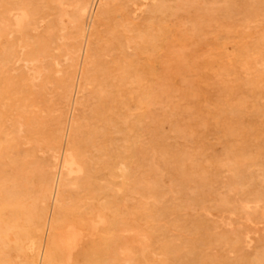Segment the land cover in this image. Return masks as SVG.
I'll return each instance as SVG.
<instances>
[{
    "label": "rangeland",
    "instance_id": "rangeland-1",
    "mask_svg": "<svg viewBox=\"0 0 264 264\" xmlns=\"http://www.w3.org/2000/svg\"><path fill=\"white\" fill-rule=\"evenodd\" d=\"M2 1V2H1ZM53 1L54 0H0V16H1V14H2V16L0 17V34H2V35H0V93H1V91H3L2 93H1V95H0V120L3 118V117H5V118H3V121H0V130H4L3 132L2 131H0V135L4 138V139H2L1 138V136H0V142L2 141V143H0V153L2 152V151H4L3 153H1L0 155H1V157H0V167L2 168V171H0V189L2 188L3 189V194L1 193L2 191V189L0 190V194H2V198H1V195H0V198H1V200H0V216H1V218H0V235H1V237H0V240L1 241H3V244H4V246H3V244H2V246H1V249H3L4 250V252H5V250H6V256L7 255H9L10 257L8 258V256L6 257V256H4V252H2L3 250H1L0 249V254L2 255V256H4V257H6V258H4V260H2V257L0 256V264H1V262L3 263V264H41V260L43 261L42 263H44V261H45V259H43V257L42 256H45V253H46V247H47V244L45 243V240L44 239H46V241H48V239H49V237L48 236H46V235H49V228H50V222L54 219L53 218V215H54V217H55V214H56V210L58 211L57 212V214H56V216H59V214H60V218L62 219V220H66L65 222H70V221H74L77 225H82L83 227H85L84 229H85V232H84V236H83V239L79 242V244H78V246H77V248L74 250V253H73V256H72V258L68 261L67 260V256L63 253V251L61 250H59V259L56 261V262H58L59 260H62V262H58L57 264H76V263H78V264H85L86 262H88V264H145V262L147 263H149V264H264V208H263V206H264V177L263 178H256L255 179V175L254 174H256L257 172H258V169L257 168H255V167H252L251 168V170H247V174L245 173V175H244V178L243 179H245L246 181H243L242 180V183L244 184H242V183H239L240 184V186L241 187H238L239 186V184L236 186V187H234V188H230L229 186H228V180H229V178H228V173L226 172V171H223V173L222 172H216L215 173V171H213L211 168H210V166H211V160H210V158H209V156H207V155H209V153H217V155H219V154H222V153H220L221 152V150L223 151V149H221L222 148V146H224V143H225V140L228 138V137H231L230 135H228V131H230L231 130V125H232V130L234 131L235 129L238 131L239 129H237L238 128V124H235L236 122H235V120H234V118L236 119L237 117H235V115H237V113L241 116V115H243V116H245L246 117V115H247V117H246V119H250V120H253L252 118L256 115V114H263L264 113V97H263V95H264V78H262V77H264V68H263V66H264V64H263V66L261 65L262 64V62H264V51L262 52L261 51V53L259 52V53H252V52H254L252 49H251V53L253 54L252 55V58H251V53H250V51L248 52V54L246 55V54H242L241 55V50H239V54L238 53H236V52H238V49H241L242 48V46L244 45V44H247V41H248V44H247V47H249V48H251L252 47V45H251V42H252V35H254V34H257V32L256 31H258L259 29V31H258V34L259 33H261V32H263V21H264V0H242V1H244V2H240L239 0H235V1H233L232 0V3H231V5L232 4H234V5H236V7H234L233 5L232 6H230L229 7V9L227 10V13H228V11H229V13L233 16H231L230 14H228L227 15V13H223V11H221V10H218L216 7L219 5L218 3H215L214 4V0H206V1H204V0H194V2H192L191 4H188V6H187V4H184L185 2V0L183 1V0H181V2L183 3V4H181L180 3V0H172V1H170V0H154L150 5H149V8H150V6H153V7H155V8H153L152 9V7L148 10V7L146 6L145 7V5H140L141 4V0H139L137 3L136 2H134V0H124V3H123V1L122 0H102V2H101V0H88L87 1V3H88V5L86 6V9H85V11L83 12V14L80 16L81 18H80V22H76L74 19H75V14L76 13H78V11H79V6H80V4H79V0H61V1H63V2H61L60 0H55V4L53 3ZM60 2L59 4H57L56 2ZM94 1H96V2H98V3H96V2H94ZM105 1V2H104ZM126 1H127V3H126ZM147 1V0H146ZM161 1V2H160ZM164 1V2H163ZM178 1V2H177ZM213 1V2H212ZM218 0H216V2H217ZM250 1V2H249ZM10 2V3H9ZM14 2H16L15 3V5L13 4ZM23 3V5H22V3ZM73 2V3H72ZM100 2H101V4H100ZM158 2V3H157ZM160 2V3H159ZM163 2V3H162ZM170 2H172V3H170ZM173 2H175L176 4H174ZM200 2V3H199ZM237 2V3H236ZM249 2V3H248ZM54 5H53V4ZM67 3L69 4V5H67ZM90 3H91V5H90ZM126 3V4H125ZM132 3V4H131ZM134 3V4H133ZM179 3V4H178ZM198 5H197V4ZM256 3V4H255ZM258 3V4H257ZM262 4V6H260L261 4ZM73 4V5H72ZM77 4H78V6H77ZM97 4V5H96ZM103 4V5H102ZM131 6H130V5ZM181 4V6L183 5V7L185 8V9H183L181 6V8L178 6V5H180ZM203 4H205V5H203ZM207 4V5H206ZM51 5V6H50ZM58 5L59 6H61V7H59V8H62V9H59L58 10ZM64 5V6H63ZM97 7H95V6ZM127 5H129L128 6V8L126 7ZM157 7H156V6ZM165 7H164V6ZM167 5V6H166ZM174 5H176V6H174ZM195 5H196V7H195ZM208 5H209V7H208ZM213 5V6H212ZM217 5V6H216ZM254 5H256V7L254 8ZM17 6H18V8H17ZM20 6V7H19ZM22 6V7H21ZM29 6V8H27ZM36 6H38V7H36ZM47 6H48V8H47ZM69 8V10H68V8ZM69 6H72V7H69ZM94 6V7H93ZM170 6H172V7H175V8H172V7H170ZM179 7V8H176V7ZM212 6V7H211ZM242 6V7H241ZM253 6V7H252ZM16 7V8H15ZM44 7V8H43ZM78 7V8H77ZM87 7L90 9H87ZM137 7V8H136ZM144 7V8H143ZM206 7V8H205ZM250 9H249V8ZM10 8V9H9ZM74 8H76V9H74ZM127 8V9H126ZM130 8H132L134 11H136V12H133L132 11V9H130ZM159 8V11L157 10ZM160 8H161V10H160ZM168 8V9H167ZM193 8H195V9H193ZM204 8V9H203ZM208 8V9H207ZM209 8H213V9H210V15L212 16V14H213V17H211L208 13H206V11H205V9H207V12L209 11ZM240 8V9H239ZM252 8H254L253 10H254V13H253V11H252ZM262 9V11L261 10H259V9ZM21 9V10H20ZM26 9V10H25ZM46 9H48V11L46 10ZM72 9V10H71ZM96 9H97V15H96ZM136 9V10H135ZM142 9H144V10H142ZM158 11H156V10ZM173 9L175 10V11H173ZM235 9V10H234ZM245 9H247V11H245ZM255 9H257V10H255ZM12 10H13V13H12ZM20 10V11H19ZM37 10V11H36ZM55 12H54V11ZM71 10V11H70ZM89 10V11H88ZM99 10V11H98ZM127 10V11H126ZM129 10V11H128ZM147 10V11H146ZM150 10H151V12L153 13H150ZM187 10H189V11H187ZM191 10V11H190ZM232 10V12H230ZM250 10H251V12H250ZM260 12H259V11ZM3 11H6V12H3ZM10 11V12H9ZM53 11V12H52ZM63 11V12H62ZM123 11H126V12H124L123 13ZM138 11H140L139 13H138ZM176 11H177V13H176ZM179 11V12H178ZM193 11V12H192ZM196 11V12H195ZM200 11V12H199ZM211 11H216V12H218L219 13V15L217 16L214 12L212 13ZM221 11V12H220ZM246 13H245V12ZM256 11V12H255ZM258 11V12H257ZM51 12V13H50ZM58 12L60 13V15L58 14ZM71 14H74V15H70V13ZM89 12H94V13H92L93 15H91V18H90V15H89ZM121 12V13H120ZM128 12V13H127ZM131 12V14H129ZM145 12H147V14H149L148 16H147V14L145 13ZM172 12V13H171ZM181 12V13H180ZM188 12V13H187ZM195 12V13H194ZM224 12H226V11H224ZM250 12V13H249ZM9 13V14H8ZM25 13L27 14V15H25ZM69 13V14H68ZM90 13V14H91ZM120 15V16H118V14ZM137 13V14H136ZM164 15H163V14ZM168 13H170L169 15H168ZM174 13V14H173ZM185 13V14H184ZM186 13L188 14L187 16H188V18L186 17ZM199 13V14H198ZM203 13H205V14H203ZM212 13V14H211ZM221 13H222V15H226V16H223V17H220V16H222L221 15ZM237 15H236V14ZM247 13H248V18H246L247 17ZM255 13H257V14H259V16L261 17H259V16H257ZM7 14V15H6ZM14 14V15H13ZM17 14H19V15H17ZM39 14V15H38ZM52 14H53V16H52ZM57 14V15H56ZM68 14V15H67ZM122 14H124V15H122ZM127 14H129V15H127ZM133 14L135 15L134 17H133ZM146 14V15H145ZM157 14V16H155ZM173 14V15H172ZM178 14V15H177ZM214 14H215V16L216 17H218V19L220 20H218V19H215L216 17L214 16ZM249 14H250V17H249ZM256 15L257 16V18H256V16H253V15ZM263 14V15H262ZM13 15V16H12ZM30 15V16H29ZM56 15V16H55ZM87 15H89V16H87ZM94 15H95V17H94ZM117 15V16H116ZM139 15V16H138ZM146 16L145 18H146V20H145V18H144V16ZM153 15V16H152ZM181 15L183 16V17H181ZM185 15V16H184ZM191 15V16H190ZM196 15V16H195ZM197 15H199V16H197ZM205 15V16H204ZM207 15V16H206ZM210 17H209V16ZM235 15H236V17H235ZM18 16V17H17ZM46 16H47V18H46ZM51 16H52V18H51ZM61 16V17H60ZM87 16V17H86ZM93 16V17H92ZM128 16V17H127ZM137 16V17H136ZM201 16V17H200ZM241 16H243L242 17V19H241V22H240V20H238V18L240 19L241 18ZM251 16H253V17H251ZM11 17V18H10ZM31 17V18H30ZM73 17V18H72ZM117 17H119V20H118V18ZM126 17V18H125ZM139 17V18H138ZM149 17H151V19L149 18ZM156 17V18H155ZM160 17H162V18H160ZM195 17V18H194ZM205 17L207 18L206 19V21H204L205 20ZM215 17V18H214ZM229 19H228V18ZM231 17V18H230ZM55 18H56V20H55ZM84 18V19H83ZM159 18H160V20H159ZM180 18H182V19H180ZM187 18V19H186ZM191 18V19H190ZM203 18V19H202ZM210 20H209V19ZM211 18H213V20L214 21H212V22H210L212 19ZM224 20H222V19ZM226 18H227V20H226ZM244 18H246L244 21H242ZM249 18H250V20H249ZM253 18H256V19H253ZM7 20V23L4 21V20ZM14 19V20H13ZM27 19V20H26ZM32 19H33V21H32ZM44 19H46V20H44ZM51 19H52V21H51ZM66 19V20H65ZM72 19V20H71ZM89 19H90V21H89ZM133 19V20H132ZM138 19H140V21L141 22H143V25L144 24H147V27L148 26H150L151 27V23H153L152 24V27L150 28V27H148L147 28V31H146V28H145V26L143 27V25L141 24V22L140 21H138V23H137V20ZM142 19V20H141ZM151 21H150V20ZM152 19H154V21L152 20ZM156 19H157V21H158V23L161 25V27H160V25L157 23V21H156ZM166 19V20H165ZM171 19H176L175 21L174 20H171ZM185 19H186V21H185ZM189 19H190V21H189ZM234 19V20H233ZM249 20V22H247L248 20ZM60 20V21H59ZM92 20V21H91ZM132 20V21H131ZM136 20V21H135ZM144 20V21H143ZM148 20V21H147ZM171 20V21H170ZM187 20L191 23H187L186 24V22H187ZM199 20V21H198ZM209 20V21H208ZM221 20L223 21V24L224 25H221L222 24V22H221ZM236 20H238V22L236 21ZM261 20H263L262 22H261ZM43 21V22H42ZM55 21H57V22H55ZM69 21H71V22H69ZM89 21V22H88ZM134 21V22H133ZM150 21V25H148L149 22ZM156 21V22H155ZM163 21H165V22H163ZM172 21H173V23H172ZM181 21V22H180ZM202 22L203 21V24H199L198 22ZM226 21V22H225ZM233 21V22H232ZM258 21H259V23H258ZM39 22H41V23H39ZM44 22H46V24L44 23ZM49 22H52V23H50L49 24ZM55 22V23H54ZM68 22H69V24H68ZM73 22V23H72ZM74 22H75V24H74ZM83 22H84V25H83ZM92 22V23H91ZM119 22H121V23H119ZM124 24H123V23ZM135 22H136V24H135ZM146 22V23H145ZM183 22V23H182ZM205 22L206 23H208V25L207 24H205ZM210 22V23H209ZM214 22H215V24H214ZM241 24H243V26L244 27H246L245 29L247 30L246 32L244 31L245 29L243 28V26L242 25H240V23ZM243 22V23H242ZM247 22V23H246ZM251 22H257V23H255V26H254V24L252 23L251 24ZM3 23V24H2ZM44 23V24H43ZM58 23V24H57ZM60 23H62L61 25H59ZM68 25H67V24ZM80 23H82L81 24V26H80ZM90 23V24H89ZM118 23V24H117ZM133 23H134V25H133ZM140 23V24H139ZM167 23H169V24H167ZM171 23V24H170ZM197 23V24H196ZM232 23V24H231ZM237 23H238V25H237ZM246 23V24H245ZM250 23V24H249ZM260 23H262V24H260ZM10 24V25H9ZM15 24V25H14ZM52 24H54V25H52ZM76 24H78V25H76ZM88 24V25H87ZM131 24L135 27H132L131 26ZM159 26H158V25ZM163 24V25H162ZM166 24V27H168V26H170L169 27V29H171V30H169L168 28H165V25ZM178 24H180V25H178ZM190 24V25H189ZM195 24V25H194ZM216 24H218V26L216 25ZM235 24V25H234ZM247 24H248V26H251L250 28L252 29V30H250V29H248L249 27L247 26ZM22 25V26H21ZM29 25V26H28ZM39 25V26H38ZM42 25V26H41ZM63 25V26H62ZM77 27H76V26ZM90 25V26H89ZM101 25V26H100ZM119 25V26H118ZM123 25V26H122ZM136 25V26H135ZM141 25V26H140ZM172 25H174V26H172ZM188 25L190 26V27H188ZM192 25V26H191ZM201 28H199L198 26ZM203 25V26H202ZM221 25V26H220ZM226 25V26H225ZM260 26V27H258V26ZM9 26H11V27H9ZM31 26V27H30ZM34 26V28L36 29V31H35V29L33 28L32 29V27ZM41 26V27H40ZM44 26V28H42ZM48 26V27H47ZM53 26V27H52ZM65 26V27H64ZM66 26H68V28L71 30H69L68 28L67 29H65L66 28ZM85 26V27H84ZM91 28H89V27ZM129 26V27H128ZM140 26V27H139ZM157 26V27H156ZM172 26V27H171ZM182 26V27H181ZM196 27L195 28V31H193V29L194 28H192V27ZM202 26V27H201ZM204 26H206V27H204ZM212 26H215V27H212ZM229 26V27H228ZM230 26H231V30H230ZM234 28H233V27ZM239 26V27H238ZM17 27V28H16ZM49 27H51L50 29H49ZM59 27H60V29H61V27L63 28V29H59ZM74 27H75V29L76 30H74ZM79 27H80V29H79ZM87 27H88V29H89V31H88V29H87ZM139 27V28H138ZM143 27V28H142ZM153 27H155V28H153ZM175 27V29H172V28H174ZM180 27V28H179ZM256 27H258V28H256ZM263 27V28H262ZM48 28V29H47ZM54 28V30H52ZM82 28V29H81ZM130 28V29H129ZM136 28H138V29H136ZM142 29V30H139V29ZM152 28H153V30H152ZM158 28H160V30L158 29ZM213 28V29H212ZM229 28V30H230V32L228 31V33H230L228 36H226L228 33H227V29ZM253 28L254 29H256V31H254L253 30ZM31 29H32V31H31ZM39 31H38V30ZM65 29V30H64ZM84 29V30H83ZM131 29H133L137 34L135 35L134 33H133V30H131ZM157 30V34H156V30ZM165 29V30H164ZM181 29V30H180ZM182 29H183V31H182ZM189 29H191V30H189ZM199 30V32L200 33H202V34H200L197 30ZM208 30V31H206V30ZM217 29H220V30H215ZM223 29V30H222ZM225 29V30H224ZM238 30L237 32H235V33H232L233 31H235V30ZM240 29V30H239ZM12 30V31H11ZM68 30V31H67ZM90 30H91V32H90ZM189 30V31H188ZM222 30V31H221ZM241 30L243 31V35L240 33L241 32ZM22 31V32H21ZM24 31V32H23ZM35 31V32H34ZM54 31V32H53ZM58 31V32H57ZM65 31V32H64ZM124 31H126V32H124ZM140 31V32H139ZM163 31V32H162ZM191 31V32H190ZM226 33H225V32ZM21 32V33H20ZM35 34H34V33ZM37 32V33H36ZM88 32H90V33H88ZM142 32H144V33H142ZM163 33V35H161V33ZM193 32H195V33H193ZM196 32H198V33H196ZM207 32V33H206ZM254 32V33H253ZM256 32V33H255ZM4 33L6 34V35H4ZM60 33L62 34L61 35V37H60ZM80 33V34H79ZM82 33V34H81ZM131 33V34H130ZM138 33H139V35H138ZM147 33V34H146ZM149 33V34H148ZM154 33V34H153ZM189 33H191V34H189ZM192 33H193V35H192ZM231 33H232V39L230 38V36H231ZM239 34L240 36L242 35L243 37H239V35H237V34ZM248 33V34H247ZM9 34V35H8ZM43 34H45V35H43ZM47 34H49V36L47 35ZM52 34V35H51ZM133 34V35H132ZM144 34L145 35H147V36H144ZM156 34V35H155ZM158 34H160V38H159V36H157ZM197 34V35H196ZM201 35V38H203V39H201V38H199V36ZM209 34V35H208ZM218 34H219V36H218ZM4 35V36H3ZM87 35V36H86ZM189 35V36H188ZM203 35V36H202ZM208 35V36H207ZM211 35V36H210ZM235 35H237L240 39H242V40H240L239 39V41H238V43L236 42L237 40V38L238 37H236ZM247 35V36H246ZM4 38H3V37ZM32 36H33V38H32ZM36 36H39L38 38H39V40H38V38H36ZM64 38H63V37ZM68 36V37H67ZM82 38H81V37ZM89 36V37H88ZM91 36V37H90ZM132 36H134V37H132ZM137 38H139V36H144V38L142 37V38H139V39H137ZM164 37V39H163V37ZM182 36V37H181ZM191 36L194 38V37H198V39H196V44H198V46L196 47V44L194 43L195 41V39H193V38H191ZM207 36V37H206ZM210 36V37H209ZM215 38H214V37ZM223 38H222V37ZM234 36H235V38H234ZM250 36V37H249ZM7 37V38H6ZM125 37H126V39H125ZM148 37V38H147ZM155 37V38H154ZM168 37H170V39L168 38ZM184 37H188V39L187 38H184ZM205 37H206V39H205ZM218 37H219V39H220V37H221V39L219 40L218 39ZM229 38L230 40H234V42L233 41H230L229 42V39L228 40H225L224 38ZM3 40H2V39ZM29 38V39H28ZM44 38V39H43ZM48 38H49V40H48ZM50 38H52V39H50ZM58 38V39H57ZM63 40H62V39ZM66 38V39H65ZM74 38V39H73ZM81 38V39H80ZM131 38V39H130ZM137 39V41H136V39ZM175 38V40L173 41V39ZM182 38H184V39H182ZM192 40H190V39ZM210 38V39H209ZM65 39V40H64ZM71 39H73V40H71ZM76 39V40H75ZM78 39V40H77ZM133 39H134V41H133ZM142 39V43H144V47L143 46H141L142 45V43L140 42V40ZM143 39H146V40H151V42H150V40H149V42L148 41H143ZM153 39H156V40H158V41H160V42H158L159 44L157 45V42H155V40L153 41ZM160 39H163V40H160ZM181 39H182V41H181ZM217 39V40H216ZM223 39V40H222ZM244 39V40H243ZM248 39V40H247ZM252 39V40H251ZM30 42H29V41ZM48 40V41H47ZM75 40V41H74ZM87 40V41H86ZM110 40V41H109ZM126 40V41H125ZM130 40H131V42H130ZM187 40V41H186ZM208 40H210V41H208ZM219 40V41H218ZM226 41V44H225V42L224 43H222L223 41ZM236 40V41H235ZM245 40H247V41H245ZM33 41V42H32ZM39 41V42H38ZM44 41H47V43L46 42H44ZM72 41V42H71ZM96 41V42H95ZM161 41H163V42H161ZM181 41V42H180ZM197 41L199 42V41H205V43L203 44V42H201V43H197ZM206 41H208V42H206ZM214 41H215V43H214ZM216 41H218V42H216ZM222 41V42H221ZM28 42H29V44L30 45H32V46H30L29 44H28ZM34 42H37V44L36 43H34ZM50 42H51V44H50ZM135 42V43H134ZM136 42L137 43H139V44H136ZM146 42V43H145ZM189 44H188V43ZM235 42H236V44H235ZM32 43V44H31ZM39 43H41L40 45H41V47H40V45H38ZM43 43V44H42ZM96 43H98V46H97V44ZM108 43H109V45H108ZM129 43V44H128ZM140 43H141V45H140ZM148 43V44H147ZM162 45H161V44ZM166 43H169V44H166ZM210 43H211V45H210ZM213 43V44H212ZM216 43H217V45H216ZM220 43L221 44H223V46L221 47V45H220ZM228 43H229V45H228ZM33 44H36V46H33ZM84 44H86V45H84ZM101 44V46H99ZM126 44V45H125ZM132 44V45H131ZM135 46H134V45ZM165 44V45H164ZM175 44V45H174ZM177 44V45H176ZM199 44L200 45H202V46H200L199 47ZM233 45V46H231V45ZM235 44V45H234ZM242 44V45H241ZM25 45L27 46V45H29L30 47H32V48H30L29 46H28V48L26 47V48H24L25 47ZM45 45V46H44ZM51 45V46H50ZM75 45V46H74ZM83 45V46H82ZM130 45V46H129ZM162 47H164L165 49L166 48H168L167 46H170V45H172V48L170 49V48H168L167 50L168 51H164L163 49L164 48H162ZM167 45V46H166ZM174 45V46H173ZM190 45L193 47H190ZM219 45V46H218ZM239 45H240V47H239ZM251 47H250V46ZM47 46V47H46ZM49 46H50V48H49ZM58 46H59V48H58ZM61 46V47H60ZM65 46V47H64ZM108 46V47H107ZM146 46V47H145ZM147 46H149V47H147ZM151 46V47H150ZM157 46H158V50H156L157 49ZM160 46V47H159ZM216 48H215V47ZM2 47H3V50H2ZM6 47V48H5ZM36 47L37 48H39V49H36ZM46 47V50L44 49ZM63 47V48H62ZM82 47V48H81ZM100 47H101V49H100ZM120 47V48H119ZM131 47H133V48H131ZM135 47V48H134ZM136 47H138V48H140V49H138V48H136ZM152 47L154 48V50L152 51V53H151V51H149V49L148 48H150V49H152ZM182 47H183V49H182ZM186 47H188L189 49L187 50V48ZM202 47V48H201ZM205 49H207L208 48V53L206 52L207 50H205ZM231 48V50H229L230 48ZM235 47V48H234ZM41 48V49H40ZM66 48V49H65ZM129 48V49H128ZM161 48H162V50H161ZM195 48H196V50H195ZM212 48V49H211ZM221 48V49H220ZM225 48V49H224ZM32 49H35V50H32ZM48 49V50H47ZM49 49H51V50H49ZM72 49V50H71ZM83 49H84V51H83ZM86 49V50H85ZM126 49V50H125ZM135 51H134V50ZM137 49V50H136ZM143 50V53L142 54H140L141 52H142V50ZM170 49V50H169ZM174 49H176L175 51H174ZM200 49V50H199ZM213 49L215 50V51H213ZM226 49H228L227 51H226ZM31 50H32V52H31ZM129 50V51H128ZM132 50V51H131ZM139 50H141V51H139ZM173 52H172V51ZM181 50H183V51H181ZM189 50H191V51H189ZM195 50V51H194ZM204 50H205V52H204ZM234 50V52L232 53V51ZM4 51V52H3ZM35 51V52H34ZM39 52V54H38V59L36 58V52ZM41 51V52H40ZM74 51V52H73ZM89 51V52H88ZM118 51H119V53L121 54H119L118 53ZM162 51V52H161ZM164 51V52H163ZM196 51H197V53H196ZM202 51H203V53H202ZM224 51V52H223ZM25 52L27 53V55H25ZM28 52H30L29 54H28ZM43 52H45V54L43 53ZM48 52H50L49 54H48ZM72 53V54H74V55H72V54H70V53ZM83 52V53H82ZM85 52H86V54H85ZM115 52V53H114ZM124 52H125V54H124ZM126 52H129V53H131L130 55H128L129 53H126ZM134 52H136V53H134ZM144 52L146 53V52H148V53H146V55L144 54ZM150 52V53H149ZM160 52V53H159ZM169 52V53H168ZM185 52V53H184ZM191 52V53H190ZM212 52V53H211ZM214 52V53H213ZM219 52H222V54H219ZM226 52V53H225ZM231 54H230V53ZM43 53V58H42V55H40V54H42ZM112 53V54H111ZM134 53V54H133ZM154 53H155V55H154ZM161 53H162V55H161ZM168 53V54H172V55H166V54ZM186 53H188V54H186ZM202 53L203 55H204V57H203V55L200 54ZM218 55H217V54ZM70 54V55H69ZM109 54V55H108ZM123 54V55H122ZM138 54V55H137ZM149 54H151V55H149ZM156 54H157V58H156ZM165 54V55H164ZM177 57V60H176V58L174 59V55ZM190 54V55H189ZM205 54H206V56H207V54L209 55L210 54V56L208 57H206L205 58ZM224 54V55H223ZM226 54H229V56H227ZM259 54H260V57H259ZM34 55V56H33ZM76 55V56H75ZM107 55H108V57H107ZM117 55H119V56H117ZM126 55V56H125ZM135 55H136V57H135ZM142 55H144V56H142ZM159 55V56H158ZM161 55V56H160ZM184 55V56H183ZM189 55V56H188ZM194 55V56H193ZM196 55V56H195ZM216 55V56H215ZM221 55V56H220ZM235 55V56H234ZM237 55V56H236ZM239 55V56H238ZM244 55V57L242 58L241 56H243ZM257 55V56H256ZM6 56H8V57H6ZM20 56V57H19ZM74 56V57H73ZM112 56V57H111ZM117 56V57H116ZM126 57V59H124L125 57ZM130 56V57H129ZM133 56V57H132ZM150 56V57H149ZM163 56H166L165 57V59H163V60H165V61H163L162 60V62H161V60H159V58L161 59V58H164ZM173 58H172V57ZM188 56V57H187ZM215 56V57H214ZM225 56H227L228 58H226ZM233 56V57H232ZM245 56H247V57H245ZM4 59H3V58ZM29 57V58H28ZM39 57H41V58H39ZM72 57V58H71ZM80 57H81V59H80ZM124 57V58H123ZM127 57H129L128 59H127ZM144 58L143 60L141 59V58ZM148 57V58H147ZM153 57V58H152ZM170 59H169V58ZM185 57V58H184ZM192 57H193V59H192ZM199 57H200V59H199ZM229 57H231V58H229ZM241 57V58H240ZM249 57V58H248ZM257 59V61H255L256 59ZM5 58L7 59V60H5ZM84 58V59H83ZM107 59V60H105V59ZM111 58H112V60H111ZM113 58H114V60H113ZM135 58V60L137 61H135V60H133ZM152 58V59H151ZM156 58V60L154 61V59ZM166 58H167V60H166ZM189 58V60L190 61H188L187 59ZM195 58V59H194ZM209 58H212V59H209ZM218 60H217V59ZM224 58V59H223ZM225 58H226V60L228 61V64H227V61L225 60ZM236 58V59H235ZM240 58V59H239ZM251 58V59H250ZM258 58H260L261 60L263 59V61H261L260 59H258ZM34 59V60H33ZM110 59V60H109ZM141 59V62L142 63H140V61L139 60ZM184 59V60H183ZM201 60L202 61V63L199 61V63L201 64H198V61L196 62V60ZM206 61H205V60ZM234 59H235V61L237 60V61H239L240 62V64H242L243 65V67L246 69V70H244V68L242 67V65H241V67H240V65L237 63V62H235L234 61ZM243 59V60H242ZM246 59H249L248 61L246 60ZM253 59V60H252ZM4 60V61H3ZM9 60V61H8ZM73 60V61H72ZM127 62H126V61ZM133 60V61H132ZM145 60V61H144ZM158 60H159V64H154V62H157L158 63ZM173 61L174 62V64H173V62H171V61ZM223 60V61H222ZM7 61V62H6ZM124 61V62H123ZM148 63H147V62ZM179 61V62H178ZM186 61H187V63H186ZM220 61V62H219ZM226 61V63H223V62H225ZM229 61H230V64H229ZM243 61H244V64H243ZM246 61V62H245ZM257 63H259V61H260V66L258 65L257 66V64L255 65V62ZM14 62V63H13ZM71 62V63H70ZM84 62V63H83ZM86 62V63H85ZM136 62V63H135ZM165 62V63H164ZM213 62H215V63H213ZM231 62H234V65H232L233 63H231ZM126 65H125V64ZM131 63V64H130ZM133 63V64H132ZM135 63V64H134ZM139 63H140V65L142 64L143 65V63H144V66L142 67V65L140 66L139 65ZM150 63H151V66H150ZM155 65H153V64ZM160 63H161V65H162V63H164V64H166V65H162V66H160ZM171 65H170V64ZM189 63H191V66L189 65ZM194 63H197V64H195V67H196V65H197V67H200V66H203L202 68H201V70L203 71H201L200 70V68H197L196 67V69L194 70ZM208 63H209V65H208ZM220 63H222V65L220 64ZM72 64V65H71ZM85 64H87V65H85ZM148 64V65H147ZM223 64H225V66H223ZM248 64V65H247ZM254 64V65H253ZM5 66V67H3V66ZM70 65V66H69ZM74 65V66H73ZM129 65H131V66H129ZM133 65V66H132ZM168 65V66H167ZM172 65H173V68H172ZM185 66V67H187V69H189V70H187L185 67H182V66ZM193 65V66H192ZM199 65V66H198ZM208 65V66H207ZM226 65H227V68H226ZM2 66V67H1ZM110 66V67H109ZM147 66H150L149 67V69H148V67L146 68ZM158 66H160V67H158ZM166 66V67H165ZM181 66V67H180ZM205 66H207V67H205ZM220 66H223V68L222 67H220ZM238 66V67H237ZM251 66V67H250ZM11 67V68H10ZM73 67V68H72ZM130 67H131V69H130ZM135 67L136 68H139V70L137 69V72H134V70L133 69H135ZM143 69H142V68ZM144 67H145V69H144ZM192 67H193V69H192ZM214 67H217V68H214ZM220 67V68H219ZM232 67L234 68V69H232ZM239 67H240V69H239ZM246 67H248V68H246ZM259 70H255L256 68ZM72 68V69H71ZM81 68V69H80ZM160 68H162V70H160ZM163 68H166V73L167 74H165L164 72V70H163ZM168 68V69H167ZM179 68H181V69H179ZM261 68H262V73H261ZM5 69H6V71H5ZM75 69V70H74ZM118 69H120L119 71H118ZM128 71H127V70ZM161 71H159V70ZM170 69V70H169ZM186 69V70H185ZM206 69V70H205ZM223 71H222V70ZM229 69V70H228ZM237 69V70H236ZM4 70V71H3ZM78 70V71H77ZM79 70H80V74H79ZM83 70V71H82ZM132 70L133 71V75H132V71H131V73H129L130 71ZM136 70V69H135ZM141 70V72H138V71H140ZM147 70V71H146ZM151 70V71H150ZM192 70V71H191ZM198 70V71H197ZM233 70V71H232ZM248 70V71H247ZM251 70H252V72L254 71V74L251 72ZM73 71V72H72ZM76 71V72H75ZM157 71V72H156ZM169 71H170V73H172L171 71H174L171 75H173V76H171L170 77V73H169ZM188 71V72H187ZM195 71V72H194ZM230 71H232L233 72V74H232V72H230ZM241 73H240V72ZM243 71V72H242ZM248 73H247V72ZM258 71V72H257ZM118 72V73H117ZM147 72L148 73V79L147 80H149L150 78V80L148 81L149 83V85L150 86H152V87H147L148 86V84H147V80H146V78H147V76H145L144 74ZM153 72H154V74H153ZM180 72H181V74H183V75H180ZM183 72H185V73H183ZM205 72H207V73H205ZM213 72H215V73H213ZM256 72V73H255ZM5 73V74H4ZM120 73H121V75H120ZM124 73V74H123ZM126 73V74H125ZM138 73L140 74V75H138ZM143 73V74H142ZM147 73H146V75H147ZM152 73V74H151ZM159 73H161V75L163 76V77H161L160 75H159ZM174 73H175V75H174ZM187 73H193V74H191L192 75V77H190L191 75H189V74H187ZM197 73H199L200 75H198ZM203 73V74H202ZM220 73V74H219ZM226 73V76L225 75H223V74H225ZM228 73H229V75H228ZM235 73V74H234ZM243 73V74H242ZM247 73V74H246ZM252 73V74H251ZM257 73H259L258 75L260 76H258L257 75ZM66 74V75H65ZM70 75V77H73V79L72 78H70L69 77V75ZM130 74V75H129ZM184 74H185V76H184ZM195 74V75H194ZM201 74H202V76H201ZM215 74V76H213ZM218 74V75H217ZM230 74H232V76L233 77H231V75ZM248 74H250V76L251 77H255L256 79H258V80H253V78H252V80L253 81H251V84H249V80H251V78H250V76L248 75ZM263 74V75H262ZM8 77H7V76ZM78 75L80 76V77H78ZM122 75H124V77L121 79V77H122ZM127 75L129 76V78H130V82L132 83V81L133 82H135L134 83V85H133V83H132V86H131V83L129 82V79H128V77H127ZM139 77H142V76H144V77H142V78H144L145 79V81L141 78L140 80H142V81H144V84H143V82L142 81H140L139 82V79L137 78V76ZM142 75V76H141ZM149 75H151L152 77H150ZM156 75V78L157 77H159V78H155L154 76ZM195 77H194V76ZM209 75V76H208ZM223 75V76H222ZM240 75H241V77H242V79H241V77H240ZM249 77H248V76ZM255 75H257L258 77H256ZM125 76H126V78H125ZM132 78H131V77ZM133 76H134V78H133ZM166 76H167V78H166ZM169 76V77H168ZM185 78H184V77ZM189 77L190 79H188L187 77ZM199 77V79L197 78V77ZM202 78H201V77ZM211 76H213V77H215L214 79H215V81H214V79H213V77H211ZM238 76V77H237ZM5 77V78H4ZM63 77H65L64 79H63ZM113 77V78H112ZM116 77V78H115ZM118 77V78H117ZM139 77V78H140ZM146 77V78H145ZM221 77V78H220ZM223 77H227L226 78V80H223ZM231 77V78H230ZM75 78H78V80H80V81H78L77 79L75 80ZM125 78V82H124V79ZM159 82H157L155 79ZM162 78L164 79L165 78V80H167L166 82L165 81H163L162 80ZM205 79V81H203L204 79ZM216 78H217V80H218V78H219V82H221L220 84H221V88H224V89H221L219 86H218V84L219 83H217L216 82ZM231 80L232 78L234 79H232L231 81L229 80V79ZM235 78H238V79H236L235 80ZM248 78V79H247ZM53 79V80H52ZM67 79H69V80H67ZM71 79V80H70ZM117 79V80H116ZM118 79H120V80H122L121 82H119L118 81ZM135 79H137L136 81H135ZM159 79H161L163 82L161 83V80H159ZM185 79H187V80H185ZM196 79H198L197 81H199L198 83L195 81ZM212 79V80H211ZM241 79V80H240ZM244 79H246V82H245V80ZM64 80V82L68 85H64L63 83H62V81ZM116 80V81H115ZM152 80H155V81H152ZM169 80H170V82H169ZM206 80H207V82H206ZM229 82H228V81ZM238 80V81H237ZM260 80H262V81H260ZM23 81V82H22ZM30 81L32 82V84L30 83ZM67 81V82H66ZM77 83H79V84H77ZM84 81H86L85 83H84ZM174 81V82H173ZM179 83H178V82ZM200 81H202V82H200ZM225 81H227V83L225 82ZM232 81H237V83H240V82H242V84L240 83V84H238V85H240V86H237V84L236 83H234V84H231V83H233ZM256 81V83H255V85H254V83L253 82H255ZM258 81H260V83L258 82ZM47 82H49V83H47ZM70 82H71V84H70ZM82 82V83H81ZM87 82H88V85H87ZM117 82V83H116ZM122 82H124V83H122ZM129 82V83H128ZM137 82H139V83H137ZM150 82H151V84H150ZM152 82H154V83H152ZM177 82V84H175ZM245 82V86H244V83ZM262 82V83H261ZM99 83H100V85H99ZM107 83V84H106ZM116 83V84H115ZM120 83H122V86H123V88L124 89H122L121 87L122 86H120V85H117V84H120ZM142 85H141V84ZM163 83H164V87H163ZM181 83V84H180ZM192 83V84H191ZM199 83H202V84H199ZM206 83H208V84H206ZM104 84V85H103ZM113 84H114V86L115 85H117L118 86V88H117V86H115L117 89H121V90H118L117 91V89L115 88V89H113L114 87H112L113 86ZM124 84V85H123ZM125 84H128L129 86H127V85H125ZM159 84V85H158ZM161 84V85H160ZM168 84V88L166 87V85ZM173 84V86H171ZM175 84V85H174ZM182 84H184L183 85V87L181 86ZM203 84H205V85H203ZM215 84V85H214ZM246 84L248 85L249 84V86H247L246 87ZM259 84H260V86H259ZM59 85H60V87L62 88L63 87V90L65 89V91H63L60 87H59ZM70 85V86H69ZM73 85V86H72ZM75 85V86H74ZM76 85H78V86H76ZM84 85V86H83ZM85 85H86V88H85ZM157 85V86H156ZM177 85V87H175ZM192 85V86H191ZM200 85V86H199ZM203 85V86H202ZM207 85V86H206ZM250 85H251V87H255L256 85H257V87H255L254 89L253 88H250ZM9 86V87H8ZM57 86L59 87V89L57 88ZM68 88H67V87ZM96 86H98V88L101 86V88H102V86H103V88L101 89L100 88V91H98L97 89V87ZM131 86V87H130ZM139 86V87H138ZM189 86V87H188ZM196 86H198V87H196ZM202 86V87H201ZM204 86H205V88H204ZM214 86V87H213ZM216 86H217V88H216ZM227 86V87H226ZM231 87V89H230V87ZM243 86V87H242ZM12 87H13V89H12ZM75 87H76V89H75ZM84 87V88H83ZM107 87V88H106ZM109 87V88H108ZM112 87V88H111ZM125 87H128L127 89L125 88ZM135 87H137V88H135ZM142 87V88H141ZM154 87H156V88H154ZM161 87H163L164 89H162ZM174 89H173V88ZM181 87V88H180ZM212 87V88H211ZM229 87V88H228ZM236 87V88H235ZM239 87V88H238ZM248 88V90L246 89V88ZM260 87V88H259ZM104 88H105V93H104ZM129 88H134L132 91L130 90L129 91ZM139 88V89H138ZM145 88H147V89H145ZM158 88H159V90H158ZM178 88V89H177ZM185 88V89H184ZM214 88H216V89H214ZM232 88H233V92H232ZM234 88H235V90H234ZM263 89V91H262V89ZM78 89V90H77ZM82 89V90H81ZM94 89V90H93ZM107 89V90H106ZM110 89V90H109ZM126 89V90H125ZM136 89V90H135ZM161 89V90H160ZM165 89H168V90H165ZM170 89H172L171 91L174 93H170ZM180 89H181V91H180ZM188 89H190V90H188ZM192 89H193V91H195V92H193L192 91ZM206 90V92L204 91V90ZM211 89V90H210ZM218 89H221V90H218ZM228 89V90H227ZM243 89V90H242ZM253 89V90H252ZM261 89V90H260ZM9 90V91H8ZM61 90V91H60ZM75 90V91H74ZM103 92H102V91ZM114 90V92L115 93H113L114 94V96H112V94L110 95V91H111V93H112V91ZM123 90V91H122ZM128 90V92H125V91H127ZM154 91V93H152V91ZM177 90V91H176ZM201 90V91H200ZM209 92H208V91ZM217 90V91H216ZM224 90H225V92H224ZM240 90V91H239ZM245 90V91H244ZM247 90V91H246ZM256 90V91H255ZM98 91V92H97ZM106 91H108L109 92V94H108V92H106ZM138 91V92H137ZM157 91V92H156ZM158 91L160 92V93H158ZM168 91V92H167ZM174 91H176V92H174ZM187 91H188V93H187ZM198 91V92H197ZM235 91V92H234ZM239 91V92H238ZM259 91V92H258ZM4 92H6V93H4ZM67 92H69V93H67ZM73 92L74 93H76V95L74 94L73 95ZM81 92H82V94H81ZM84 92V93H83ZM96 92V93H95ZM99 92H101V93H99ZM119 92V93H118ZM124 92H125V94L126 93H128V94H130V95H128V94H124ZM133 92V93H132ZM158 94V95H156V93ZM169 93V94H167V93ZM211 92V93H210ZM215 92V94H213ZM219 92V93H218ZM241 92V94H238V93H240ZM242 92H244V93H242ZM4 93V94H3ZM8 93V94H7ZM58 95H57V94ZM67 95H66V94ZM107 94V95H102V97H103V100H105L106 99V96H108L109 95V98H108V100H105V102L102 100V97L100 96L101 94ZM119 95H118V94ZM148 93H149V95H148ZM162 93H163V95H162ZM165 93V94H164ZM180 93V94H179ZM203 93V94H202ZM209 95H208V94ZM228 94L227 96H226V94ZM246 93H247V95H246ZM251 93V95H252V97L254 98H252L251 97V95H248V94H250ZM80 96H79V95ZM89 94H90V96H89ZM93 94V95H92ZM100 94V95H99ZM118 96H117V95ZM131 94H132V96H131ZM134 94H135V96H134ZM153 94V95H152ZM167 94V95H166ZM180 95V96H178L177 97V95ZM187 94H189V95H187ZM198 94V97L196 96ZM213 94V95H212ZM219 94V95H218ZM223 94L225 95V96H223ZM231 94V95H230ZM235 94V95H234ZM238 94V95H237ZM258 94V95H257ZM75 96L74 98H71V97H73V96ZM82 95V96H81ZM95 95L97 96V97H95ZM123 97V98H121V96ZM154 95H156V97L154 96ZM163 97H162V96ZM164 95H166V96H164ZM173 95L175 96V97H173ZM183 95V96H182ZM204 95V96H203ZM221 95H222V97H221ZM233 95H234V97H233ZM255 95V96H254ZM67 96H69V97H67ZM115 96L117 97V98H115ZM126 96V98H124ZM127 96H129L128 98H127ZM134 96V97H133ZM136 96H137V98H138V100H139V102H138V100L136 99ZM138 96H140V98L138 97ZM153 96V98H151ZM159 96H161V97H159ZM173 97V100H171L170 98L171 97ZM182 96V97H181ZM193 96V97H192ZM216 96V97H215ZM220 96V97H219ZM257 96V97H256ZM64 97V98H63ZM77 97V98H76ZM93 97V98H92ZM110 97H112V98H110ZM130 97H133L131 100V102H130ZM168 97V98H167ZM177 97V98H176ZM192 97V98H191ZM197 97V98H196ZM204 97V98H203ZM209 97V98H208ZM232 97V98H231ZM238 97V98H237ZM247 99H246V98ZM249 97H250V100H249ZM255 97H256V101H255ZM92 98V99H91ZM96 98V99H95ZM98 98V99H97ZM101 98V99H100ZM154 98H156L155 100H154ZM189 98V99H188ZM193 99V100H191V99ZM205 98L207 99L206 100V102H205ZM221 98V99H220ZM224 98V99H223ZM243 98V99H242ZM244 98H245V100H244ZM252 98V99H251ZM260 98V99H259ZM69 99V100H68ZM73 99H76L75 101L73 100ZM117 101H116V100ZM124 99V100H123ZM167 99V100H166ZM175 99H176V101L177 102H175ZM196 99H198L197 100V105H195L194 106V101L196 102ZM201 99V100H200ZM208 99H209V101H208ZM230 99V100H229ZM5 100V101H4ZM8 100H10V101H8ZM40 100V101H39ZM46 100V101H45ZM62 100H64V101H62ZM71 100H72V102H71ZM93 100L95 101L94 103H93ZM129 100V101H128ZM161 100V101H160ZM166 100V101H165ZM170 100V101H169ZM180 100V102H178ZM187 100V101H186ZM193 101V103H191V105H188L190 102L189 101ZM218 100V101H217ZM223 100V101H222ZM225 100H226V102L227 103H225ZM233 102H232V101ZM236 100V101H235ZM237 100H238V103H237ZM241 102H240V101ZM244 100V101H243ZM251 100H253L254 101V103L255 104H257V106H258V104L260 105V106H258V107H254V104L252 105V109H250L251 108V104L253 103V101H251ZM263 100V101H262ZM3 101V102H2ZM70 101V102H69ZM74 101V102H73ZM97 101V102H96ZM99 101H101L100 102V105H99ZM108 101V102H107ZM116 103H115V102ZM121 101H123V102H121ZM135 102V105H134V102ZM167 101H169V103L167 102ZM172 101V102H171ZM203 101V102H202ZM231 101V102H230ZM249 102V104H248V102ZM262 101V102H261ZM2 102V103H1ZM5 102V103H4ZM52 102V103H51ZM66 102H67V104H66ZM69 102V103H68ZM104 104H103V103ZM111 102L112 103H115V104H111ZM125 102H128V103H126V105L124 106V104H125ZM133 102V103H132ZM137 102V103H136ZM150 102V103H149ZM162 104H161V103ZM186 102V103H185ZM189 102V103H188ZM200 102H201V104H203V105H201L200 104ZM222 102V103H221ZM235 102H236V104H235ZM23 103V104H22ZM45 103V104H44ZM50 103V104H49ZM57 103V104H56ZM63 103H65V104H63ZM95 103H97V104H95ZM108 103V104H107ZM117 103L119 104V105H117ZM123 103V104H122ZM153 103V104H152ZM160 103V104H159ZM166 103V104H165ZM168 103V104H167ZM173 104V106H172V104ZM178 103V105L180 104V106H179V108H184V109H182V110H184V112L186 113V111H190L194 116H192L191 115V113L190 112H187L186 114H188L187 116V120H190L189 121V123H191V125L189 126V123H188V121L186 120L184 123H183V126H182V122L184 121V120H182L183 118H185L186 117V115L184 114L183 115V113H182V111L178 108V105H176ZM183 103V104H182ZM240 103V104H239ZM5 104V106L3 107V106H1V105H4ZM72 104H75V105H72ZM101 104H103V106L101 105ZM121 104H122V106L123 107H119V106H121ZM129 104L131 105V107H127V106H129ZM164 104H165V107H164ZM169 104H171V105H169ZM209 104V105H208ZM225 106H224V105ZM227 104V105H226ZM232 106H231V105ZM248 107V109H247V107H245V105ZM261 104H262V106H261ZM66 105V106H65ZM72 106V108L71 107H69V106ZM99 105V106H98ZM106 105V106H105ZM111 107H110V106ZM114 105V106H113ZM139 105V106H138ZM162 105H163V107L165 108H162ZM166 105H168L167 107H166ZM211 105V106H210ZM241 105H243L244 107H240ZM68 106V107H67ZM98 106V107H97ZM107 106H108V108H107ZM113 106V107H112ZM134 106V107H133ZM172 106V107H171ZM177 106V108H175V107ZM198 106L200 107V108H198ZM202 106H203V108H205V109H203L202 108ZM210 106V107H209ZM223 106V107H222ZM229 106H230V109L232 108L233 109V111H232V109L231 110H229ZM239 106V107H238ZM256 106V105H255ZM67 107V108H66ZM78 107V108H77ZM99 107L101 108V109H99ZM114 107H116V108H114ZM134 108V110L132 111V113L131 112H129V111H131L132 109L131 108ZM149 107H151L152 109H150ZM162 109H161V108ZM168 107H169V109H171V110H173V109H175V111H179L178 113V118H179V120H180V122H178L179 124H181V127H182V130L181 131H183V132H181L182 133V137L180 136L181 134L178 132H176V131H174L173 130V128L171 127V125H172V123H170V124H168L169 122H171V120L170 119H165V120H163V123H162V129L164 130L163 132H164V134H167L166 135V137L169 139V137H171V139H169V141L171 140V142L172 143H169V141H167V138L165 139V141H164V144L162 145L163 147H154L153 146V144H152V141L150 140L151 138H150V136H151V132L154 130V122L153 121H150L152 118V116L151 115H155V114H157V113H160L161 111L163 112V109H164V111L165 110H168ZM209 107V108H208ZM234 107V108H233ZM255 109H254V108ZM3 108H6V109H3ZM55 108H57V109H55ZM63 108V109H62ZM93 108H95L96 109V111L97 112H95L94 113V111L95 110H92ZM97 108H98V110H97ZM102 108H103V110H102ZM105 108V109H104ZM107 108V109H106ZM111 108H113V109H111ZM124 108V109H123ZM128 109V112H127V109ZM144 108V109H143ZM146 108V109H145ZM147 108H149V109H147ZM154 108V109H153ZM202 108V109H201ZM206 108H207V110H206ZM215 108V109H214ZM261 108V109H260ZM3 109V110H2ZM9 109V110H8ZM16 109H18V110H16ZM25 109V110H24ZM40 111H38V110ZM60 109H62V110H60ZM66 109H68V110H66ZM70 109V110H69ZM77 109V110H76ZM108 109H110L109 111H108ZM114 109H115V111H114ZM122 109H123V111H122ZM136 109V110H135ZM139 109V110H138ZM193 109H195L194 111L195 112H192L193 111ZM201 109V110H200ZM228 109V110H227ZM240 109V111H237V112H235L234 110H239ZM241 109L244 111V109H245V115H244V112H241ZM250 109V110H249ZM22 110V111H21ZM61 113H59L58 111ZM117 110V111H116ZM120 110V111H119ZM137 110L139 111V112H137ZM151 110H152V112H151ZM157 110H159V111H157ZM192 110V111H191ZM203 110H205V111H207V112H203ZM211 111L212 112V114L214 115L215 113V116L216 117H218L217 119L220 121V126H213V124L212 123H210V125L208 124V123H206V121H207V119H208V117L210 116V114H208V111ZM216 110V111H215ZM218 110V111H217ZM221 110V111H220ZM227 110V111H226ZM248 112H247V111ZM252 110V111H251ZM4 111H6V112H8L9 113V115L6 113V112H4ZM13 111H15V112H18V113H15V112H13ZM43 111H45L46 112V114H43V113H45V112H43ZM68 111H70L69 113H71L70 115H69V113H67ZM101 111V113H102V111L103 112H107V114L106 113H102V114H100L99 112ZM122 111V112H121ZM230 111V112H229ZM260 111V112H259ZM262 111H263V113H262ZM91 114H89V113ZM112 112V113H111ZM127 114H126V113ZM136 112V113H135ZM147 112V113H146ZM150 112L152 113V114H150ZM227 112V113H226ZM234 112V113H233ZM251 113V115L252 116H250V113ZM254 112H255V114H254ZM6 113V114H5ZM21 113V114H20ZM24 113V114H23ZM58 113V114H57ZM78 113V114H77ZM93 113V114H92ZM98 113V114H97ZM119 113V114H118ZM182 113V114H181ZM189 113H190V116H189ZM200 113V114H199ZM203 113H206L207 115H208V117H207V115L205 116L207 119H205V118H203L202 116H204V114ZM223 113H225V115L223 114ZM228 113H232V116L230 115V114H228ZM242 113V114H241ZM253 113V114H252ZM4 114V115H3ZM14 114V115H13ZM60 114V115H59ZM97 114V116H95ZM112 115V117H111V115ZM121 114H122V116H121ZM149 114H150V117H149ZM196 114V115H195ZM67 115V116H66ZM95 117H94V116ZM104 115H106L105 117H107V118H105L104 117ZM108 115L110 116V118H108ZM118 117H117V116ZM126 115V116H125ZM141 115V116H140ZM148 115V116H147ZM181 115H182V117H181ZM230 115V116H229ZM234 115V116H233ZM264 115V114H263ZM3 116V117H2ZM8 118H7V117ZM19 116V117H18ZM84 116H86V117H84ZM90 116V117H89ZM99 116V117H98ZM120 116V117H119ZM148 118H147V117ZM184 116V117H183ZM194 117V118H192V117ZM250 116V117H249ZM13 118L12 120H11V118ZM23 117V118H22ZM36 117V118H35ZM69 117V118H68ZM100 117H101V119H102V117H103V119L105 120L106 119V121H104V122H107V124H105L102 120V122L104 123H101V121L99 122V119H100ZM114 117V118H113ZM143 118L142 120H140L141 118ZM145 117V118H144ZM199 117V118H198ZM223 117V118H222ZM226 117V118H225ZM231 117H233L232 118V120L230 119ZM17 120H16V119ZM60 118V119H59ZM85 118V119H84ZM91 118H92V120H91ZM95 118V119H94ZM112 118H113V120H112ZM135 118V119H134ZM140 118V119H139ZM150 118V119H149ZM189 118V119H188ZM192 120H194V121H192ZM196 118H198V119H196ZM5 119V120H4ZM8 119H10V122L11 123H8V122H6V121H9ZM67 119L68 120H70L69 122L67 121ZM89 119V120H88ZM129 119V120H128ZM146 119V120H145ZM201 119V120H200ZM202 119H204V120H206V121H202ZM15 120V121H14ZM19 120H20V122H19ZM66 120V121H65ZM88 120V121H87ZM96 120V121H95ZM131 120V121H130ZM139 120H140V122H139ZM146 121V122H148L147 120H149L151 123H153L152 125H151V123L150 122H148V123H146V122H144V121ZM166 120H169V122H167ZM178 120V121H179ZM182 120V121H181ZM197 120H199V121H197ZM249 120V121H250ZM128 122V127L127 126H125V124ZM144 122V124H143V122ZM166 121V122H165ZM201 121V122H200ZM233 123H232V122ZM248 121V122H249ZM3 122V123H2ZM17 124H16V123ZM69 123V125L67 124V123ZM74 122V123H73ZM85 122V123H84ZM126 122V123H125ZM136 122V123H135ZM192 122L195 124H192ZM198 122V123H197ZM205 122L206 124H203V123ZM13 123V124H12ZM66 123V124H65ZM79 123V124H78ZM111 124V126L109 127V125ZM119 123V124H118ZM187 123H188V126H187ZM202 123V124H201ZM228 123V125H226ZM19 124V125H18ZM89 124V125H88ZM92 124H93V126H92ZM98 124H100L99 126H98ZM102 124V125H101ZM133 126H132V125ZM139 124H141V125H139ZM143 124V125H142ZM148 124V125H147ZM200 124V125H199ZM231 124V125H230ZM6 125V126H5ZM13 125V126H12ZM23 125V126H22ZM25 125V126H24ZM67 126V127H64V126ZM77 125H79V127L80 128H82V129H80V130H78L79 129V127L77 126ZM85 125V126H84ZM90 125L92 126V127H94V129H96V132L94 131V130H92L93 128L92 127H90ZM105 125V126H104ZM106 125H107V127H106ZM135 125H138V127L137 126H135ZM150 125V126H149ZM169 125H170V127L172 128H170L169 127ZM186 125V126H185ZM203 125H204V127H203ZM205 125H206V128H205ZM229 125H230V128H228L229 127ZM10 126V127H9ZM71 128H70V127ZM74 126V127H73ZM85 128H84V127ZM97 126V128H95ZM102 126V127H101ZM148 126V127H147ZM193 126H194V128H193ZM202 128H201V127ZM212 126V127H211ZM6 127V128H5ZM9 127V128H8ZM77 127V128H76ZM89 127H90V129H89ZM106 129H105V128ZM137 127V128H136ZM141 127V128H140ZM151 128V129H148V128ZM184 127V128H183ZM185 127H186V129L188 130H186L185 129ZM188 127V128H187ZM191 127V128H190ZM200 127V129H198L197 130V128H199ZM236 127V128H235ZM12 128V130L11 131H9L10 129ZM16 128V129H15ZM52 130H51V129ZM65 128H67V131H65L66 129ZM86 128H87V131H86ZM92 128V129H91ZM100 128H102V131H103V133H102V131L100 130ZM109 128V129H108ZM153 128V129H152ZM190 128V129H189ZM193 128V129H192ZM196 128V129H195ZM204 128V129H203ZM235 128V129H234ZM6 129V130H5ZM9 129V130H8ZM22 129V130H21ZM44 129V130H43ZM64 129V130H63ZM84 129V130H83ZM89 129V130H88ZM104 129V130H103ZM108 129V130H107ZM120 129V130H119ZM133 129V130H132ZM169 129H171V130H173L172 131V133H173V135H170L171 133H170V131L171 130H169ZM184 129V130H183ZM203 131H202V130ZM209 129V130H208ZM30 130H32V131H30ZM49 130H50V132H49ZM61 130H63V131H61ZM78 130V131H77ZM90 130H92L91 132H90ZM99 130V131H98ZM145 130V131H144ZM166 130L169 132H167L166 133ZM199 130H200V132H199ZM206 130V131H205ZM208 130V131H207ZM234 131V132H236L237 133V131ZM5 131H7V133L5 132ZM16 131V132H15ZM23 131V132H22ZM39 131V132H38ZM55 131V132H54ZM57 131H59V132H57ZM70 131V132H69ZM79 131H85V132H88V134L87 133H81V132H79ZM100 132V134L101 135H99V136H97L99 133L98 132ZM104 131H105V133H104ZM110 131H111V133H110ZM125 131V132H124ZM135 131V132H134ZM187 133H186V132ZM9 132V133H8ZM13 132V133H12ZM21 132V133H20ZM33 133V134H35L36 136L34 137L33 135H30L31 133ZM63 132H64V135H63ZM67 132V133H66ZM95 132V133H94ZM118 132H120L119 134L116 133ZM141 132H144V133H141ZM176 132V134H174ZM190 132V133H189ZM194 132V133H193ZM199 132V133H198ZM203 132V133H202ZM208 132H209V134H208ZM13 135H12V134ZM30 133V134H29ZM37 133H40V134H37ZM59 133L61 134L60 136H59ZM66 133V134H65ZM71 133V134H70ZM81 133V134H80ZM92 133H93V135H92ZM124 133V134H123ZM125 133H127L128 135L126 136V134ZM184 133V134H183ZM189 133V134H188ZM198 135H197V134ZM10 134L12 135V136H10ZM67 134H68V136H67ZM83 134V136H81ZM89 134H91L92 135V137H91V135H89ZM103 134H104V136H103ZM109 135L110 134V136H106V135ZM115 134V135H114ZM142 134V135H141ZM185 134H187V136H185ZM195 134V135H194ZM203 134H205V135H203ZM239 133H237V135H238ZM8 135H9V137H8ZM30 135V136H29ZM40 135H42V136H40ZM48 135V136H47ZM63 135V136H62ZM85 135H87L86 136V138L84 137ZM130 135V136H129ZM138 135V136H137ZM146 136V137H148V139L150 140V143L148 142L147 143V138H145L144 136ZM179 136L177 139H180L181 140V138L182 139H184V142H183V140H177V139H175L176 137L175 136ZM210 135V136H209ZM5 136H7L6 138H5ZM15 136V137H14ZM58 136V137H57ZM98 137L97 139L98 140H103L102 141V143L100 142V141H98L97 139H96V137ZM106 136V137H105ZM113 136V137H112ZM142 136V137H141ZM200 136H202L201 137V139H199L200 138ZM209 136V137H208ZM222 136V137H221ZM225 136V137H224ZM233 136H234V134H233ZM18 137V138H17ZM21 137V138H20ZM64 137H66V138H64ZM89 137H91L90 138V140H89ZM101 137V138H100ZM105 137V138H104ZM108 137V138H107ZM109 137H112L111 138V140L109 141L108 139H109ZM135 137H136V139H135ZM173 137V138H172ZM188 137V138H187ZM197 137V139H193V138H196ZM203 137H205V138H203ZM238 137H239V135H238ZM13 138V139H12ZM16 138L18 139L17 141H16ZM20 138V139H19ZM43 138H45V139H43ZM95 138V139H94ZM102 138H104V139H102ZM124 138H126V139H124ZM133 138V139H132ZM191 140H190V139ZM206 138H207V140H206ZM225 138V139H224ZM2 139V140H1ZM8 139H11V140H9L8 141ZM21 139H22V141H21ZM43 139V140H42ZM63 139H65V140H63ZM71 141H70V140ZM81 139H82V141L83 142H81L80 143V141H81ZM138 139V140H137ZM173 139H175V140H173ZM199 139V140H198ZM204 139V140H203ZM232 139V138H231ZM258 139V141L256 140V139H252L251 141H257L256 143L257 144H255L254 142H251L250 141V145H249V150L250 151H255V149H257V147H262L263 148V153H264V134L262 135V137H260V138H257ZM3 140H4V142H3ZM5 140H6V143H5ZM34 140H36L35 141V143H34ZM37 140L39 141V142H37ZM69 140V141H68ZM73 140V141H72ZM107 140V141H106ZM177 140V141H176ZM188 142H190L191 144L190 145H192L193 147H195V148H193V147H191L192 148V151H190V149H187V148H189L190 147V145H188L189 143H186L187 141ZM190 140V141H189ZM196 140H198V141H196ZM201 140V141H200ZM45 141H46V143L48 144V146H46V144H45ZM64 141V142H63ZM87 141H88V143H87ZM97 143H96V142ZM117 141H118V143H117ZM125 141V142H124ZM129 141V142H128ZM132 141H134V142H132ZM145 141H146V143H145ZM174 141V142H173ZM54 142V143H53ZM58 142V143H57ZM66 142V143H65ZM106 142V143H105ZM131 142V143H130ZM166 142L168 143V144H166ZM193 142V143H192ZM194 142H198V144L196 145ZM200 142H203V143H201L200 144ZM259 142H263L262 143V145H260V143ZM6 144V146H5V144ZM8 143V144H7ZM18 143V144H17ZM21 143V144H20ZM62 143H65V144H62ZM72 143V144H71ZM74 143V144H73ZM77 143H78V145H79V147H78V145H77ZM86 143V144H85ZM106 145H104V144ZM108 143V144H107ZM112 145H111V144ZM129 144V145H127V144ZM174 143H176V145L174 144ZM182 143V144H181ZM205 143V144H204ZM210 143L212 144V145H210ZM252 143V144H251ZM253 143L257 146H255L254 145V148L255 149H253L252 150V145H253ZM24 144V145H23ZM54 144H55V146H54ZM58 144H59V146H58ZM68 144V147L67 146H64V145H67ZM116 144V145H115ZM125 144V145H124ZM179 144V146L181 145V148L182 147H184L185 146V144H186V146L184 147L185 148V150L183 149H179L178 147H177V145ZM184 144V145H183ZM195 146H194V145ZM203 144H204V146H203ZM222 144V145H221ZM32 145V146H31ZM40 145V146H39ZM44 147H42V146ZM75 145H77V146H75ZM81 145H83V146H81ZM92 145V146H91ZM101 145V146H100ZM110 145V146H109ZM115 145V146H114ZM118 145V146H117ZM121 145V146H120ZM127 145V146H126ZM172 145V146H171ZM205 145H210V146H205ZM23 146V147H22ZM71 146H73L74 147V149L71 147ZM89 146H90V148H89ZM105 146V147H104ZM124 147V148H121V147ZM135 146V147H134ZM146 146V147H145ZM168 146H169V148H168ZM175 146V147H174ZM200 146H202V149H205L206 148V150H202V152L200 151ZM214 148H213V147ZM48 147V148H47ZM52 147V148H51ZM60 147V148H59ZM64 147H67V148H65V149H63ZM71 147V148H70ZM77 147L79 148V149H81V150H77L76 151V149H77ZM98 147H100V148H102L103 149V151L99 148V150H98ZM108 147H112V148H108ZM115 147H117V148H115ZM143 147V148H142ZM145 147V148H144ZM172 147V148H171ZM199 147V148H198ZM211 147V148H210ZM4 148V149H3ZM18 148V149H17ZM33 148V149H32ZM36 148H37V150H39V148H41V149H45V150H40V151H37L36 150ZM51 148V149H50ZM95 148V149H94ZM135 148V149H134ZM173 148H175V149H173ZM176 148H178L177 150H179V151H177L176 150ZM213 148V151L211 150ZM3 149V150H2ZM27 149V150H26ZM54 149V150H53ZM117 149V150H116ZM119 149V150H118ZM120 149H124V150H120ZM127 149V150H126ZM130 149H133V151L131 150L130 151ZM195 149V150H194ZM215 149L217 150V151H215ZM63 150H64V152H63ZM85 150L88 152V153H86L85 152ZM91 150H97L96 152H94V151H91ZM101 150V151H100ZM105 150H107V151H105ZM129 150V151H128ZM142 150V151H141ZM153 151V152H150V151ZM210 150V151H209ZM220 152H219V151ZM15 151H17V152H15ZM20 151V152H19ZM28 152V153H26V152ZM35 151L37 152V153H35ZM45 151V152H44ZM61 151V152H60ZM68 151V152H67ZM76 151V152H75ZM100 153H99V152ZM118 151H122V152H118ZM185 151H187V153L185 152ZM200 151V152H199ZM13 152H15V153H13ZM35 153V156L33 157L32 155V153ZM50 154V156L48 155V153ZM67 152V153H66ZM79 152V153H78ZM113 152H114V154H117L118 156H117V159H118V157H119V159H120V161H118V160H116V155H115V157H114V154H113ZM115 152H117V153H115ZM127 152H128V154H127ZM130 152V153H129ZM134 152V153H133ZM143 152V153H142ZM184 152V153H183ZM207 152H209L208 154H207ZM17 153V154H16ZM42 153V154H41ZM47 153V154H46ZM61 153V154H60ZM62 153L64 154V155H62ZM78 153V154H77ZM81 153V154H80ZM91 153L94 155L93 157L91 156ZM98 153V154H97ZM123 153V156L125 157V159H123V156H121V154ZM180 153H181V159L179 158V155H180ZM192 153V154H191ZM201 153V154H200ZM207 155H206V154ZM219 153V154H218ZM261 154V156L259 157L260 158V160H261V162L262 163H264V154ZM25 154V155H24ZM39 154H41V155H39ZM44 154V155H43ZM68 154H71V155H73V156H75V154H76V157H77V159L81 162L82 161V163L84 164V167H85V172L84 171H82V172H79V173H74L73 175L71 174H68L67 172H66V170L62 167V161L61 160H63V158L65 157V156H67ZM89 154V156H86V155H88ZM96 154V155H95ZM113 154V155H112ZM120 154V155H119ZM135 155V157H133L134 155ZM138 154H140L141 155V157H140V155L138 156ZM142 154H144L143 156H142ZM177 154H179V155H177ZM194 154V155H193ZM200 154V155H199ZM3 155H6V156H3ZM23 155V156H22ZM26 155H28V156H26ZM31 155V156H30ZM47 155H48V158H47ZM60 155H62L63 156V158L60 156ZM98 155V156H97ZM133 155V156H132ZM136 155L138 156V157H136ZM147 155V156H146ZM151 155V156H150ZM186 155V156H185ZM197 155H199V156H197ZM203 155H205V156H203ZM22 156V157H21ZM80 156V157H79ZM97 156V159H95L94 157H96ZM129 156V157H128ZM146 156V157H145ZM178 156V159H176V157ZM189 156V157H188ZM196 156V157H195ZM203 156V157H202ZM40 157V158H39ZM43 157V158H42ZM79 157V158H78ZM91 157L93 158V159H91ZM99 157V158H98ZM110 159H109V158ZM112 157V158H111ZM132 157L134 158V160L136 161V163H138L137 165H140V166H137L136 165V163H135V161L134 160H132ZM140 157V158H139ZM186 157H188V158H186ZM193 157V158H192ZM198 157H199V159H198ZM200 157H202V158H200ZM38 158V159H37ZM51 158V159H50ZM57 158V159H56ZM89 158V159H88ZM108 158V159H107ZM138 158H139V160H138ZM186 158V160H184ZM3 159V160H2ZM60 159V160H59ZM88 159V160H87ZM92 161H91V160ZM112 159H114V161L111 163V161H112ZM123 159V161H121ZM126 159H130V160H132V161H127V163L126 164H123V165H125L126 166V168H128V166L127 165H129V163L130 162H132V164L133 163H135V165H136V167H135V165H133L132 166V164L130 163V165H131V167L133 168H130V165H129V168L128 169H126L125 168V166H123L122 165V163H125L124 161H126ZM138 160V162H137V160ZM168 159V160H167ZM201 159V160H200ZM47 160H48V162L49 163H47ZM52 160V162H50ZM58 160H59V162L61 163V164H59L58 163ZM109 160H111V161H109ZM116 160V161H115ZM159 160H161V161H159ZM172 160V161H171ZM180 160H181V162H180ZM203 160H204V162H203ZM206 160V161H205ZM6 161V162H5ZM29 161V162H28ZM85 161H88V162H85ZM96 161V162H95ZM99 161V162H98ZM158 161V165L157 166H155ZM189 161H191V162H189ZM201 161V162H200ZM32 162H34V163H32ZM40 162V163H39ZM44 162V163H43ZM90 162V163H89ZM92 162H93V164L95 165V164H97V166L95 165H93L92 164ZM121 163V164H119V163ZM139 162H140V164H139ZM170 162V163H169ZM172 162H173V165H175V166H172ZM179 162H180V165L183 163V165H181V167H180V165H179ZM187 162L189 163V165L187 164ZM200 162V163H199ZM206 162V163H205ZM30 163H32V164H30ZM46 163V164H45ZM111 163V164H110ZM166 163V164H165ZM31 165V166H29V165ZM42 164V166H44L43 168H42V166H40V165ZM51 165V167L50 166H48V165ZM86 164L88 165V169H92L90 172L92 173L93 172V174H91L90 172H89V170H87L86 168H87V166H86ZM108 164V165H107ZM117 164V166H114V165H116ZM167 164H169V165H167ZM185 164H186V166L188 167V169H187V167L185 166ZM191 164V165H190ZM204 164H206L205 165V168H204ZM57 165V166H56ZM61 165V166H60ZM93 165V166H92ZM121 165V169H122V167H124L125 169H120L118 166H120ZM142 165V166H141ZM164 165H166V167H163ZM170 165H171V167H170ZM177 165V166H176ZM197 165V170H196V168H194L195 166ZM264 165V164H263ZM91 166V167H90ZM168 166V167H167ZM179 166V168L177 169V167ZM190 166H192V167H190ZM204 168H202V167ZM37 167H39V168H37ZM56 167H58V168H56ZM109 167V168H108ZM115 167H118L117 169H114ZM160 167V168H159ZM172 167H174V168H172ZM208 167V168H207ZM34 168V169H33ZM42 168V170H40ZM95 168V169H94ZM101 170H100V169ZM106 168V169H105ZM162 168V169H161ZM167 168H168V170H167ZM181 168V169H180ZM183 168H186L188 171H185ZM199 168H201V169H199ZM210 168V169H209ZM11 169H13L11 172H10V170ZM29 169V170H28ZM56 169H58V170H56ZM108 169V170H107ZM130 169V170H129ZM136 169V171H134ZM170 169H172V170H170ZM176 169H177V171H176ZM190 169V170H189ZM206 169V170H205ZM252 169L253 170H255V173L254 172H252L253 174H251V171H252ZM15 170V171H14ZM46 170V171H45ZM60 170V171H59ZM86 170H87V174H85L86 173ZM97 170H98V172H97ZM111 170H113V172L111 173V174H108V173H110L111 172ZM121 170V171H120ZM131 170H132V172H131ZM163 170V171H162ZM181 170V171H180ZM182 170H184V171H182ZM209 170H211V171H209ZM6 171V172H5ZM7 171H8V173H7ZM19 171V172H18ZM37 171V172H36ZM46 173H45V172ZM52 171V172H51ZM53 171H55V174H54V172ZM56 171H58L60 174H57L58 172H56ZM63 171H64V173H63ZM109 171V172H108ZM115 171V172H114ZM119 171H120V173H119ZM123 171V172H122ZM125 171V172H124ZM126 171H127V173H126ZM161 171H162V173H161ZM166 171L167 172H170V173H166ZM197 171V172H196ZM213 171V172H212ZM18 172V173H17ZM28 172V173H27ZM32 172V173H31ZM98 174H97V173ZM129 172H130V174H129ZM133 172H135V173H133ZM145 172H147V173H145ZM174 172H176V174L174 173ZM180 172H184V174L186 173V177H184V176H182V174L180 173ZM209 172H211V175H210V173ZM2 173H4V174H6V176L3 174V176H2ZM15 173V174H14ZM16 173H17V175H19V177H16L17 175H16ZM21 173V174H20ZM37 173L40 175H37ZM45 174V176H44V174ZM108 174V175H110L109 176V178L111 179V175L113 176L112 177V179L113 178H115L114 180H113V182L116 180V182H114L115 183V185H114V183H112V180H110L109 181V178L107 177V175L106 174ZM132 173V174H131ZM139 175H138V174ZM146 175H149V177L148 176H146ZM153 173V174H152ZM178 173H180L181 175V178H179L180 176L179 175H177ZM205 173V174H204ZM206 173H207V176H205L206 175ZM220 173H222V174H220ZM226 173V175H224ZM13 174H14V176H13ZM22 174H25V176H23ZM28 174V175H27ZM117 174V175H116ZM122 174V175H121ZM124 174L126 175V176H124ZM152 174V175H151ZM160 174H162V175H160ZM170 174H173V175H171L172 176V178H171V176H170ZM183 174V175H184ZM190 174V175H189ZM217 174H219V175H217ZM22 175V176H21ZM27 175V176H26ZM31 175V176H30ZM33 175L36 177V178H34L33 177ZM60 175V176H59ZM70 175V176H69ZM89 175V177H87ZM98 175V176H97ZM100 175V176H99ZM129 175V176H128ZM131 175V176H130ZM137 177L138 178V180H137V178L135 179V177ZM252 175V176H251ZM50 176H52V178L53 179H51V177ZM73 176V177H72ZM83 176L85 177V178H83ZM105 176H106V178H105ZM115 176V177H114ZM118 176V177H117ZM133 176V177H132ZM146 177V178H144V177ZM161 176V177H160ZM167 176V177H166ZM190 176V177H189ZM210 176H212L211 178H210ZM221 176L223 177V178H221ZM247 178H246V177ZM12 177H15L14 179L12 178ZM23 177V178H22ZM26 177H28V178H26ZM31 179H30V178ZM41 177V178H40ZM48 177H50V181H49V179H48ZM55 177H57V178H55ZM72 177V178H71ZM75 177V178H74ZM97 177V178H96ZM100 177V179H98ZM103 177V178H102ZM130 177H131V179L133 178V180L134 181H138L136 184L135 183H133V181L130 179ZM143 177V178H142ZM151 177V178H150ZM179 179H181V182H180V180H178V178ZM208 177V178H207ZM216 178V180L215 179H213V178ZM226 179H225V178ZM249 177V178H248ZM3 178H5V179H3ZM7 178V179H6ZM39 178V179H38ZM63 179V180H60V179ZM67 178V179H66ZM72 179V180H70V179ZM81 180H80V179ZM95 179V180H98V181H93L92 179ZM108 178V179H107ZM118 178V179H117ZM123 178V179H122ZM140 178V179H139ZM148 178H149V180H148ZM162 178H164V179H162ZM167 178V179H166ZM169 178V179H168ZM196 178H199V179H196ZM221 178V179H220ZM3 179V180H2ZM16 179V180H15ZM27 179V180H26ZM32 179H34V181L32 180ZM83 179L85 180L86 179V182L85 181H83ZM108 181V182H105L106 180ZM120 179V180H119ZM125 179H126V181L128 180V182L126 183V181H125ZM159 179V180H158ZM167 181H166V180ZM191 181H190V180ZM204 179V180H203ZM207 179H210V180H207ZM212 179L214 180V181H212ZM222 179H225V180H222ZM250 179V181H248ZM257 179L259 180V182L260 183H262L263 182V184H260L259 182H257ZM263 179V180H262ZM1 180L3 181V182H1ZM19 180V181H18ZM26 180V181H25ZM43 180V181H42ZM47 180L49 181V182H47ZM55 180H59V182H56ZM70 180V181H69ZM78 180V181H77ZM88 180V181H87ZM100 180V181H99ZM103 180H104V182H103ZM143 180H148V182H143ZM154 180V181H153ZM185 180V181H184ZM200 182H199V181ZM217 180H219L220 181V183H219V181H217ZM262 182H261V181ZM68 183H67V182ZM81 181V182H80ZM101 181H102V183H101ZM130 181H132V183H133V185H131L132 183L130 182ZM180 182V184H179V182ZM186 181H189L190 182V185H189V183L188 182H186ZM197 181V182H196ZM204 183H203V182ZM215 181L217 182V183H215ZM222 181V182H221ZM223 181H225V182H227L226 184H225V186H224V184H223ZM248 181V182H247ZM253 181H254V183H253ZM256 181V182H255ZM28 182V183H27ZM51 182V183H50ZM54 182V183H53ZM60 182H62L61 184H59ZM63 182L65 183V185L63 184ZM97 182V183H96ZM130 182V184H128ZM142 182V183H141ZM169 182V183H168ZM185 182V183H184ZM193 182V183H192ZM202 182V183H201ZM208 184H207V183ZM209 182H210V184H209ZM214 182V184H212ZM252 182V183H251ZM11 183H12V186H9V185H11ZM17 183V184H16ZM21 183V184H20ZM38 183H39V185H38ZM40 183H42V185H41V188H40ZM56 183H58V184H56ZM77 183H78V185H79V187H80V189H79V187H78V185H77ZM84 183V184H83ZM99 183V184H98ZM144 183V184H143ZM145 183H147V185L146 186H149L150 188H153L154 187V189H149V191L147 190L148 188L145 186ZM149 183H151L150 185H149ZM162 183V184H161ZM170 183H171V185H170ZM191 183H192V185H191ZM200 183V184H199ZM206 183V184H205ZM255 183H257V184H255ZM259 183V184H258ZM15 186H14V185ZM20 184V185H19ZM34 184V185H33ZM53 184H55L54 186H52ZM102 184V185H101ZM134 184H135V187H138V189H135V187L133 188V186H134ZM142 184H143V186H142ZM153 184L155 185V186H153ZM165 184V185H164ZM179 184V185H178ZM184 184V185H183ZM186 184V185H185ZM217 184V185H216ZM219 184V185H218ZM223 184V185H222ZM245 184H247V185H245ZM251 184V185H250ZM7 185V186H6ZM17 185H19V186H17ZM23 186V188H22V186ZM30 185V186H29ZM74 185V186H73ZM85 185V186H84ZM95 185H97L96 187H95ZM98 185H99V187H98ZM112 185H113V187H112ZM128 187H127V186ZM152 185V186H151ZM181 185H183V187H185V188H180L179 186H181ZM193 185H195V186H193ZM217 187H216V186ZM222 185V186H221ZM248 185H250L249 187H248ZM255 187H254V186ZM2 186V187H1ZM17 186V188L19 187V191L21 192V195H20V193H16V192H18V190H17V188H14V187H16ZM29 186V187H28ZM37 186V187H36ZM49 186V187H48ZM62 186V187H61ZM82 186V187H81ZM166 186V187H165ZM175 186H177V188L175 187ZM216 187V189L218 188L219 190H222V191H220V192H224L225 194H223V193H219V190L217 191L216 189H215V191H214V188ZM253 186V187H252ZM263 186V187H262ZM11 187H12V189H11ZM25 187V188H24ZM34 187H35V190H34ZM56 187V188H55ZM69 187V189H67ZM84 187V188H83ZM108 187H109V189H108ZM116 187V188H115ZM141 187V188H140ZM147 188V189H145L144 190V188ZM160 187H161V190H160ZM169 187V188H168ZM173 187H175V189H171V188H173ZM182 187V186H181ZM196 187V188H195ZM225 187V188H224ZM252 187V188H251ZM259 187V188H258ZM261 187V188H260ZM5 188L7 189V191L5 190ZM27 188V189H26ZM31 188V189H30ZM37 188V189H36ZM40 188V189H39ZM49 188H50V190H49ZM92 188V189H91ZM102 188V189H101ZM108 189V191L107 190H104V189ZM120 188V189H119ZM128 188H129V190L131 189V191H130V193H129V190H128ZM222 188V189H221ZM227 188V189H226ZM22 189H23V192H22ZM39 189V190H38ZM65 189V190H64ZM73 191H72V190ZM94 189L97 191L98 189L100 190V191H102L103 192V190H104V192H106V194L105 193H103L102 194V192H95L94 193ZM134 189V190H133ZM180 189H184V194L185 195H183L182 193H180V192H182V190H179ZM197 189V190H196ZM200 189V190H199ZM205 189H207V190H205ZM226 191H224V190ZM247 189V190H246ZM258 189H260L258 192H257V190ZM10 190H12V193L11 194H14V195H11V197H9L10 195H9V192H11ZM15 190V191H14ZM28 190V191H27ZM56 191V192H54V191ZM63 190V191H62ZM70 190L72 191V192H70ZM83 190H86V191H84L83 192ZM88 190V191H87ZM91 190H93V192L91 191ZM128 190V192H126ZM132 190H133V192H132ZM136 190V191H135ZM140 190V191H139ZM143 190V191H142ZM151 190V191H150ZM155 190H156V193H155ZM166 190H169L168 192L166 191ZM195 190H196V192H195ZM199 190V191H198ZM206 192H205V191ZM244 190V191H243ZM5 191H6V193H5ZM40 191H42V192H40ZM51 191V192H50ZM60 191H62V192H60ZM68 191V192H67ZM118 191V192H117ZM125 191V192H124ZM154 191V192H153ZM160 192V193H158V192ZM173 191V192H172ZM201 191V192H200ZM205 193H204V192ZM214 193H213V192ZM229 191V192H228ZM232 191V192H231ZM236 191V192H235ZM241 192L240 193V195H239V193H237V192ZM255 191H256V193H255ZM8 192V193H7ZM30 192V193H29ZM43 192H44V194H43ZM58 193V194H54V193ZM79 192V193H78ZM81 192V193H80ZM86 192V193H85ZM88 192V193H87ZM91 192V193H90ZM161 192H162V195H160L159 196V194H161ZM167 192V193H166ZM215 192H217V193H215ZM248 192H249V194H248ZM29 193V196L27 195ZM37 193V195H34V194H36ZM50 193V194H49ZM69 193V194H68ZM73 193H74V195H73ZM84 193V195H82V197H80V195L81 194H83ZM94 193V194H93ZM98 193V194H97ZM99 193H101V194H99ZM109 195H108V194ZM121 195H120V194ZM124 193H128V196H127V194L124 196V197H122L123 195H124ZM138 194V195H136V194ZM141 193V194H140ZM144 193V195L143 196H148V197H145V198H147V199H144L143 198V196H142V194ZM148 193H150V194H148ZM163 193H165V194H163ZM197 194V195H195V194ZM201 194V195H199V194ZM211 193H212V195H211ZM228 193H230V194H228ZM235 195H234V194ZM261 193V195L259 196L258 194H260ZM262 193H263V195H262ZM7 195V197H6V195ZM26 194V195H25ZM31 194V195H30ZM41 194V195H40ZM60 194V196H58ZM89 194V195H88ZM91 194V195H90ZM96 194V195H95ZM113 194V195H112ZM123 194V195H122ZM129 194H131V197H130V195ZM132 194H133V196H132ZM134 194L137 196V201L135 200H133L132 199V197L133 198H136V196L134 197ZM157 194V195H156ZM170 194V195H169ZM176 194V195H175ZM179 194L182 196V199L179 197V200H177L178 199V196H179ZM216 194H217V196H216ZM237 194L239 195V196H237ZM242 194V195H241ZM9 195V196H8ZM15 195H19L18 196V200L16 199V201H15V198L17 197V196H15ZM25 195V196H24ZM33 195V196H32ZM49 195H50V197H49ZM56 196V198H54L55 196ZM95 195V196H94ZM99 195H101V197L99 196ZM154 195V196H153ZM164 195V196H163ZM167 195V196H166ZM192 195H194V197L192 196ZM225 195H227V196H225ZM230 195V196H229ZM232 195H234L233 197H232ZM28 196V197H27ZM85 196V197H84ZM104 196V197H103ZM118 196V197H117ZM159 196V197H158ZM185 196V198H183ZM208 198H207V197ZM222 196H225L224 198L222 197ZM243 198H242V197ZM246 196V197H245ZM252 196V197H251ZM5 197H6V199H5ZM43 197V198H42ZM93 197V198H92ZM97 197L98 198H100V200L98 199V201H97ZM116 197H117V199L119 200H116ZM126 197H128V199L126 198ZM131 198V200H129L130 198ZM157 197V198H156ZM160 197H161V199H160ZM174 197H177L176 199L174 198ZM190 197H191V199H192V203H191V201L189 200L190 199ZM200 197H203V198H200ZM217 197V198H216ZM221 197H222V199H221ZM227 197L229 198V199H227ZM232 197V198H231ZM239 197H241V198H239ZM249 197H251V198H253L252 200H251V198H249ZM260 197V198H259ZM262 197V198H261ZM8 198H10V199H8ZM14 198V199H13ZM24 198V199H23ZM29 198H30V200H29ZM53 198V199H52ZM77 198L80 200H77ZM82 198H84V199H82ZM123 198V199H122ZM140 198V199H139ZM143 200H142V199ZM148 198H149V200H148ZM189 198V199H188ZM258 198H259V200H258ZM5 199V200H4ZM31 199H33V200H31ZM60 199H62L61 201H63V202H61V201H59ZM66 199V200H65ZM68 199H70V200H68ZM81 199H82V202H81ZM85 199H87V201L88 202H90V203H87L86 202V200ZM106 199H110V200H107L106 201ZM151 199V200H150ZM155 199V201H152V200H154ZM167 200V201H169L168 199H170V201H169V203H167L165 200ZM181 199V200H180ZM183 199H188V202H182V203H180ZM197 199H199L200 201H199V203H198V200ZM205 199H207L206 201H205ZM212 199H213V201H212ZM219 199V200H218ZM226 199V200H225ZM231 199V200H230ZM238 199L239 200H241V201H238ZM247 199H248V201L249 202H247ZM55 200V201H54ZM68 200V201H67ZM93 200V202H91ZM96 200V201H95ZM103 200H105V202H103ZM122 200V201H121ZM124 200H129V201H125V204H124ZM139 200V201H138ZM140 200H142L141 202H140ZM145 200H147V201H145ZM160 200V201H159ZM174 200H176V201H174ZM221 200V201H220ZM230 200V201H229ZM244 200V201H243ZM5 201H9L10 203V205H8V203L7 202H5ZM17 202L16 204H15V202ZM19 201L21 202L20 203V205H19ZM33 201H36V202H33ZM50 201V202H49ZM67 201V202H66ZM69 201H72V202H70V203H68ZM111 201V202H110ZM116 201V202H115ZM118 201V202H117ZM162 201H163V203H162ZM218 201V202H217ZM219 201H220V205H218L219 204ZM228 201V202H227ZM253 201V202H252ZM23 202V203H22ZM42 202V203H41ZM55 204H54V203ZM57 202V203H56ZM64 202H65V204H64ZM103 203V204H101L100 205V203ZM110 202V203H109ZM130 202L132 203V205L130 204ZM142 202H144V203H142ZM167 204H169L168 206H169V209H171L172 210V212L169 214V212H170V210L169 209H166L168 206H166V208L164 207L165 205H167ZM206 202V203H205ZM212 202V203H211ZM231 202H232V204H231ZM236 202H239L238 203V205H240V206H238V208H237V203ZM250 202H252V203H250ZM2 203V204H1ZM7 203V204H6ZM36 203V204H35ZM61 203V204H60ZM78 203V204H77ZM110 206H108L107 204ZM135 203H136V205H135ZM157 203V204H156ZM161 203V204H160ZM171 203V204H170ZM172 203L173 204H177V206L176 205H173L172 206ZM222 203V204H221ZM226 203H228V204H226ZM243 203H247V204H250V206H251V210H253L254 209V207H255V205H257L258 207H259V205H260V209H258L257 208V210H255L254 212H252V213H250V214H248V215H243L244 213L243 212H241V205L243 204ZM12 204V205H11ZM18 204V205H17ZM22 204V205H21ZM30 206H29V205ZM43 206H42V205ZM49 204V205H48ZM63 204V205H62ZM83 204V206H81ZM95 204V205H94ZM105 204V205H104ZM181 204H182V206H184L183 208H182V206H181ZM196 204V205H195ZM235 204V205H234ZM253 204V205H252ZM5 205V206H4ZM28 205V206H27ZM37 205V206H36ZM39 205V206H38ZM47 205V206H46ZM60 205H62V207H60ZM67 205V206H66ZM70 205H72V206H70ZM78 205H80V207H78ZM86 205V207H84ZM91 205V206H90ZM137 205H138V207H137ZM141 205V206H140ZM143 205H145V206H143ZM209 206L208 208H206L207 206ZM213 205V206H212ZM225 205H230V206H228V207H226ZM2 206V207H1ZM9 206V207H8ZM14 206H18L17 208H13ZM20 206V207H19ZM35 206H36V208H37V211L39 212H36L35 210H36V208H35ZM48 206H50V208L48 207ZM54 206V207H53ZM56 206V207H55ZM64 206V207H63ZM66 206V207H65ZM88 206V207H87ZM99 206H101V207H99ZM105 206V207H104ZM107 206V207H106ZM130 206V210L129 209H127V210H125L126 208H128ZM137 207V209H136V207ZM158 206H161L162 207V209H161V207H158ZM196 206V207H195ZM210 206H212V207H210ZM214 206L216 207L215 208V210L217 211V215H216V211H215V213H213V210H214ZM219 206V207H218ZM225 206V207H224ZM234 206V207H233ZM253 206V207H252ZM6 207H7V210H6ZM13 209H12V208ZM31 209H30V208ZM58 207V208H57ZM82 207V208H81ZM112 207V208H111ZM144 207H146V208H144ZM176 209H175V208ZM200 207V208H199ZM240 207V208H239ZM1 208H3L2 209V211H1ZM26 208H28V210L26 209ZM33 208H35V210L33 209ZM69 210H68V209ZM88 210H87V209ZM93 208V209H92ZM103 208V209H102ZM122 208V209H121ZM140 208H143L142 210L140 209ZM181 208V211L179 212V210L178 209H180ZM192 208H194V210L192 209ZM217 208H218V210H217ZM226 208H228V209H226ZM18 209H19V213H21V214H19L18 213ZM23 209H25L26 210V212H25V210H23ZM47 211H46V210ZM61 209V210H60ZM68 211H67V210ZM74 209H76V210H74ZM79 209H81V210H79ZM99 209H102V214L104 215V217H105V223L103 224V226L102 227H100V229L99 230H92V231H90L89 229H88V225H87V222L89 221V219H90V216H92L93 214H95L97 211H99ZM133 211H137V212H139V213H137V212H132V210ZM152 209H153V211H152ZM221 209V210H220ZM224 209V210H223ZM225 209H226V211H225ZM230 209H231V211H230ZM233 209H236L235 210V212H234V210ZM5 210L8 212L9 211V213L10 214H8V216H11L10 218H8L7 217V212H5ZM32 210V211H31ZM50 210V211H49ZM72 210H73V212H72ZM78 210V211H77ZM90 210V211H89ZM107 210V211H106ZM112 210H113V212H112ZM121 210H123L124 212H126V215L124 214V212H122ZM129 210V211H128ZM140 210H141V212H140ZM150 210H151V212H150ZM162 210H166V211H168L167 213L169 214H167V213H165V215L167 216H165L164 215V213H161V211ZM178 210V211H177ZM192 210L194 211V214H193V212H192ZM4 211V212H3ZM12 211V212H11ZM28 211H30V213H28ZM55 213H54V212ZM77 211V212H76ZM80 211V212H79ZM87 211H88V213H89V215L90 216H88V213H87ZM110 211H111V213H110ZM117 211H119V213H120V215H119V213L117 212ZM145 211H147V212H149V213H147V212H145V214L147 213V215L145 216V214H142V213H144ZM207 211H209V212H207ZM218 211H219V213H218ZM230 211V212H229ZM16 212V213H15ZM25 214H24V213ZM31 212H33V213H31ZM34 212H35V215H34ZM40 212H41V216L39 215V217L40 218H38V214H40ZM64 212V213H63ZM67 212V215L65 214ZM70 212H72V213H75L76 214V216H74L73 217V215H75V214H73L72 215V213H70ZM129 212V213H128ZM154 212V213H153ZM157 212H160V214L158 215V213ZM175 212H177L176 214H174ZM184 214H183V213ZM185 212H187V213H185ZM191 212V213H190ZM202 212L204 213V215H202ZM229 212V213H228ZM258 212V213H257ZM259 212H260V214H259ZM2 213H4L3 214V216L5 217H3L2 216ZM27 213V214H26ZM37 213V214H36ZM52 213H54V214H52ZM81 214L82 216L80 217V215H78V214ZM110 213V214H109ZM157 213V214H156ZM179 213V214H178ZM242 213V214H241ZM13 214V215H12ZM29 214V215H28ZM33 214V215H32ZM43 214V215H42ZM64 216H63V215ZM136 214V215H135ZM139 214V215H138ZM142 214V215H141ZM152 214V215H151ZM158 216V217H155L156 215ZM183 214V215H182ZM185 214H187V215H185ZM190 214V216H188ZM199 214H200V216H199ZM210 214H213V215H210ZM219 214V215H218ZM231 214V215H230ZM19 215V216H18ZM26 215V216H25ZM30 215H32V217H35L36 216V218H32ZM46 215H48L47 217H46ZM69 215V216H68ZM115 215H116V217L118 218V220H117V218H115ZM120 216V218L118 217V216ZM122 215V216H121ZM128 215V216H127ZM155 215V216H154ZM160 215H162V217H164L163 219H161V217H160ZM176 215H177V217H176ZM179 215V216H178ZM258 215H260V216H258ZM14 216H17L16 218L14 217ZM44 218H43V217ZM68 216V217H67ZM71 216V217H70ZM110 216V217H109ZM125 216V217H124ZM127 216V217H126ZM137 218H141V219H139V220H137V221H142V219H143V221H142V223L140 222V224H139V222H137L136 221V217ZM147 216H149V217H147ZM154 216V217H153ZM20 217V218H19ZM24 217V218H23ZM27 217V218H26ZM42 217V218H41ZM84 217V218H83ZM113 217V218H112ZM147 217V221H146V218ZM26 218V219H25ZM149 218H151L152 220H153V223H155L156 221L155 220H157V218H158V222H156L155 224H153V223H151V221H149ZM166 218H168V219H166ZM28 220V221H23V220ZM38 219H42V221L43 222H41L40 223V221H37ZM44 219V220H43ZM46 219V220H45ZM75 219V220H74ZM112 219V220H111ZM114 219H115V221H114ZM120 219H121V221H120ZM161 219V221H159ZM170 219H174L175 221L176 220H178L177 222H175L174 220L172 221V220H170ZM186 219H188V220H186ZM6 220V221H5ZM10 220V221H9ZM13 220H15V222H17V223H15ZM17 220V221H16ZM20 220V221H19ZM29 220L31 221V222H29ZM48 220V221H47ZM130 220V221H129ZM166 221V223L167 224H165V221ZM170 220V221H169ZM185 220V223H187V224H184V222H182V221H184ZM120 221V223L122 224V223H124L125 224V226L122 224V226H124V227H122L121 226V224H120V227L119 228H116L117 226H119V224H118V222ZM147 223H146V222ZM164 223H163V222ZM5 224H4V223ZM22 222H24V223H22ZM26 222V223H25ZM36 222H39L38 224L36 223ZM111 222H115L116 224L115 225H117V226H115L113 223V226H115L114 228L116 229V231H115V229L113 228V232H112V229H111V233L109 232V229L110 228H112L113 226H112V224H111ZM127 222H129V223H127ZM143 222H145V223H143ZM172 222H175V223H177V224H174V223H172ZM10 225H9V224ZM32 223V224H31ZM35 223V224H34ZM79 223V224H78ZM110 223V224H109ZM163 223V224H162ZM181 223V224H180ZM11 224L13 225V227H15V228H17L18 230H16L15 228H14V231H13V227L11 226ZM23 224H26V226H27V224H29L27 227L29 228V229H27L26 228V226H24ZM30 224H31V226H30ZM39 224H41V227H39L40 225ZM126 224H130V225H132V226H130V225H126ZM144 224V225H143ZM161 226L160 228H159V232H156V231H158V230H156V227H157V229H158V227H159V225ZM6 225V226H5ZM17 225H19V226H17ZM45 225V226H44ZM151 225V226H150ZM156 225V226H155ZM164 225V226H163ZM9 226H11V227H9ZM22 226V227H21ZM34 226H36V227H39V228H36V227H34ZM112 226V227H111ZM127 226H129V227H127ZM147 226V227H146ZM148 226H150L149 228H148ZM155 226V227H154ZM163 226V227H162ZM48 227V228H47ZM134 227V228H133ZM145 228L146 227V229H148V231L150 230L151 232L150 233H148V232H144V234H140V235H135L136 233H137V228ZM6 228V229H5ZM34 228H36L35 230H33ZM41 228V229H40ZM128 228V229H127ZM3 229V230H2ZM20 229L21 230H23V231H21V232H19L20 231ZM26 229V230H25ZM132 229V230H131ZM161 229V230H160ZM2 230V231H1ZM5 230V231H4ZM28 230H30V231H28ZM34 231V232H32V231ZM37 230H39V232L37 231ZM40 230H41V233H40ZM46 230V231H45ZM48 230V231H47ZM156 230V231H155ZM17 233H16V232ZM45 233H44V232ZM96 231V232H95ZM102 231H104V232H102ZM155 231V232H154ZM3 232H4V234H3ZM11 232H14V233H11ZM21 234V235H19V233ZM22 232H25L24 234H22ZM35 232L38 234H35ZM125 232V233H124ZM128 232V233H127ZM154 232V233H153ZM17 234V238H16V234ZM30 233H32L33 235L32 236H30ZM127 233V235H125ZM2 234H3V236H2ZM13 234L15 235V236H13ZM35 234V235H34ZM116 234V235H115ZM121 234H122V236H121ZM132 234V235H131ZM154 234H156L157 236L158 235H160V236H158L157 238H156V236L154 235ZM27 235V236H26ZM37 235V237H35ZM100 235H101V237H102V235H103V237H102V240H100L101 238H100ZM9 236L11 237V238H9ZM18 236H20V237H18ZM21 236H24V237H21ZM27 238H26V237ZM30 236V237H29ZM42 236V237H41ZM43 236H44V238H43ZM89 236L90 237H92V238H90L89 239ZM124 236V237H123ZM132 236L133 237H135V239L136 240H133L132 239ZM155 236V237H154ZM31 237H32V239H31ZM40 237V238H39ZM46 237H48V238H46ZM97 237V238H96ZM142 237H145V238H142ZM154 237V239L153 240H151L152 238ZM3 238H4V240H3ZM7 240H6V239ZM22 238H26L24 241H27L26 242V248H24L25 246V242L23 241V240H21ZM29 238V239H28ZM15 239H20V240H18V242H17V240H15ZM37 239V240H36ZM95 239H97V240H95ZM105 239V240H104ZM106 239H108V241L106 240ZM115 239H117V240H115ZM128 239H129V241H128ZM160 239V241H158ZM204 239H208V242L206 241V240H204ZM6 240V241H5ZM29 240V241H28ZM115 240V241H114ZM156 240V242L155 243H153V247H152V241H155ZM172 241V242H170V241ZM200 240H203V241H200ZM211 240L213 241V242H211ZM0 241V245H1V242ZM15 242V245H17V243H18V245H19V248H18V245L17 246H14V242ZM33 241H34V244H33ZM38 243H37V242ZM90 241H91V243L92 244H90ZM99 241V242H98ZM113 241H114V243H113ZM4 242H6V245H13L12 247L11 246H6L5 245V243ZM10 242V243H9ZM19 242L21 243V244H19ZM22 242H24L23 244H22ZM99 243V246L97 245L98 243ZM102 242H103V244H102ZM109 242H110V244H109ZM119 242H121V244H119ZM193 242V243H192ZM194 242L195 243H197L196 245L194 244ZM200 242L203 244H200ZM205 242V243H204ZM45 243V244H44ZM86 243V244H85ZM159 243H160V245H159ZM165 243L167 244V245H165ZM168 243H170V244H168ZM174 243V244H173ZM207 243V244H206ZM35 244H36V246H35ZM39 246H38V245ZM84 244H85V246H84ZM96 244V245H95ZM113 244V245H112ZM173 244V245H172ZM192 244H194V245H192ZM92 245V246H91ZM131 245V246H130ZM133 245V246H132ZM135 245V246H134ZM162 245H164V247L162 246ZM168 245H170V249L168 248V247H166V246H168ZM198 245L200 246V247H198ZM201 245H202V247H201ZM43 246V247H42ZM88 247L89 249H91V251H93V253L92 252H90V254L86 251L88 248H85V247ZM93 246H95L94 248H93ZM99 248H98V247ZM195 246H196V248H195ZM6 247V248H5ZM17 248V250H15L16 248ZM31 248V250H30V248ZM40 247V248H39ZM91 247V248H90ZM105 247V248H104ZM132 247V248H131ZM134 247V248H133ZM137 249H136V248ZM15 248V249H14ZM22 250H21V249ZM36 248H39V249H36ZM102 248V249H101ZM116 250H114V249ZM152 248V249H151ZM167 248V249H166ZM201 248V249H200ZM28 249V250H27ZM42 249V250H41ZM107 249V250H106ZM113 249V250H112ZM133 249V250H132ZM145 249V250H144ZM102 250V251H101ZM134 250H136V251H134ZM151 250V251H150ZM153 250V251H152ZM169 250V251H168ZM21 253H20V252ZM31 251V252H30ZM37 251V252H36ZM114 251V252H113ZM118 251V252H117ZM10 254H9V253ZM26 252V253H25ZM35 254H33V253ZM42 252V253H41ZM110 252H111V255L112 256H109L110 255ZM135 252V253H134ZM137 252V253H136ZM152 252H154L153 254H152ZM20 253V254H19ZM28 253V254H27ZM79 253H80V255H79ZM97 253H99L100 255H98ZM118 253V254H117ZM200 253V254H199ZM26 254L27 255H32V256H30L31 257V259H32V257H33V259L31 260V262H30V258H29V256H28V258L29 259H26L27 258V256H26ZM37 254L38 255H40L39 257H36L37 256ZM44 254V255H43ZM76 254V255H75ZM87 254V255H86ZM98 255V256H96V255ZM105 254H107V255H104ZM159 254V255H158ZM199 254V255H198ZM206 256H205V255ZM91 255H93V256H91ZM121 255V256H120ZM139 255H141V256H139ZM195 255H196V258H195ZM76 256V257H75ZM88 256V257H87ZM95 256V257H94ZM139 258H138V257ZM152 256V257H151ZM200 256V258H198ZM202 256H204V258L202 257ZM42 257V258H41ZM62 257V258H61ZM97 257V258H96ZM104 257H105V259H104ZM134 257V258H133ZM137 257V258H136ZM143 257V258H142ZM38 258H40V259H38ZM45 258V257H44ZM61 258V259H60ZM85 258V259H84ZM87 258H89V259H87ZM92 258V259H91ZM100 258V259H99ZM149 259V260H147V259ZM152 258V259H151ZM195 258V259H194ZM22 259H23V261H22ZM24 259H26V260H24ZM38 259V260H37ZM66 259V260H65ZM94 259H96V260H94ZM100 260V262H99V260ZM144 260V263H143V260ZM165 259V260H164ZM202 259H205L206 261H202ZM21 260V261H20ZM36 260V262H34ZM65 260V261H64ZM91 260V261H90ZM93 260H94V262H93ZM134 260V261H133ZM141 261V262H136V261ZM169 262H168V261ZM199 262H198V261ZM18 261H20V262H18ZM28 262V263H26V262ZM86 261V262H85ZM96 261H98V262H96ZM102 261V262H101ZM208 261V262H207ZM30 262V263H29ZM70 262V263H69ZM85 262V263H84ZM92 262V263H91ZM112 262H115V263H112ZM134 262V263H133ZM164 262V263H163ZM147 263V264H148ZM87 264V263H86Z\"/></svg>",
    "mask_w": 264,
    "mask_h": 264
},
{
    "label": "bare ground",
    "instance_id": "bare-ground-1",
    "mask_svg": "<svg viewBox=\"0 0 264 264\" xmlns=\"http://www.w3.org/2000/svg\"><path fill=\"white\" fill-rule=\"evenodd\" d=\"M5 1H6V0H5ZM16 1H17V0H16ZM20 1H21V0H20ZM47 1H48V0H47ZM60 1H61V0H60ZM63 1H64V0H63ZM63 1H61V2H63ZM72 1H73V0H72ZM75 1H76V0H75ZM87 1H88V0H79V4H80V6H79V11H78V13L75 14V19H74L77 23L80 22V18H81L80 16L83 14V12H84L85 9H86V6L88 5ZM91 1H92V0H91ZM116 1H117V0H116ZM118 1H119V0H118ZM122 1H123V3H124V0H122ZM138 1H139V0H134V2H136V3H137ZM153 1H154V0H147V1H146V0H141V4H140V5L143 4V5H145V7L147 6V7H148V10H149L151 7H152V9H153V8H155V7H153V6H150V8H149V5H150ZM155 1H156V0H155ZM170 1H172V0H170ZM183 1H184V0H183ZM204 1H206V0H204ZM209 1H210V0H209ZM214 1H215L214 4H215V3H218V4H219L218 6L216 5V6H217L216 8H217L218 10L223 11L224 14L227 13V10L229 9L230 6L233 5L234 7H236V5H234V4L231 5L232 0H218L217 2H216V0H214ZM233 1H235V0H233ZM239 1L241 2L242 0H239ZM245 1H246V0H245ZM1 2H2V1H1ZM94 2H96V1H94ZM101 2H102V0H101ZM101 2H100V4H101ZM104 2H105V1H104ZM160 2H161V1H160ZM160 2H159V3H160ZM163 2H164V1H163ZM163 2H162V3H163ZM177 2H178V1H177ZM184 2H185L184 4H187V6H188V4H191L192 2H194V0H185ZM212 2H213V1H212ZM242 2H244V1H242ZM249 2H250V1H249ZM249 2H248V3H249ZM9 3H10V2H9ZM15 3H16V2H14L13 4L15 5ZM21 3H22V2H21ZM53 3L55 4V0L53 1ZM53 3H52V4H53ZM56 3L59 4L60 2L57 1ZM72 3H73V2H72ZM96 3H98V2H96ZM126 3H127V1H126ZM126 3H125V4H126ZM153 3H154V2H153ZM157 3H158V2H157ZM170 3H172V2H170ZM173 3L176 4L175 2H173ZM180 3L183 4V3L181 2V0H180ZM199 3H200V2H199ZM236 3H237V2H236ZM16 4H17V3H16ZM54 4H53V5H54ZM60 4H61V3H60ZM131 4H132V3H131ZM133 4H134V3H133ZM178 4H179V3H178ZM181 4L178 5V6L180 7ZM196 4H197V3H196ZM255 4H256V3H255ZM257 4H258V3H257ZM260 4H261V3H260ZM22 5H23V3H22ZM67 5H69V4L67 3ZM72 5H73V4H72ZM90 5H91V3H90ZM96 5H97V4H96ZM102 5H103V4H102ZM129 5H130V4H129ZM129 5H127L126 7L128 8ZM143 5H142V6H143ZM176 5H177V4H176ZM176 5H174V6H176ZM197 5H198V4H197ZM203 5H205V4H203ZM206 5H207V4H206ZM0 6H1V5H0ZM23 6H24V5H23ZM50 6H51V5H50ZM63 6H64V5H63ZM77 6H78V4H77ZM94 6H95V5H94ZM94 6H93V7H94ZM130 6H131V5H130ZM155 6H156V5H155ZM163 6H164V5H163ZM166 6H167V5H166ZM178 6H177L176 8H179ZM212 6H213V5H212ZM212 6H211V7H212ZM260 6H262V4H261ZM19 7H20V6H19ZM21 7H22V6H21ZM36 7H38V6H36ZM59 7H61V6L58 5V10H59V9H62V8H59ZM66 7H67V6H66ZM69 7H72V6H69ZM95 7H96V6H95ZM97 7H98V6H97ZM97 7H96V8H97ZM156 7H157V6H156ZM164 7H165V6H164ZM170 7H172V6H170ZM181 7H182L183 9H185V8L183 7V5H182ZM181 7H180V8H181ZM195 7H196V5H195ZM208 7H209V5H208ZM241 7H242V6H241ZM252 7H253V6H252ZM255 7H256V5H254V8H255ZM15 8H16V7H15ZM17 8H18V6H17ZM27 8H29V6H28ZM43 8H44V7H43ZM47 8H48V6H47ZM67 8H68V7H67ZM77 8H78V7H77ZM127 8H126V9H127ZM136 8H137V7H136ZM143 8H144V7H143ZM172 8H175V7H172ZM182 8H181V9H182ZM205 8H206V7H205ZM248 8H249V7H248ZM254 8H252L253 13H254V10H253ZM9 9H10V8H9ZM74 9H76V8H74ZM87 9H89V8L87 7ZM130 9H132V8H130ZM167 9H168V8H167ZM193 9H195V8H193ZM203 9H204V8H203ZM207 9H208V8H207ZM207 9H205V11H206V13L209 14V13H210V9H213V8H209V11H208V12H207ZM239 9H240V8H239ZM249 9H250V8H249ZM258 9H259V8H258ZM20 10H21V9H20ZM20 10H19V11H20ZM25 10H26V9H25ZM46 10L48 11V9H46ZM62 10H63V9H62ZM68 10H69V8H68ZM71 10H72V9H71ZM71 10H70V11H71ZM89 10H90V9H89ZM89 10H88V11H89ZM135 10H136V9H135ZM142 10H144V9H142ZM155 10H156V9H155ZM157 10L159 11V8H158ZM157 10H156V11H157ZM160 10H161V8H160ZM195 10H196V9H195ZM234 10H235V9H234ZM255 10H257V9H255ZM259 10L262 11V9H259ZM259 10H258V11H259ZM0 11H1V10H0ZM36 11H37V10H36ZM53 11H54V10H53ZM53 11H52V12H53ZM98 11H99V10H98ZM126 11H127V10H126ZM126 11H123V13L126 12ZM128 11H129V10H128ZM132 11H133V12H136V11H134L133 9H132ZM146 11H147V10H146ZM153 11H154V10H153ZM153 11H152V12H153ZM158 11H157V12H158ZM173 11H175V10L173 9ZM187 11H189V10H187ZM190 11H191V10H190ZM221 11H220V12H221ZM224 11H226V12H224ZM245 11H247V9H245ZM245 11H244V12H245ZM258 11H257V12H258ZM3 12H6V11H3ZM9 12H10V11H9ZM48 12H49V11H48ZM54 12H55V11H54ZM62 12H63V11H62ZM139 12H140V11H138V13H139ZM152 12H151V10H150V13H152ZM178 12H179V11H178ZM192 12H193V11H192ZM195 12H196V11H195ZM195 12H194V13H195ZM199 12H200V11H199ZM211 12L213 13L214 11H211ZM230 12H232V10H231ZM250 12H251V10H250ZM250 12H249V13H250ZM255 12H256V11H255ZM259 12H260V11H259ZM12 13H13V10H12ZM50 13H51V12H50ZM69 13H70V12H69ZM69 13H68V14H69ZM90 13H91V12H89V15H90V18H91V15H93L92 13H94V12H92L91 14H90ZM120 13H121V12H120ZM120 13H119V14H120ZM127 13H128V12H127ZM145 13L147 14V12H145ZM171 13H172V12H171ZM176 13H177V11H176ZM180 13H181V12H180ZM187 13H188V12H187ZM187 13H186V17L188 18V16H187L188 14H187ZM212 13H211V14H212ZM214 13H215V14L217 13V14L219 15V13L216 12V11H215ZM245 13H246V12H245ZM8 14H9V13H8ZM58 14L60 15L59 12H58ZM68 14H67V15H68ZM97 14H98V13H97V9H96V15H97ZM117 14H118V13H117ZM119 14H118V16H120ZM129 14H131V12H130ZM129 14H127V15H129ZM136 14H137V13H136ZM136 14H135V15H136ZM146 14H145V15H146ZM152 14H153V13H152ZM162 14H163V13H162ZM169 14H170V13H168V15H169ZM173 14H174V13H173ZM173 14H172V15H173ZM184 14H185V13H184ZM198 14H199V13H198ZM203 14H205V13H203ZM215 14H214V16H215ZM217 14H216V15H217ZM228 14H230L229 11H228L227 15H228ZM235 14H236V13H235ZM255 14H256L257 16H259V14H257V13H255ZM255 14H254L253 16H256ZM6 15H7V14H6ZM13 15H14V14H13ZM13 15H12V16H13ZM17 15H19V14H17ZM25 15H27V14L25 13ZM38 15H39V14H38ZM56 15H57V14H56ZM56 15H55V16H56ZM70 15H74V14H71V13H70ZM89 15H87V16H89ZM122 15H124V14H122ZM131 15H132V14H131ZM135 15L133 14V17H134ZM148 15H149V14H147V16H148ZM163 15H164V14H163ZM177 15H178V14H177ZM209 15H210V14H209ZM209 15H208V16H209ZM218 15H217V16H218ZM221 15H222V13H221ZM230 15H231V14H230ZM236 15H237V14H236ZM236 15H235V17H236ZM262 15H263V14H262ZM1 16H2V14H1ZM1 16H0V17H1ZM29 16H30V15H29ZM52 16H53V14H52ZM52 16H51V18H52ZM87 16H86V17H87ZM116 16H117V15H116ZM138 16H139V15H138ZM143 16H144V15H143ZM149 16H150V15H149ZM152 16H153V15H152ZM155 16H157V14H156ZM184 16H185V15H184ZM190 16H191V15H190ZM195 16H196V15H195ZM197 16H199V15H197ZM204 16H205V15H204ZM206 16H207V15H206ZM210 16H211V15H210ZM210 16H209V17H210ZM223 16H226V15H222V16H220V17H223ZM231 16H232V15H231ZM253 16H251V17H253ZM257 16H256V18H257ZM17 17H18V16H17ZM49 17H50V16H49ZM49 17H48V18H49ZM53 17H54V16H53ZM60 17H61V16H60ZM92 17H93V16H92ZM94 17H95V15H94ZM127 17H128V16H127ZM136 17H137V16H136ZM145 17H146V16H144V18H145ZM181 17H183V16L181 15ZM200 17H201V16H200ZM211 17H213V14H212ZM215 17H216V16H215ZM215 17H214V18H215ZM232 17H233V16H232ZM242 17H243V16H241L240 19L238 18V20H240V22H241ZM249 17H250V14H249ZM259 17H260V16H259ZM10 18H11V17H10ZM30 18H31V17H30ZM46 18H47V16H46ZM48 18H47V19H48ZM72 18H73V17H72ZM117 18H118V20H119V17H117ZM125 18H126V17H125ZM138 18H139V17H138ZM149 18L151 19V17H149ZM155 18H156V17H155ZM160 18H162V17H160ZM160 18H159V20H160ZM187 18H186V19H187ZM194 18H195V17H194ZM227 18H228V17H227ZM227 18H226V20H227ZM230 18H231V17H230ZM246 18H248V13H247V17H246ZM246 18H244L242 21H244ZM256 18H253V19H256ZM260 18H261V17H260ZM83 19H84V18H83ZM91 19H92V18H91ZM150 19H149V20H150ZM162 19H163V18H162ZM180 19H182V18H180ZM186 19H185V21H186ZM190 19H191V18H190ZM190 19H189V21H190ZM202 19H203V18H202ZM206 19H207V18L205 17V20H204V21H206ZM208 19H209V18H208ZM211 19H212V20H211L210 22L214 21L213 18H211ZM215 19H218V17H216ZM221 19H222V18H221ZM228 19H229V18H228ZM7 20H8V19H7ZM7 20L5 19L4 21L7 23ZM13 20H14V19H13ZM26 20H27V19H26ZM44 20H46V19H44ZM55 20H56V18H55ZM65 20H66V19H65ZM71 20H72V19H71ZM132 20H133V19H132ZM132 20H131V21H132ZM141 20H142V19H141ZM145 20H146V18H145ZM152 20L154 21V19H152ZM165 20H166V19H165ZM171 20H174V19H171ZM171 20H170V21H171ZM175 20H176V19H175ZM175 20H174V21H175ZM209 20H210V19H209ZM209 20H208V21H209ZM218 20H219V19H218ZM222 20H223V19H222ZM222 20H221V22H222L221 25H224V24H223V21H224V20H223V21H222ZM233 20H234V19H233ZM238 20H236V21L238 22ZM247 20H248V19H247ZM249 20H250V18H249ZM249 20H248L247 22H249ZM32 21H33V19H32ZM51 21H52V19H51ZM59 21H60V20H59ZM89 21H90V19H89ZM89 21H88V22H89ZM91 21H92V20H91ZM135 21H136V20H135ZM138 21H140V19L137 20V23H138ZM143 21H144V20H143ZM147 21H148V20H147ZM150 21H151V20H150ZM150 21L148 22V23H149L148 25H150ZM156 21H157V19H156ZM156 21H155V22H156ZM189 21L187 20L186 24H187V23H190L192 20H191L190 22H189ZM198 21H199V20H198ZM198 21H197V22H198ZM219 21H220V20H219ZM262 21H263V20H261V22H262ZM42 22H43V21H42ZM52 22H53V21H52ZM52 22H49V24L52 23ZM55 22H57V21H55ZM55 22H54V23H55ZM69 22H71V21H69ZM69 22H68V24H69ZM133 22H134V21H133ZM140 22H141V21H140ZM163 22H165V21H163ZM180 22H181V21H180ZM192 22H193V21H192ZM206 22H207V21H206ZM206 22H205V24L208 25V23H206ZM210 22H209V23H210ZM225 22H226V21H225ZM232 22H233V21H232ZM240 22H239V23H240ZM247 22H246V23H247ZM0 23H1V22H0ZM39 23H41V22H39ZM44 23L46 24V22H44ZM44 23H43V24H44ZM72 23H73V22H72ZM91 23H92V22H91ZM119 23H121V22H119ZM122 23H123V22H122ZM145 23H146V22H145ZM153 23H154V22H153ZM153 23H151V27H152V24H153ZM157 23H158V21H157ZM172 23H173V21H172ZM182 23H183V22H182ZM198 23H199V24H203V21H202L201 23H200V22H198ZM212 23H213V22H212ZM242 23H243V22H242ZM246 23H245V24H246ZM252 23H253V22H251V24H252ZM255 23H257V22H254V23H253L254 26H255ZM258 23H259V21H258ZM262 23L264 24V21H263ZM262 23H260V24H262ZM2 24H3V23H2ZM57 24H58V23H57ZM61 24H62V23H60L59 25H61ZM66 24H67V23H66ZM68 24H67V25H68ZM74 24H75V22H74ZM81 24H82V23H80V26H81ZM89 24H90V23H89ZM117 24H118V23H117ZM123 24H124V23H123ZM135 24H136V22H135ZM139 24H140V23H139ZM141 24L143 25V22H141ZM154 24H155V23H154ZM158 24H159V23H158ZM158 24H157V25H158ZM160 24H161V23H160ZM160 24H159V25H160ZM167 24H169V23H167ZM170 24H171V23H170ZM190 24H191V23H190ZM190 24H189V25H190ZM196 24H197V23H196ZM214 24H215V22H214ZM231 24H232V23H231ZM243 24H244V23H243ZM243 24L240 23V25H242V26H243ZM249 24H250V23H249ZM9 25H10V24H9ZM14 25H15V24H14ZM46 25H47V24H46ZM52 25H54V24H52ZM76 25H78V24H76ZM76 25H75V26H76ZM83 25H84V22H83ZM87 25H88V24H87ZM133 25H134V23H133ZM133 25L131 24L132 27H134ZM136 25H137V24H136ZM136 25H135V26H136ZM145 25H146V26H145ZM159 25H158V26H159ZM162 25H163V24H162ZM178 25H180V24H178ZM189 25H188V27H190ZM194 25H195V24H194ZM203 25H204V24H203ZM203 25H202V26H203ZM216 25L218 26V24H216ZM221 25H220V26H221ZM234 25H235V24H234ZM237 25H238V23H237ZM21 26H22V25H21ZM28 26H29V25H28ZM38 26H39V25H38ZM41 26H42V25H41ZM41 26H40V27H41ZM62 26H63V25H62ZM89 26H90V25H89ZM89 26H88V27H89ZM100 26H101V25H100ZM118 26H119V25H118ZM122 26H123V25H122ZM140 26H141V25H140ZM140 26H139V27H140ZM144 26H145V28H146V31H147V28L150 27V26L147 27V24H144L143 27H144ZM164 26H165V28H168V29H169V27H170V26L166 27V24H165ZM172 26H174V25H172ZM172 26H171V27H172ZM191 26H192V25H191ZM197 26H198V25H197ZM197 26H196V27H197ZM199 26H200V25H199ZM199 26H198V27H199ZM202 26H201V27H202ZM225 26H226V25H225ZM244 26H245V25H244ZM244 26H243V28L245 29L246 27H244ZM247 26H248V24H247ZM257 26H258V25H257ZM9 27H11V26H9ZM30 27H31V26H30ZM47 27H48V26H47ZM52 27H53V26H52ZM64 27H65V26H64ZM76 27H77V26H76ZM81 27H82V26H81ZM84 27H85V26H84ZM88 27H87V29H88ZM128 27H129V26H128ZM139 27H138V28H139ZM143 27H142V28H143ZM151 27H150V28H151ZM156 27H157V26H156ZM160 27H161V25H160ZM181 27H182V26H181ZM196 27H195V26L192 27V28H194L193 31H195V28H196ZM204 27H206V26H204ZM212 27H215V26H212ZM228 27H229V26H228ZM232 27H233V26H232ZM238 27H239V26H238ZM248 27H249L248 29L252 30V29L250 28L251 26H248ZM258 27H260V26H258ZM258 27H256V28H258ZM263 27H264V25H263ZM263 27H262V28H263ZM16 28H17V27H16ZM33 28H34V26L32 27V29H33ZM42 28H44V26H43ZM50 28H51V27H49V29H50ZM67 28H68V26H66L65 29H67ZM89 28H90V27H89ZM134 28H135V27H134ZM138 28H136V29H138ZM153 28H155V27H153ZM153 28H152V30H153ZM179 28H180V27H179ZM199 28H200V27H199ZM233 28H234V27H233ZM260 28H261V27H260ZM32 29H31V31H32ZM34 29H35V28H34ZM47 29H48V28H47ZM59 29H60V27H59ZM61 29H63V28L61 27ZM61 29H60V30H61ZM65 29H64V30H65ZM68 29H69V28H68ZM79 29H80V27H79ZM81 29H82V28H81ZM90 29H91V28H90ZM129 29H130V28H129ZM158 29L160 30V28H158ZM172 29H175V27L172 28ZM200 29H201V28H200ZM200 29H199V30H200ZM212 29H213V28H212ZM231 29H232V28H231V26H230V30H231ZM263 29H264V28H263ZM37 30H38V29H37ZM52 30H54V28H53ZM69 30H70V29H69ZM74 30H76L75 27H74ZM83 30H84V29H83ZM131 30H133V29H131ZM139 30H142V29L140 28ZM155 30H156V29H155ZM164 30H165V29H164ZM169 30H171V29H169ZM180 30H181V29H180ZM189 30H191V29H189ZM189 30H188V31H189ZM196 30H197V29H196ZM199 30H197V31L199 32ZM205 30H206V29H205ZM214 30H215V29H214ZM216 30H217V29H216ZM216 30H215V31H216ZM218 30H220V29H218ZM218 30H217V31H218ZM222 30H223V29H222ZM222 30H221V31H222ZM224 30H225V29H224ZM230 30H229V28H228V29H227V33H228V31L230 32ZM239 30H240V29H239ZM253 30L256 31V29H254V28H253ZM259 30H260V29H259ZM259 30H258V31H259ZM11 31H12V30H11ZM35 31H36V29H35ZM35 31H34V32H35ZM38 31H39V30H38ZM67 31H68V30H67ZM70 31H71V30H70ZM88 31H89V29H88ZM135 31H136V30H135ZM135 31L133 30V33H134ZM153 31H154V30H153ZM182 31H183V29H182ZM200 31H201V30H200ZM206 31H208V30H206ZM237 31H238V30L236 29V30L233 31L232 33H235V32H237ZM244 31L246 32L247 30L245 29ZM258 31H256L257 34L252 35V39H253V40L251 39V40H252V42H251L252 47H251L250 45H249V46H250L251 48L247 47V44H248V41H247L248 39H247V40H245V41H247V44H244V45L242 46V48H241V49H238V52H236V53L239 54V50H241V52H242L241 55H242V54H246V55H247L249 51H250V53H251V49L254 51V52H252V53H259V52L261 53V51L263 52V51H264V30H263V32H261V33H259V34H258ZM21 32H22V31H21ZM21 32H20V33H21ZM23 32H24V31H23ZM34 32H33V33H34ZM53 32H54V31H53ZM57 32H58V31H57ZM64 32H65V31H64ZM90 32H91V30H90ZM90 32H88V33H90ZM124 32H126V31H124ZM139 32H140V31H139ZM162 32H163V31H162ZM190 32H191V31H190ZM198 32H196V33H198ZM224 32H225V31H224ZM256 32H255V33H256ZM259 32H260V31H259ZM36 33H37V32H36ZM142 33H144V32H142ZM160 33H161V32H160ZM193 33H195V32H193ZM193 33H192V35H193ZM199 33H200V32H199ZM202 33H203V32H202ZM202 33H200V34H202ZM206 33H207V32H206ZM225 33H226V32H225ZM232 33H231V36H230L231 39H232V37H233V36H232ZM237 33H238V32H237ZM237 33H236V34H237ZM240 33L242 34L243 31L241 30ZM240 33H239V34H240ZM253 33H254V32H253ZM34 34H35V33H34ZM79 34H80V33H79ZM81 34H82V33H81ZM130 34H131V33H130ZM134 34L136 35L137 33L135 32ZM146 34H147V33H146ZM148 34H149V33H148ZM153 34H154V33H153ZM156 34H157V30H156ZM156 34H155V35H156ZM189 34H191V33H189ZM200 34H199V35H200ZM203 34H204V33H203ZM229 34H230V33H228L226 36H228ZM239 34H237V35H239ZM247 34H248V33H247ZM0 35H2V34H0ZM4 35H6V34L4 33ZM4 35H3V36H4ZM8 35H9V34H8ZM43 35H45V34H43ZM47 35L49 36V34H47ZM51 35H52V34H51ZM61 35H62V34L60 33V37H61ZM132 35H133V34H132ZM138 35H139V33H138ZM161 35H163V33H161ZM196 35H197V34H196ZM208 35H209V34H208ZM208 35H207V36H208ZM237 35H235V36L238 37ZM242 35H243V34H242ZM242 35H241V36L239 35V37H243ZM3 36H2V37H3ZM86 36H87V35H86ZM144 36H147V35L144 34ZM144 36H142V37L144 38ZM157 36H159V38H160V34H158ZM188 36H189V35H188ZM202 36H203V35H202ZM207 36H206V37H207ZM210 36H211V35H210ZM210 36H209V37H210ZM218 36H219V34H218ZM235 36H234V38H235ZM246 36H247V35H246ZM38 37H39V36H36V38H38ZM62 37H63V36H62ZM67 37H68V36H67ZM80 37H81V36H80ZM88 37H89V36H88ZM90 37H91V36H90ZM132 37H134V36H132ZM135 37H136V36H135ZM142 37L139 36V38H142ZM162 37H163V36H162ZM181 37H182V36H181ZM196 37H197V36H196ZM196 37L193 38V37L191 36V38H193V39H195ZM206 37H205V39H206ZM213 37H214V36H213ZM221 37H222V36H221ZM221 37H220V39H221ZM239 37L236 39L237 41L235 40L237 43H238V41H239V39H240ZM249 37H250V36H249ZM3 38H4V37H3ZM6 38H7V37H6ZM32 38H33V36H32ZM63 38H64V37H63ZM81 38H82V37H81ZM81 38H80V39H81ZM136 38H137V37H136ZM136 38H135V39H136ZM139 38H137V39H139ZM147 38H148V37H147ZM154 38H155V37H154ZM168 38L170 39V37H168ZM184 38H187V39H188V37H184ZM184 38H182V39H184ZM199 38H201V35L199 36ZM214 38H215V37H214ZM222 38H223V37H222ZM1 39H2V38H1ZM28 39H29V38H28ZM43 39H44V38H43ZM50 39H52V38H50ZM57 39H58V38H57ZM61 39H62V38H61ZM65 39H66V38H65ZM65 39H64V40H65ZM73 39H74V38H73ZM73 39H71V40H73ZM125 39H126V37H125ZM130 39H131V38H130ZM137 39H136V41H137ZM163 39H164V37H163ZM163 39H160V40H163ZM182 39H181V41H182ZM189 39H190V38H189ZM193 39H192V40H193ZM196 39H198V37H197ZM196 39L194 40V41H195V42H194L195 44H196ZM201 39H203V38H201ZM209 39H210V38H209ZM218 39H219V37H218ZM220 39H219V40H220ZM224 39H225V40H228L229 38H226V37H225ZM2 40H3V39H2ZM38 40H39V38H38ZM48 40H49V38H48ZM48 40H47V41H48ZM62 40H63V39H62ZM75 40H76V39H75ZM75 40H74V41H75ZM77 40H78V39H77ZM145 40H146V39H143V41H145ZM149 40H150V39H149ZM149 40H146V41L149 42ZM154 40H155V42H157L159 39H158V40L153 39V41H154ZM174 40H175V38L173 39V41H174ZM190 40H191V39H190ZM192 40H191V41H192ZM198 40H199V39H198ZM216 40H217V39H216ZM219 40H218V41H219ZM222 40H223V39H222ZM225 40H224L223 42H222V41H221V42H222V43L225 42V44H226V41H225ZM240 40H242V39H240ZM243 40H244V39H243ZM28 41H29V40H28ZM47 41H44V42L47 43ZM86 41H87V40H86ZM109 41H110V40H109ZM125 41H126V40H125ZM133 41H134V39H133ZM141 41H142V39L140 40V42H141ZM181 41H180V42H181ZM186 41H187V40H186ZM208 41H210V40H208ZM208 41H206V42H208ZM218 41H216V42H218ZM230 41H233V42H234V40H230V39H229V42H230ZM29 42H30V41H29ZM29 42H28V44H29ZM32 42H33V41H32ZM38 42H39V41H38ZM71 42H72V41H71ZM95 42H96V41H95ZM130 42H131V40H130ZM137 42H138V41H137ZM137 42H136V44H139V43H137ZM150 42H151V40H150ZM158 42H160V41H158ZM158 42H157V45L159 44ZM161 42H163V41H161ZM201 42H203V44L205 43V41H199V42L197 41V43H201ZM233 42H232V43H233ZM236 42H235V44H236ZM0 43H1V42H0ZM34 43L37 44V42H34ZM134 43H135V42H134ZM141 43H142V42H141ZM141 43H140V45H141ZM145 43H146V42H145ZM187 43H188V42H187ZM214 43H215V41H214ZM230 43H231V42H230ZM232 43H231V44H232ZM31 44H32V43H31ZM36 44H33V46H36ZM40 44H41V43H39L38 45H40ZM42 44H43V43H42ZM50 44H51V42H50ZM96 44H97V46H98V43H96ZM128 44H129V43H128ZM147 44H148V43H147ZM160 44H161V43H160ZM166 44H169V43H166ZM188 44H189V43H188ZM201 44H202V43H201ZM203 44H202V45H203ZM212 44H213V43H212ZM231 44H230V45H231ZM235 44H234V45H235ZM29 45H30V44H29ZM29 45H27V46L25 45L24 48H26V47L28 48ZM84 45H86V44H84ZM108 45H109V43H108ZM125 45H126V44H125ZM131 45H132V44H131ZM133 45H134V44H133ZM143 45H144V43H142L141 46H143ZM161 45H162V44H161ZM161 45H160V46H161ZM164 45H165V44H164ZM174 45H175V44H174ZM174 45H173V46H174ZM176 45H177V44H176ZM202 45L199 44V47L202 46ZM210 45H211V43H210ZM216 45H217V43H216ZM220 45H221V47L223 46V44H221V43H220ZM228 45H229V43H228ZM236 45H237V44H236ZM241 45H242V44H241ZM0 46H1V45H0ZM30 46H32V45H30ZM30 46H29V47H30ZM44 46H45V45H44ZM50 46H51V45H50ZM50 46H49V48H50ZM74 46H75V45H74ZM82 46H83V45H82ZM99 46H101V44H100ZM129 46H130V45H129ZM134 46H135V45H134ZM160 46H159V47H160ZM166 46H167V45H166ZM197 46H198V44H196V47H197ZM218 46H219V45H218ZM231 46H233V45H231ZM40 47H41V45H40ZM46 47H47V46H46ZM46 47L44 48L45 50H46ZM60 47H61V46H60ZM64 47H65V46H64ZM107 47H108V46H107ZM143 47H144V46H143ZM145 47H146V46H145ZM147 47H149V46H147ZM150 47H151V46H150ZM161 47H162V46H161ZM167 47L171 49V48H172V45L167 46ZM190 47H192V46L190 45ZM214 47H215V46H214ZM239 47H240V45H239ZM5 48H6V47H5ZM30 48H32V47H30ZM58 48H59V46H58ZM62 48H63V47H62ZM81 48H82V47H81ZM119 48H120V47H119ZM131 48H133V47H131ZM134 48H135V47H134ZM136 48H138V47H136ZM162 48H164V47H162ZM162 48H161V50H162ZM168 48H166V49L164 48L163 50H164V51H168V50H167ZM186 48H187V50L189 49L188 47H186ZM192 48H193V47H192ZM201 48H202V47H201ZM203 48H204V47H203ZM215 48H216V47H215ZM229 48H230V47H229ZM231 48H232V47H231ZM231 48H230L229 50H231ZM234 48H235V47H234ZM36 49H39V48L36 47ZM40 49H41V48H40ZM65 49H66V48H65ZM100 49H101V47H100ZM128 49H129V48H128ZM138 49H140V48H138ZM148 49H149V51H151V50L153 51V50H154L153 47H152V49H150V48H148ZM170 49H169V50H170ZM182 49H183V47H182ZM204 49H205V48H204ZM211 49H212V48H211ZM220 49H221V48H220ZM224 49H225V48H224ZM2 50H3V47H2ZM32 50H35V49H32ZM32 50H31V52H32ZM47 50H48V49H47ZM49 50H51V49H49ZM71 50H72V49H71ZM85 50H86V49H85ZM125 50H126V49H125ZM133 50H134V49H133ZM136 50H137V49H136ZM141 50H142V49H141ZM141 50H139V51H141ZM156 50H158V46H157V49H156ZM175 50H176V49H174V51H175ZM195 50H196V48H195ZM195 50H194V51H195ZM199 50H200V49H199ZM205 50H207L206 52L208 53V48L205 49ZM205 50H204V52H205ZM227 50H228V49H226V51H227ZM83 51H84V49H83ZM128 51H129V50H128ZM131 51H132V50H131ZM134 51H135V50H134ZM152 51H151V53H152ZM158 51H159V50H158ZM164 51H163V52H164ZM171 51H172V50H171ZM181 51H183V50H181ZM189 51H191V50H189ZM213 51H215V50L213 49ZM3 52H4V51H3ZM34 52H35V51H34ZM40 52H41V51H40ZM73 52H74V51H73ZM88 52H89V51H88ZM161 52H162V51H161ZM172 52H173V51H172ZM223 52H224V51H223ZM233 52H234V50L232 51V53H233ZM29 53H30V52H28V54H29ZM36 53H37V54H36L35 56H36V58L38 59L37 56H38L39 52L37 51ZM43 53L45 54V52H43ZM43 53L40 54V55H42V58L44 57V56H43ZM49 53H50V52H48V54H49ZM69 53H70V52H69ZM82 53H83V52H82ZM114 53H115V52H114ZM118 53H119V51H118ZM126 53H129V52H126ZM131 53H132V52H131ZM131 53H129L128 55H130ZM134 53H136V52H134ZM134 53H133V54H134ZM142 53H143V50H142V52H141L140 54H142ZM146 53H148V52H146ZM146 53L144 52L145 55H146ZM149 53H150V52H149ZM159 53H160V52H159ZM168 53H169V52H168ZM168 53H167V54L165 53V54H166L167 56H168V55H169V56L172 55V54H168ZM184 53H185V52H184ZM190 53H191V52H190ZM196 53H197V51H196ZM202 53H203V51H202ZM202 53H201V54H202ZM211 53H212V52H211ZM213 53H214V52H213ZM225 53H226V52H225ZM229 53H230V52H229ZM234 53H235V52H234ZM252 53H251V58H252V55H253ZM30 54H31V53H30ZM30 54H29V55H30ZM70 54H72V53H70ZM70 54H69V55H70ZM85 54H86V52H85ZM111 54H112V53H111ZM119 54H120V53H119ZM124 54H125V52H124ZM165 54H164V55H165ZM186 54H188V53H186ZM199 54H200V53H199ZM201 54H200V55H201ZM216 54H217V53H216ZM219 54H222V52H219ZM230 54H231V53H230ZM25 55H27L26 52H25ZM72 55H74V54H72ZM108 55H109V54H108ZM108 55H107V57H108ZM120 55H121V54H120ZM122 55H123V54H122ZM137 55H138V54H137ZM149 55H151V54H149ZM154 55H155V53H154ZM161 55H162V53H161ZM161 55H160V56H161ZM173 55H174V54H173ZM189 55H190V54H189ZM189 55H188V56H189ZM202 55H203V54H202ZM217 55H218V54H217ZM223 55H224V54H223ZM226 55L229 56V54H226ZM33 56H34V55H33ZM75 56H76V55H75ZM117 56H119V55H117ZM117 56H116V57H117ZM125 56H126V55H125ZM125 56H124V57H125ZM130 56H131V55H130ZM130 56H129V57H130ZM142 56H144V55H142ZM158 56H159V55H158ZM174 56H175V55H174ZM183 56H184V55H183ZM188 56H187V57H188ZM193 56H194V55H193ZM195 56H196V55H195ZM207 56L209 57L210 54H209V55L207 54ZM207 56H206V54H205V58H206ZM215 56H216V55H215ZM215 56H214V57H215ZM220 56H221V55H220ZM227 56H225V57L228 58ZM234 56H235V55H234ZM236 56H237V55H236ZM238 56H239V55H238ZM256 56H257V55H256ZM6 57H8V56H6ZM19 57H20V56H19ZM73 57H74V56H73ZM111 57H112V56H111ZM119 57H120V56H119ZM124 57H123V58H124ZM129 57H127V59H128ZM132 57H133V56H132ZM135 57H136V55H135ZM149 57H150V56H149ZM163 57H164V58H161V59L159 58V60H161V62H162L163 59H165L166 56H163ZM171 57H172V56H171ZM203 57H204V55H203ZM232 57H233V56H232ZM241 57L243 58L244 55L241 56ZM241 57H240V58H241ZM245 57H247V56H245ZM259 57H260V54H259ZM2 58H3V57H2ZM28 58H29V57H28ZM39 58H41V57H39ZM71 58H72V57H71ZM147 58H148V57H147ZM152 58H153V57H152ZM152 58H151V59H152ZM156 58H157V54H156ZM156 58L154 59V61L156 60ZM168 58H169V57H168ZM172 58H173V57H172ZM175 58H176V60H177V57H176V56L174 57V59H175ZM184 58H185V57H184ZM226 58H225V60H226ZM229 58H231V57H229ZM240 58H239V59H240ZM248 58H249V57H248ZM251 58H250V59H251ZM254 58H255V57H254ZM256 58H257V57H256ZM256 58H255V59H256ZM3 59H4V58H3ZM80 59H81V57H80ZM83 59H84V58H83ZM104 59H105V58H104ZM124 59H126V57H125ZM129 59H130V58H129ZM141 59L143 60L144 58L142 57ZM141 59H140V60L138 59V60L140 61V63H142V62H141ZM169 59H170V58H169ZM192 59H193V57H192ZM194 59H195V58H194ZM199 59H200V57H199ZM199 59L196 60V62L198 61V64H200L199 61L202 63V61L199 60ZM206 59H207V58H206ZM209 59H212V58H209ZM216 59H217V58H216ZM223 59H224V58H223ZM231 59H232V58H231ZM235 59H236V58H235ZM235 59H234V61H235ZM258 59H260V58H258ZM5 60H7V59L5 58ZM33 60H34V59H33ZM105 60H107V59H105ZM109 60H110V59H109ZM111 60H112V58H111ZM113 60H114V58H113ZM133 60H135V58H134ZM133 60H132V61H133ZM136 60H137V59H136ZM136 60H135V61H136ZM159 60H158V63H157V62H154V64H155V63H156V64H159ZM166 60H167V58H166ZM183 60H184V59H183ZM187 60L190 61L189 58H188ZM204 60H205V59H204ZM217 60H218V59H217ZM227 60H228V59H227ZM227 60H226V61H227ZM237 60H238V59H237ZM237 60H236L235 62L238 63L239 61H237ZM242 60H243V59H242ZM246 60L248 61L249 59H246ZM252 60H253V59H252ZM260 60H261V59H260ZM3 61H4V60H3ZM8 61H9V60H8ZM72 61H73V60H72ZM107 61H108V60H107ZM125 61H126V60H125ZM144 61H145V60H144ZM156 61H157V60H156ZM163 61H165V60H163ZM170 61H171V60H170ZM205 61H206V60H205ZM222 61H223V60H222ZM226 61L223 62V63H226ZM255 61H257V59H256ZM255 61H254V62H255ZM261 61H263V59H262ZM6 62H7V61H6ZM123 62H124V61H123ZM126 62H127V61H126ZM136 62H137V61H136ZM136 62H135V63H136ZM146 62H147V61H146ZM171 62H173V61H171ZM178 62H179V61H178ZM219 62H220V61H219ZM245 62H246V61H245ZM13 63H14V62H13ZM70 63H71V62H70ZM83 63H84V62H83ZM85 63H86V62H85ZM135 63H134V64H135ZM140 63H139V65H140ZM147 63H148V62H147ZM164 63H165V62H164ZM164 63H162V65H163ZM186 63H187V61H186ZM213 63H215V62H213ZM231 63H233L232 65H234V62H231ZM259 63H260V61H259ZM259 63H258V62H257V63L255 62V65L257 64V66H258V65L260 66ZM124 64H125V63H124ZM126 64H127V63H126ZM126 64H125V65H126ZM130 64H131V63H130ZM132 64H133V63H132ZM152 64H153V63H152ZM154 64H153V65H154ZM169 64H170V63H169ZM173 64H174V62H173ZM195 64H197V63H194V64H193L194 67H195ZM220 64L222 65V63H220ZM227 64H228V61H227ZM229 64H230V61H229ZM238 64H239L240 67H241L242 64H240V62H239ZM243 64H244V61H243ZM263 64H264V62H262L261 65L263 66ZM71 65H72V64H71ZM85 65H87V64H85ZM141 65H142V64H141ZM141 65H140V66H141ZM147 65H148V64H147ZM162 65H161V63H160V66H162ZM164 65H166V64H164ZM170 65H171V64H170ZM189 65L191 66V63H189ZM193 65H192V66H193ZM200 65H201V64H200ZM208 65H209V63H208ZM208 65H207V66H208ZM247 65H248V64H247ZM253 65H254V64H253ZM2 66H3V65H2ZM2 66H1V67H2ZM69 66H70V65H69ZM73 66H74V65H73ZM129 66H131V65H129ZM132 66H133V65H132ZM143 66H144V63H143V65H142V67H143ZM150 66H151V63H150ZM150 66H147L148 69H149ZM154 66H155V65H154ZM160 66H158V67H160ZM167 66H168V65H167ZM185 66H186V65H185ZM185 66L183 65L182 67H185ZM198 66H199V65H198ZM207 66H205V67H207ZM223 66H225V64H223ZM223 66H220V67L223 68ZM3 67H5V66H3ZM109 67H110V66H109ZM142 67H141V68H142ZM145 67H146V66H145ZM145 67H144V69H145ZM147 67H146V68H147ZM165 67H166V66H165ZM180 67H181V66H180ZM196 67H197V65H196ZM196 67L194 68V70L196 69ZM200 67L202 68L203 66H200ZM200 67H197V68H200ZM220 67H219V68H220ZM237 67H238V66H237ZM240 67H239V69H240ZM242 67H243V65H242ZM250 67H251V66H250ZM260 67H261V66H260ZM10 68H11V67H10ZM72 68H73V67H72ZM72 68H71V69H72ZM172 68H173V65H172ZM185 68L187 69V67H185ZM201 68H200V70H201ZM214 68H217V67H214ZM226 68H227V65H226ZM234 68H235V67H234ZM234 68L232 67V69H234ZM243 68H244V67H243ZM246 68H248V67H246ZM255 68H256V67H255ZM257 68H258V67H257ZM257 68H256L255 70H258ZM263 68H264V66H263ZM80 69H81V68H80ZM130 69H131V67H130ZM135 69H136V70H135ZM135 69H133L134 72H137V69L139 70V68H136V67H135ZM142 69H143V68H142ZM164 69H165V70H164ZM167 69H168V68H167ZM179 69H181V68H179ZM186 69H185V70H186ZM192 69H193V67H192ZM74 70H75V69H74ZM119 70H120V69H118V71H119ZM126 70H127V69H126ZM158 70H159V69H158ZM160 70H162V68H160ZM160 70H159V71H160ZM163 70L165 71V72H164L165 74L168 73V72L166 73V71H167L166 68H163ZM169 70H170V69H169ZM181 70H182V69H181ZM187 70H189V69H187ZM202 70H203V69H202ZM202 70H201V71H202ZM205 70H206V69H205ZM221 70H222V69H221ZM228 70H229V69H228ZM236 70H237V69H236ZM244 70H246V69L244 68ZM255 70H254V71H255ZM263 70H264V69H263ZM3 71H4V70H3ZM5 71H6V69H5ZM77 71H78V70H77ZM82 71H83V70H82ZM127 71H128V70H127ZM129 71H130V70H129ZM131 71H132V70H131ZM131 71H130L129 73H131ZM146 71H147V70H146ZM150 71H151V70H150ZM191 71H192V70H191ZM197 71H198V70H197ZM222 71H223V70H222ZM232 71H233V70H232ZM232 71H230V72H232ZM247 71H248V70H247ZM247 71H246V72H247ZM254 71L252 72V70H251V72H252L253 74H254ZM258 71H259V70H258ZM258 71H257V72H258ZM72 72H73V71H72ZM75 72H76V71H75ZM119 72H120V71H119ZM138 72H141V70L138 71ZM156 72H157V71H156ZM160 72H161V71H160ZM171 72L173 73L174 71H171ZM187 72H188V71H187ZM194 72H195V71H194ZM202 72H203V71H202ZM239 72H240V71H239ZM242 72H243V71H242ZM117 73H118V72H117ZM144 73H145V72H144ZM146 73H147V72H146ZM146 73H145L144 75L147 76V78L145 77L146 80H147V79H148V73H147V75H146ZM169 73H170V71H169ZM172 73H170V77L173 76V75H171ZM183 73H185V72H183ZM205 73H207V72H205ZM213 73H215V72H213ZM240 73H241V72H240ZM247 73H248V72H247ZM247 73H246V74H247ZM252 73H251V74H252ZM255 73H256V72H255ZM261 73H262V68H261ZM4 74H5V73H4ZM79 74H80V70H79ZM123 74H124V73H123ZM125 74H126V73H125ZM133 74H134V73H133V71H132V75H133ZM140 74H141V73H140ZM140 74L138 73V75H140ZM142 74H143V73H142ZM151 74H152V73H151ZM153 74H154V72H153ZM187 74L191 75V74H193V73H191V74H190V73H187ZM197 74L200 75L199 73H197ZM202 74H203V73H202ZM202 74H201V76H202ZM207 74H208V73H207ZM219 74H220V73H219ZM232 74H233V72H232ZM232 74H230L231 77H233ZM234 74H235V73H234ZM242 74H243V73H242ZM258 74H259V73H257V75H258ZM65 75H66V74H65ZM68 75H69V74H68ZM80 75H81V74H80ZM120 75H121V73H120ZM129 75H130V74H129ZM159 75H160L161 77H163V76L161 75V73H159ZM174 75H175V73H174ZM180 75H183V74H181V72H180ZM194 75H195V74H194ZM194 75H193V76H194ZM217 75H218V74H217ZM223 75L226 76V73L223 74ZM223 75H222V76H223ZM228 75H229V73H228ZM248 75L250 76V74H248ZM248 75H247V76H248ZM257 75H255V76L258 77L259 75H258V76H257ZM262 75H263V74H262ZM6 76H7V75H6ZM136 76H137V75H136ZM141 76H142V75H141ZM149 76L152 77L151 75H149ZM175 76H176V75H175ZM184 76H185V74H184ZM184 76H183V77H184ZM201 76H200V77H201ZM208 76H209V75H208ZM213 76H215V74H214ZM213 76H211V77H213ZM249 76H248V77H249ZM251 76H252V75H251ZM251 76H250L251 80H249V84H251V81H253L254 79H255V80H258V79H256L254 76H253L254 78L251 77ZM7 77H8V76H7ZM69 77H70V75H69ZM78 77H80V76L78 75ZM123 77H124V75H122L121 79H122ZM127 77H128V79H129V82H130V78H129L128 75H127ZM130 77H131V76H130ZM139 77H140V76H139ZM139 77L137 76V78L139 79V82H140V81H142V80H140V79H141L142 77H144V76H142V77H140V78H139ZM154 77L156 78V75H155ZM168 77H169V76H168ZM173 77H174V76H173ZM186 77H187V76H186ZM190 77H192V75H191ZM194 77H195V76H194ZM196 77H197V76H196ZM231 77H230V78H231ZM237 77H238V76H237ZM240 77H241V75H240ZM259 77H260V76H259ZM259 77H258V78H259ZM4 78H5V77H4ZM64 78H65V77H63V79H64ZM70 78L73 79V77H70ZM112 78H113V77H112ZM115 78H116V77H115ZM117 78H118V77H117ZM125 78H126V76H125ZM125 78L123 79L124 82H125ZM131 78H132V77H131ZM133 78H134V76H133ZM155 78H154V79H155ZM157 78H159V77H157ZM157 78H156V79H157ZM166 78H167V76H166ZM171 78H172V77H171ZM184 78H185V77H184ZM187 78L190 79L189 77H187ZM192 78H193V77H192ZM197 78L199 79V77H197ZM201 78H202V77H201ZM214 78H215V77H213V79H214ZM220 78H221V77H220ZM226 78H227V77H223V80H226ZM252 78H253V80H252ZM262 78H264V77H262ZM76 79L78 80V78H75V80H76ZM142 79L145 81L144 78H142ZM150 79H151V78H150ZM150 79H149V80H150ZM156 79H155V80H156ZM198 79L195 80L197 83L199 82V81H197ZM203 79H204V78H203ZM228 79H229V78H228ZM232 79H233V78H232ZM232 79H231V80H232ZM236 79H238V78H235V80H236ZM241 79H242V77H241ZM241 79H240V80H241ZM247 79H248V78H247ZM52 80H53V79H52ZM67 80H69V79H67ZM70 80H71V79H70ZM116 80H117V79H116ZM116 80H115V81H116ZM136 80H137V79H135V81H136ZM149 80H147V84L149 83V82H148ZM155 80H152V81H155ZM157 80H158V79H157ZM157 80H156V81H157ZM159 80H161V79H159ZM162 80L165 81V82L167 81V80H165V78H164V79L162 78ZM162 80H161V83L163 82ZM185 80H187V79H185ZM211 80H212V79H211ZM218 80H219V78H218ZM218 80H217V78H216V82L219 83L218 86L220 87V86H221L220 83H221L222 81L219 82ZM229 80H230V79H229ZM231 80H230V81H231ZM233 80H234V79H233ZM244 80H245V82H246V79H244ZM78 81H80V80H78ZM118 81L121 82L122 80L118 79ZM133 81H134V80H133ZM133 81H132V83H133V85H134L135 82H133ZM144 81H142L143 84H144ZM150 81H151V80H150ZM203 81H205V79H204ZM214 81H215V79H214ZM227 81H228V80H227ZM227 81H225V82L227 83ZM237 81H238V80H237ZM237 81H236V82H235V81H232L233 83H231V84L236 83L237 86H240V85H238V84H240V83L242 84V82L237 83ZM260 81H262V80H260ZM260 81H258V82L260 83ZM22 82H23V81H22ZM66 82H67V81H66ZM75 82H76V81H75ZM85 82H86V81H84V83H85ZM124 82H122V83H124ZM129 82H128V83H129ZM139 82H137V83H139ZM157 82H158V81H157ZM169 82H170V80H169ZM173 82H174V81H173ZM177 82H178V81H177ZM177 82H176L175 84H177ZM200 82H202V81H200ZM206 82H207V80H206ZM228 82H229V81H228ZM245 82L243 83L244 86H245ZM263 82H264V81H263ZM30 83L32 84L31 81H30ZM47 83H49V82H47ZM62 83H63L64 85L66 84V83L64 82V80L62 81ZM76 83H77V82H76ZM81 83H82V82H81ZM116 83H117V82H116ZM116 83H115V84H116ZM122 83L117 84V85L122 86ZM130 83H131V82H130ZM132 83H131V86H132ZM152 83H154V82H152ZM158 83H159V82H158ZM178 83H179V82H178ZM253 83H254V85H255L256 81L253 82ZM261 83H262V82H261ZM70 84H71V82H70ZM77 84H79V83H77ZM106 84H107V83H106ZM140 84H141V83H140ZM150 84H151V82H150ZM154 84H155V83H154ZM175 84H174V85H175ZM180 84H181V83H180ZM191 84H192V83H191ZM199 84H202V83H199ZM206 84H208V83H206ZM249 84H248V85L246 84V87L249 86ZM66 85H67V84H66ZM87 85H88V82H87ZM99 85H100V83H99ZM103 85H104V84H103ZM117 85H115V86H117ZM123 85H124V84H123ZM125 85L129 86L128 84H125ZM141 85H142V84H141ZM158 85H159V84H158ZM160 85H161V84H160ZM183 85H184V84H182L181 86L183 87ZM203 85H205V84H203ZM203 85H202V86H203ZM214 85H215V84H214ZM234 85H235V84H234ZM67 86H68V85H67ZM67 86H66V87H67ZM69 86H70V85H69ZM72 86H73V85H72ZM74 86H75V85H74ZM76 86H78V85H76ZM83 86H84V85H83ZM115 86H114V84H113V86H112V87H114L113 89L116 88ZM131 86H130V87H131ZM134 86H135V85H134ZM149 86H150V85L148 84L147 87H149ZM156 86H157V85H156ZM171 86H173V84H172ZM184 86H185V85H184ZM191 86H192V85H191ZM199 86H200V85H199ZM202 86H201V87H202ZM206 86H207V85H206ZM235 86H236V85H235ZM259 86H260V84H259ZM8 87H9V86H8ZM59 87H60V85H59ZM59 87L57 86L58 89H59ZM96 87L98 88V86H96ZM112 87H111V88H112ZM132 87H133V86H132ZM138 87H139V86H138ZM150 87H152V86H150ZM163 87H164V83H163ZM163 87H161V88L164 89L165 87H164V88H163ZM166 87L168 88V84L166 85ZM175 87H177V85H176ZM188 87H189V86H188ZM196 87H198V86H196ZM213 87H214V86H213ZM226 87H227V86H226ZM229 87H230V86H229ZM229 87H228V88H229ZM231 87H232V86H231ZM231 87H230V89H231ZM242 87H243V86H242ZM246 87H245V88H246ZM255 87H257V85H256ZM255 87H254V88H255ZM263 87H264V86H263ZM60 88H61V87H60ZM67 88H68V87H67ZM83 88H84V87H83ZM85 88H86V85H85ZM100 88H101V86H100L97 90L100 91ZM102 88H103V86H102ZM102 88H101V89H102ZM106 88H107V87H106ZM108 88H109V87H108ZM117 88H118V86H117ZM117 88H116V89H117ZM121 88L124 89L123 86H122ZM125 88L127 89L128 87H125ZM135 88H137V87H135ZM141 88H142V87H141ZM152 88H153V87H152ZM154 88H156V87H154ZM172 88H173V87H172ZM180 88H181V87H180ZM204 88H205V86H204ZM211 88H212V87H211ZM216 88H217V86H216ZM216 88H214V89H216ZM220 88H221V87H220ZM235 88H236V87H235ZM235 88H234V90H235ZM238 88H239V87H238ZM250 88H253V87H251V85H250ZM254 88H253V89H254ZM259 88H260V87H259ZM12 89H13V87H12ZM61 89L63 90V87H62ZM75 89H76V87H75ZM126 89H125V90H126ZM131 89H132V88H129V91H130ZM133 89H134V88H133ZM133 89H132V90H133ZM138 89H139V88H138ZM145 89H147V88H145ZM173 89H174V88H173ZM177 89H178V88H177ZM184 89H185V88H184ZM221 89H224V88H221ZM221 89H218V90H221ZM246 89L248 90V88H246ZM253 89H252V90H253ZM261 89H262V88H261ZM261 89H260V90H261ZM77 90H78V89H77ZM81 90H82V89H81ZM93 90H94V89H93ZM106 90H107V89H106ZM109 90H110V89H109ZM118 90H121V89H117V91H118ZM132 90H131V91H132ZM135 90H136V89H135ZM158 90H159V88H158ZM160 90H161V89H160ZM165 90H168V89H165ZM171 90H172V89H170V93L172 94L173 92H172ZM188 90H190V89H188ZM203 90H204V89H203ZM210 90H211V89H210ZM227 90H228V89H227ZM242 90H243V89H242ZM247 90H246V91H247ZM8 91H9V90H8ZM60 91H61V90H60ZM63 91H65V89H64ZM74 91H75V90H74ZM98 91H97V92H98ZM101 91H102V90H101ZM122 91H123V90H122ZM151 91H152V90H151ZM154 91H155V90H154ZM154 91H152V93H154ZM176 91H177V90H176ZM176 91H174V92H176ZM180 91H181V89H180ZM192 91H193V89H192ZM200 91H201V90H200ZM204 91L206 92V90H204ZM207 91H208V90H207ZM216 91H217V90H216ZM221 91H222V90H221ZM239 91H240V90H239ZM239 91H238V92H239ZM244 91H245V90H244ZM255 91H256V90H255ZM262 91H263V89H262ZM2 92H3V91H1V93H2ZM102 92H103V91H102ZM106 92H108V91H106ZM125 92H128V90L125 91ZM125 92H124V94H125ZM137 92H138V91H137ZM156 92H157V91H156ZM156 92H155V93H156ZM167 92H168V91H167ZM167 92H166V93H167ZM181 92H182V91H181ZM193 92H195V91H193ZM197 92H198V91H197ZM208 92H209V91H208ZM224 92H225V90H224ZM232 92H233V88H232ZM234 92H235V91H234ZM258 92H259V91H258ZM1 93H0V95H1ZM4 93H6V92H4ZM4 93H3V94H4ZM67 93H69V92H67ZM83 93H84V92H83ZM95 93H96V92H95ZM99 93H101V92H99ZM104 93H105V88H104ZM113 93H115L114 90L112 91V93H111V91H110V95L112 94V96H114ZM118 93H119V92H118ZM118 93H117V94H118ZM128 93H129V92H128ZM128 93H126V94H128ZM132 93H133V92H132ZM158 93H160V92L158 91ZM176 93H177V92H176ZM187 93H188V91H187ZM210 93H211V92H210ZM218 93H219V92H218ZM242 93H244V92H242ZM7 94H8V93H7ZM56 94H57V93H56ZM65 94H66V93H65ZM69 94H70V93H69ZM74 94L76 95V93L73 92V95H74ZM81 94H82V92H81ZM108 94H109V92H108ZM117 94H116V95H117ZM126 94H125V95H126ZM164 94H165V93H164ZM167 94H169V93H167ZM167 94H166V95H167ZM173 94H174V93H173ZM179 94H180V93H179ZM179 94L177 95V97L180 96ZM202 94H203V93H202ZM207 94H208V93H207ZM213 94H215V92H214ZM213 94H212V95H213ZM225 94H226V93H225ZM238 94H241V92L238 93ZM238 94H237V95H238ZM57 95H58V94H57ZM66 95H67V94H66ZM73 95H72V96H73ZM78 95H79V94H78ZM92 95H93V94H92ZM99 95H100V94H99ZM102 95H107V94H103V93H102L100 96L102 97ZM118 95H119V94H118ZM118 95H117V96H118ZM128 95H130V94H128ZM148 95H149V93H148ZM152 95H153V94H152ZM156 95H158V94L156 93ZM156 95H154V96L156 97ZM162 95H163V93H162ZM162 95H161V96H162ZM166 95H164V96H166ZM187 95H189V94H187ZM208 95H209V94H208ZM218 95H219V94H218ZM227 95H228V94H226V96H227ZM230 95H231V94H230ZM234 95H235V94H234ZM234 95H233V97H234ZM246 95H247V93H246ZM248 95H251V93L248 94ZM257 95H258V94H257ZM79 96H80V95H79ZM81 96H82V95H81ZM89 96H90V94H89ZM120 96H121V95H120ZM131 96H132V94H131ZM134 96H135V94H134ZM134 96H133V97H134ZM161 96H159V97H161ZM175 96H176V95H175ZM175 96L173 95V97H175ZM182 96H183V95H182ZM182 96H181V97H182ZM196 96L198 97V94H197ZM203 96H204V95H203ZM223 96H225V95L223 94ZM228 96H229V95H228ZM254 96H255V95H254ZM67 97H69V96H67ZM74 97H75V96H73V97H71V98H74ZM95 97H97V96L95 95ZM128 97H129V96H127V98H128ZM133 97H130V102L133 100V99H132ZM138 97L140 98V96H138ZM162 97H163V96H162ZM170 97H171V96H170ZM173 97H171L170 99L173 100ZM177 97H176V98H177ZM192 97H193V96H192ZM192 97H191V98H192ZM197 97H196V98H197ZM215 97H216V96H215ZM219 97H220V96H219ZM221 97H222V95H221ZM251 97H252V95H251ZM256 97H257V96H256ZM256 97H255V101H256ZM263 97H264V95H263ZM63 98H64V97H63ZM76 98H77V97H76ZM92 98H93V97H92ZM92 98H91V99H92ZM108 98H109V95L106 96V99H105V100H108ZM110 98H112V97H110ZM115 98H117V97L115 96ZM121 98H123V97L121 96ZM124 98H126V96H125ZM151 98H153V96H152ZM167 98H168V97H167ZM191 98H190V99H191ZM198 98H199V97H198ZM203 98H204V97H203ZM208 98H209V97H208ZM231 98H232V97H231ZM237 98H238V97H237ZM245 98H246V97H245ZM245 98H244V100H245ZM252 98H253V97H252ZM252 98H251V99H252ZM95 99H96V98H95ZM97 99H98V98H97ZM100 99H101V98H100ZM128 99H129V98H128ZM131 99H132V100H131ZM136 99L138 100L137 96H136ZM155 99H156V98H154V100H155ZM188 99H189V98H188ZM220 99H221V98H220ZM223 99H224V98H223ZM242 99H243V98H242ZM246 99H247V98H246ZM253 99H254V98H253ZM259 99H260V98H259ZM68 100H69V99H68ZM73 100L75 101L76 99H73ZM102 100H103V97H102ZM105 100H103V101L105 102ZM115 100H116V99H115ZM123 100H124V99H123ZM166 100H167V99H166ZM166 100H165V101H166ZM191 100H193V99H191ZM197 100H198V99H196V102L194 101V106L197 105V103L199 102V101L197 102ZM200 100H201V99H200ZM206 100H207V99L205 98V102H206ZM229 100H230V99H229ZM244 100H243V101H244ZM249 100H250V97H249ZM0 101H1V100H0ZM4 101H5V100H4ZM8 101H10V100H8ZM39 101H40V100H39ZM45 101H46V100H45ZM62 101H64V100H62ZM74 101H73V102H74ZM116 101H117V100H116ZM128 101H129V100H128ZM160 101H161V100H160ZM169 101H170V100H169ZM169 101H167V102L169 103ZM173 101H174V100H173ZM186 101H187V100H186ZM188 101H189V100H188ZM208 101H209V99H208ZM217 101H218V100H217ZM222 101H223V100H222ZM231 101H232V100H231ZM231 101H230V102H231ZM235 101H236V100H235ZM239 101H240V100H239ZM251 101H253V100H251ZM262 101H263V100H262ZM262 101H261V102H262ZM2 102H3V101H2ZM2 102H1V103H2ZM69 102H70V101H69ZM69 102H68V103H69ZM71 102H72V100H71ZM94 102H95V101L93 100V103H94ZM96 102H97V101H96ZM100 102H101V101L98 102L99 105H100ZM107 102H108V101H107ZM114 102H115V101H114ZM121 102H123V101H121ZM133 102H134V101H133ZM133 102H132V103H133ZM138 102H139V100H138ZM171 102H172V101H171ZM175 102H177L176 99H175ZM178 102H180V100H179ZM189 102H190V103H189ZM189 102H188V103H189L188 105H191V103H193V101H192V102L189 101ZM202 102H203V101H202ZM227 102H228V101H227ZM227 102H226V100H225V103H227ZM232 102H233V101H232ZM240 102H241V101H240ZM247 102H248V101H247ZM4 103H5V102H4ZM51 103H52V102H51ZM102 103H103V102H102ZM105 103H106V102H105ZM115 103H116V102H115ZM115 103H112V102H111V104H115ZM126 103H128V102H125L124 106L126 105ZM136 103H137V102H136ZM149 103H150V102H149ZM160 103H161V102H160ZM160 103H159V104H160ZM162 103H163V102H162ZM162 103H161V104H162ZM168 103H167V104H168ZM185 103H186V102H185ZM221 103H222V102H221ZM237 103H238V100H237ZM22 104H23V103H22ZM44 104H45V103H44ZM49 104H50V103H49ZM56 104H57V103H56ZM63 104H65V103H63ZM66 104H67V102H66ZM95 104H97V103H95ZM103 104H104V103H103ZM103 104H101V105L103 106ZM107 104H108V103H107ZM119 104H120V103H119ZM119 104L117 103V105H119ZM122 104H123V103H122ZM122 104H121V106H119L120 108L123 107ZM152 104H153V103H152ZM165 104H166V103H165ZM165 104H164V107H165ZM171 104H172V103H171ZM171 104H169V105H171ZM182 104H183V103H182ZM200 104H201V102H200ZM235 104H236V102H235ZM239 104H240V103H239ZM248 104H249V102H248ZM253 104H254V107H258V106H260L259 104H258V106H257V104H255L254 101H253V103L251 104V108H250V109H252V105H253ZM72 105H75V104H72ZM99 105H98V106H99ZM115 105H116V104H115ZM134 105H135V102H134ZM176 105H178V103H177ZM201 105H203V104H201ZM208 105H209V104H208ZM223 105H224V104H223ZM226 105H227V104H226ZM230 105H231V104H230ZM244 105H245V104H244ZM255 105H256V106H255ZM1 106L4 107L5 104H4V105H1ZM65 106H66V105H65ZM68 106H69V105H68ZM68 106H67V107H68ZM98 106H97V107H98ZM105 106H106V105H105ZM109 106H110V105H109ZM113 106H114V105H113ZM113 106H112V107H113ZM138 106H139V105H138ZM167 106H168V105H166V107H167ZM172 106H173V104H172ZM172 106H171V107H172ZM179 106H180V104L178 105V108H179ZM210 106H211V105H210ZM210 106H209V107H210ZM224 106H225V105H224ZM231 106H232V105H231ZM247 106H248V105H247ZM247 106L245 105V107H247ZM261 106H262V104H261ZM67 107H66V108H67ZM69 107L72 108V106H69ZM110 107H111V106H110ZM127 107H131V105L129 104V106H127ZM133 107H134V106H133ZM133 107L131 108L132 110L129 111V112L132 113V111L134 110ZM164 107H163V105H162V108H164ZM174 107H175V106H174ZM200 107H201V106H200ZM200 107L198 106V108H200ZM209 107H208V108H209ZM222 107H223V106H222ZM238 107H239V106H238ZM240 107H244V106L241 105ZM245 107H244V108H245ZM254 107H253V108H254ZM77 108H78V107H77ZM107 108H108V106H107ZM107 108H106V109H107ZM114 108H116V107H114ZM149 108L152 109L151 107H149ZM149 108H147V109H149ZM160 108H161V107H160ZM162 108H161V109H162ZM175 108H177V106H176ZM202 108H203V106H202ZM202 108H201V109H202ZM233 108H234V107H233ZM3 109H6V108H3ZM3 109H2V110H3ZM55 109H57V108H55ZM62 109H63V108H62ZM62 109H60V110H62ZM72 109H73V108H72ZM99 109H101V108L99 107ZM104 109H105V108H104ZM111 109H113V108H111ZM123 109H124V108H123ZM123 109H122V111H123ZM126 109H127V108H126ZM128 109H129V108H128ZM128 109H127V112H128ZM143 109H144V108H143ZM145 109H146V108H145ZM153 109H154V108H153ZM164 109H165V108H164ZM164 109H163V112L161 111L160 113H157V114H155L154 116L151 115V116H152V117H151L152 119L150 120V121H153V122H154V130L151 132V136H150L151 139H150V140L152 141V144H153L154 147L156 146V147H159V148H160V147H163L162 145L164 144V141H165V139L167 138V137H166L167 134H164V132H163L165 129H164V130L162 129V123H163V120H165V119H170L171 122H169V120H166V121L169 122L168 124L172 123V125H171V124H170V125H171V127L173 128V130L176 131L177 133L179 132V133L181 134L180 136L182 137L183 135H182L181 132H183V131H181V130H182L181 124H182V126H183V123L187 120L186 118L188 117V116H187L188 114H186V113H187V112H190V111L188 110V111H186V113H185L184 110H182V109H184V108H182V109L179 108V109L182 111V113L184 112L183 115H184V114L186 115V117L182 119V120H184V121H183L181 124H179V123H178V122H180V120H179V118H178V114H179L178 112H179V111L177 112V111H175V109L171 110L172 108L169 109V107H168V110H165V111H164ZM201 109H200V110H201ZM203 109H205V108H203ZM214 109H215V108H214ZM231 109H232V108H231ZM231 109H230V106H229V110H231ZM247 109H248V107H247ZM250 109H249V110H250ZM254 109H255V108H254ZM260 109H261V108H260ZM8 110H9V109H8ZM16 110H18V109H16ZM24 110H25V109H24ZM37 110H38V109H37ZM66 110H68V109H66ZM69 110H70V109H69ZM76 110H77V109H76ZM92 110H95L94 113L97 112L95 108H93ZM97 110H98V108H97ZM102 110H103V108H102ZM109 110H110V109H108V111H109ZM135 110H136V109H135ZM138 110H139V109H138ZM138 110H137V112H139ZM194 110H195V109H193V111H192V110H191V111H192V112H195ZM206 110H207V108H206ZM227 110H228V109H227ZM227 110H226V111H227ZM21 111H22V110H21ZM38 111H39V110H38ZM57 111H58V110H57ZM114 111H115V109H114ZM116 111H117V110H116ZM119 111H120V110H119ZM122 111H121V112H122ZM157 111H159V110H157ZM204 111H205V110H203V112H204ZM215 111H216V110H215ZM217 111H218V110H217ZM220 111H221V110H220ZM232 111H233V109H232ZM234 111L237 112V111H240V109H239V110H234ZM244 111H245V109H244ZM244 111L241 109V112H244ZM246 111H247V110H246ZM251 111H252V110H251ZM263 111H264V110H263ZM263 111H262V113H263ZM4 112H6V111H4ZM8 112H9V111H8ZM8 112H6V113L9 115L10 112H9V113H8ZM13 112H15V111H13ZM39 112H40V111H39ZM43 112H45V111H43ZM58 112H59V111H58ZM69 112H70V111H68L67 113H69ZM98 112H99V111H98ZM109 112H110V111H109ZM129 112H128V113H129ZM151 112H152V110H151ZM151 112H150V114H152ZM205 112H207V111H205ZM229 112H230V111H229ZM247 112H248V111H247ZM259 112H260V111H259ZM6 113H5V114H6ZM15 113H18V112H15ZM59 113H60V112H59ZM71 113H72V112H71ZM71 113H69V115H70ZM88 113H89V112H88ZM99 113H100V114H102V113H106V114H107L106 111H105V112L102 111V113H101V111H100ZM111 113H112V112H111ZM125 113H126V112H125ZM135 113H136V112H135ZM146 113H147V112H146ZM182 113H181V114H182ZM190 113H191V112H190ZM190 113H189V116H190ZM226 113H227V112H226ZM233 113H234V112H233ZM249 113H250V112H249ZM10 114H11V113H10ZM20 114H21V113H20ZM23 114H24V113H23ZM43 114H46V112L43 113ZM57 114H58V113H57ZM60 114H61V113H60ZM60 114H59V115H60ZM77 114H78V113H77ZM89 114H90V113H89ZM92 114H93V113H92ZM97 114H98V113H97ZM97 114H96L95 116H97ZM118 114H119V113H118ZM126 114H127V113H126ZM150 114H149V117H150ZM199 114H200V113H199ZM203 114H204V116H202V117L205 118V119H207V118L205 117L207 114H206V113H203ZM208 114H210V116L208 117V115H207V117H208L207 121L204 120V119H202V121H203V120L206 121V123H208L209 125H210V123H212L213 126H215V125H216V126H220V125H219V124H220V121L217 119V118H218V117H216L217 115L215 116L216 113L213 115L212 112L209 110V111H208ZM223 114L225 115V113H223ZM228 114H230V113H228ZM241 114H242V113H241ZM252 114H253V113H252ZM254 114H255V112H254ZM263 114H264V113H263ZM263 114H256V115L252 118L253 120H250V119H249V120H250V121H249L248 119H246L247 115H246V117H245V116H243V115L240 116V115L237 113V115H235V117H237V118H236V119L234 118V120H235V122H236L235 124H238V125H237V126H238L237 129H239V130L237 131V130L235 129L236 127H235L234 129L237 131V133H239V134H238L239 137H238L237 133L234 132L235 130H234V131L232 130L233 128H232V125L230 124V125H231V130L228 131V135H230L231 137H228V138L225 140L224 146H222V148H221V149H223V151L221 150V152H220V151L218 150V151H219L220 153H222V154H219V153H218L219 155H217V153H215V152H214V153H213V152H212V153L207 152V154L209 153V155H207V154L205 153L207 156H209V158H210V160H211V166H210V168L212 167L211 169H212L213 171H215V173H216V172H222V173H223V171H226V172L228 173V178H229L228 183L225 182V181H223V184H224V183H225V184L227 183L228 186H229L230 188H234V187H236L239 183H242V180H243V181H246L245 179H243V178H244V175H245V173L247 174V170H251L252 167H255V168L258 169V172H257L256 174H254V175H255V176H254L255 179H256V178H260V177H261V178L264 177V165H263L264 163H262L261 160H260V158H259V157L261 156V154L263 153V148H262V147H257V146L255 145V144L258 143V142H257V141H258L257 138L262 137V135L264 134V115H263ZM3 115H4V114H3ZM13 115H14V114H13ZM90 115H91V114H90ZM110 115H111V114H110ZM191 115L194 116L192 113H191ZM195 115H196V114H195ZM230 115L232 116V113H231ZM230 115H229V116H230ZM244 115H245V112H244ZM66 116H67V115H66ZM93 116H94V115H93ZM95 116H94V117H95ZM105 116H106V115H104V117H105ZM116 116H117V115H116ZM121 116H122V114H121ZM125 116H126V115H125ZM140 116H141V115H140ZM147 116H148V115H147ZM147 116H146V117H147ZM192 116H191V117H192ZM233 116H234V115H233ZM250 116H252L251 113H250ZM250 116H249V117H250ZM0 117H1V116H0ZM2 117H3V116H2ZM6 117H7V116H6ZM18 117H19V116H18ZM84 117H86V116H84ZM89 117H90V116H89ZM98 117H99V116H98ZM111 117H112V115H111ZM117 117H118V116H117ZM119 117H120V116H119ZM181 117H182V115H181ZM183 117H184V116H183ZM194 117H195V116H194ZM194 117H192V118H194ZM3 118H5V117H3ZM3 118H2L0 121H3ZM7 118H8V117H7ZM10 118H11V117H10ZM22 118H23V117H22ZM35 118H36V117H35ZM68 118H69V117H68ZM86 118H87V117H86ZM105 118H107V117H105ZM108 118H110L109 115H108ZM113 118H114V117H113ZM113 118H112V120H113ZM140 118H141V117H140ZM140 118H139V119H140ZM144 118H145V117H144ZM147 118H148V117H147ZM198 118H199V117H198ZM198 118H196V119H198ZM222 118H223V117H222ZM225 118H226V117H225ZM232 118H233V117H231L230 119L232 120ZM12 119H13V118H11V120H12ZM15 119H16V118H15ZM17 119H18V118H17ZM17 119H16V120H17ZM59 119H60V118H59ZM84 119H85V118H84ZM94 119H95V118H94ZM134 119H135V118H134ZM142 119H143V118H141L140 120H142ZM149 119H150V118H149ZM185 119H186V120H185ZM188 119H189V118H188ZM190 119H191V118H190ZM4 120H5V119H4ZM8 120H9V121H6V122L11 123V122H10V119H8ZM88 120H89V119H88ZM88 120H87V121H88ZM91 120H92V118H91ZM101 120H102V121L104 120L103 117H102V119H101V117H100L99 122H100ZM128 120H129V119H128ZM140 120H139V122H140ZM145 120H146V119H145ZM178 120H179V121H178ZM182 120H181V121H182ZM191 120H192V119H191ZM200 120H201V119H200ZM14 121H15V120H14ZM65 121H66V120H65ZM67 121L69 122L70 120L67 119ZM95 121H96V120H95ZM102 121H101V123H103L104 121H106V119H105L103 122H102ZM130 121H131V120H130ZM143 121H144V120H143ZM143 121H142V122H143ZM147 121L150 122L149 120H147ZM166 121H165V122H166ZM187 121H188V123H189L190 120H187ZM192 121H194V120H192ZM197 121H199V120H197ZM248 121H249V122H248ZM19 122H20V120H19ZM126 122H127V121H126ZM126 122H125V123H126ZM144 122H146V121H144ZM144 122H143V124H144ZM148 122H146V123H148ZM200 122H201V121H200ZM231 122H232V121H231ZM2 123H3V122H2ZM15 123H16V122H15ZM66 123H67V122H66ZM66 123H65V124H66ZM69 123H70V122H69ZM69 123H67V124L69 125ZM73 123H74V122H73ZM84 123H85V122H84ZM104 123L107 124V122H104ZM104 123H103V124H104ZM135 123H136V122H135ZM150 123H151V122H150ZM185 123H186V122H185ZM188 123H187V126H188ZM197 123H198V122H197ZM202 123H203V122H202ZM202 123H201V124H202ZM206 123L204 122L203 124H206ZM232 123H233V122H232ZM12 124H13V123H12ZM16 124H17V123H16ZM78 124H79V123H78ZM109 124H110V123H109ZM111 124H112V123H111ZM111 124L109 125V127L111 126ZM118 124H119V123H118ZM127 124H128V122L125 124V126L128 127ZM143 124H142V125H143ZM152 124H153V123H151V125H152ZM163 124H164V123H163ZM192 124H194V123L192 122ZM195 124H196V123H195ZM195 124H194V125H195ZM18 125H19V124H18ZM88 125H89V124H88ZM99 125H100V124H98V126H99ZM101 125H102V124H101ZM107 125H108V124H107ZM107 125H106V127H107ZM131 125H132V124H131ZM139 125H141V124H139ZM147 125H148V124H147ZM170 125H169V127H170ZM190 125H191V123H189V126H190ZM196 125H197V124H196ZM199 125H200V124H199ZM226 125H228V123H227ZM230 125H229L228 128H230ZM5 126H6V125H5ZM12 126H13V125H12ZM22 126H23V125H22ZM24 126H25V125H24ZM63 126H64V125H63ZM77 126L79 127V125H77ZM84 126H85V125H84ZM84 126H83V127H84ZM92 126H93V124H92ZM92 126L90 125V127H92ZM104 126H105V125H104ZM132 126H133V125H132ZM135 126L138 127V125H135ZM149 126H150V125H149ZM185 126H186V125H185ZM9 127H10V126H9ZM9 127H8V128H9ZM64 127H67V126H64ZM69 127H70V126H69ZM73 127H74V126H73ZM90 127H89V129H90ZM101 127H102V126H101ZM137 127H136V128H137ZM147 127H148V126H147ZM171 127H170V128H171ZM200 127H201V126H200ZM200 127L197 128V130L200 129ZM203 127H204V125H203ZM211 127H212V126H211ZM5 128H6V127H5ZM67 128H68V127H67ZM67 128H65V129H66L65 131H67ZM70 128H71V127H70ZM76 128H77V127H76ZM84 128H85V127H84ZM92 128H93V129H92ZM92 128H91V129L94 130V131L96 132V129H94V127H92ZM95 128H97V126H96ZM104 128H105V127H104ZM140 128H141V127H140ZM172 128H171V129H172ZM183 128H184V127H183ZM187 128H188V127H187ZM190 128H191V127H190ZM190 128H189V129H190ZM193 128H194V126H193ZM193 128H192V129H193ZM201 128H202V127H201ZM205 128H206V125H205ZM15 129H16V128H15ZM50 129H51V128H50ZM80 129H82V128L79 127L78 130H80ZM89 129H88V130H89ZM105 129H106V128H105ZM108 129H109V128H108ZM108 129H107V130H108ZM148 129H151V128L149 127ZM152 129H153V128H152ZM171 129H169V130H171ZM185 129H186V127H185ZM195 129H196V128H195ZM203 129H204V128H203ZM5 130H6V129H5ZM8 130H9V129H8ZM11 130H12V128H11L9 131H11ZM21 130H22V129H21ZM43 130H44V129H43ZM51 130H52V129H51ZM63 130H64V129H63ZM63 130H61V131H63ZM78 130H77V131H78ZM83 130H84V129H83ZM92 130H90V132H91ZM100 130L102 131V128H100ZM103 130H104V129H103ZM119 130H120V129H119ZM132 130H133V129H132ZM169 130H168V131H169ZM173 130L170 131V133H171L170 135H173V133H172ZM183 130H184V129H183ZM186 130H187V129H186ZM201 130H202V129H201ZM208 130H209V129H208ZM208 130H207V131H208ZM0 131L3 132L4 130L2 129V130H0ZM12 131H13V130H12ZM30 131H32V130H30ZM86 131H87V128H86ZM98 131H99V130H98ZM98 131H97V132H98ZM144 131H145V130H144ZM168 131L166 130V133H167ZM187 131H188V130H187ZM202 131H203V130H202ZM205 131H206V130H205ZM5 132L7 133V131H5ZM15 132H16V131H15ZM22 132H23V131H22ZM32 132H33V131H32ZM38 132H39V131H38ZM49 132H50V130H49ZM54 132H55V131H54ZM57 132H59V131H57ZM69 132H70V131H69ZM79 132H81V131H79ZM82 132H83V131H82ZM82 132H81V133H82ZM95 132H94V133H95ZM124 132H125V131H124ZM134 132H135V131H134ZM176 132H175L174 134H176ZM185 132H186V131H185ZM199 132H200V130H199ZM199 132H198V133H199ZM8 133H9V132H8ZM12 133H13V132H12ZM12 133H11V134H12ZM20 133H21V132H20ZM30 133H31V132H30ZM30 133H29V134H30ZM33 133H34V132H33ZM33 133H31L30 135H33V136L35 137L36 135L33 134ZM66 133H67V132H66ZM66 133H65V134H66ZM81 133H80V134H81ZM83 133H87V134H88V132H85V131H84ZM98 133H99V134H98L97 136L101 135L100 132H98ZM102 133H103V131H102ZM104 133H105V131H104ZM110 133H111V131H110ZM115 133H116V132H115ZM117 133H118V132H117ZM117 133H116V134H117ZM119 133H120V132H119ZM119 133H118V134H119ZM141 133H144V132H141ZM168 133H169V132H168ZM186 133H187V132H186ZM189 133H190V132H189ZM189 133H188V134H189ZM193 133H194V132H193ZM202 133H203V132H202ZM11 134H10V136L13 135V134H12V135H11ZM37 134H40V133H37ZM70 134H71V133H70ZM123 134H124V133H123ZM125 134H126V136L128 135L127 133H125ZM144 134H145V133H144ZM183 134H184V133H183ZM196 134H197V133H196ZM208 134H209V132H208ZM233 134H234V136H233ZM30 135H29V136H30ZM60 135H61V134L59 133V136H60ZM63 135H64V132H63ZM63 135H62V136H63ZM89 135H91V134H89ZM92 135H93V133H92ZM92 135H91V137H92ZM114 135H115V134H114ZM141 135H142V134H141ZM194 135H195V134H194ZM197 135H198V134H197ZM203 135H205V134H203ZM0 136H1V135H0ZM40 136H42V135H40ZM47 136H48V135H47ZM64 136H65V135H64ZM67 136H68V134H67ZM81 136H83V134H82ZM86 136H87V135H85L84 137L86 138ZM93 136H94V135H93ZM103 136H104V134H103ZM106 136H110V134H109V135L107 134ZM106 136H105V137H106ZM129 136H130V135H129ZM137 136H138V135H137ZM143 136H144V135H143ZM185 136H187V134H185ZM205 136H206V135H205ZM209 136H210V135H209ZM209 136H208V137H209ZM6 137H7V136H5V138H6ZM8 137H9V135H8ZM14 137H15V136H14ZM57 137H58V136H57ZM91 137H89V140H90ZM95 137H96V136H95ZM105 137H104V138H105ZM112 137H113V136H112ZM112 137H109L108 140L110 141ZM141 137H142V136H141ZM144 137L147 138V143H148V142L150 143V140L148 139V137H146V136H144ZM175 137H176L175 139H177L179 136L176 135ZM201 137H202V136H200L199 139H201ZM206 137H207V136H206ZM221 137H222V136H221ZM224 137H225V136H224ZM1 138L4 139L2 136H1ZM17 138H18V137H17ZM17 138H16V141L18 140ZM20 138H21V137H20ZM20 138H19V139H20ZM64 138H66V137H64ZM97 138H98V137H96V139H97ZM100 138H101V137H100ZM104 138H102V139H104ZM107 138H108V137H107ZM172 138H173V137H172ZM187 138H188V137H187ZM203 138H205V137H203ZM231 138H232V139H231ZM2 139H1V140H2ZM12 139H13V138H12ZM43 139H45V138H43ZM43 139H42V140H43ZM86 139H87V138H86ZM94 139H95V138H94ZM98 139H99V138H98ZM98 139H97V140H98ZM124 139H126V138H124ZM132 139H133V138H132ZM135 139H136V137H135ZM169 139H171V137H169ZM169 139L167 138V141H169ZM175 139H173V140H175ZM189 139H190V138H189ZM193 139H197V137H196V138H193ZM199 139H198V140H199ZM224 139H225V138H224ZM252 139H256L257 141H255V140H254L255 142H254V141H251ZM9 140H11V139H8V141H9ZM63 140H65V139H63ZM69 140H70V139H69ZM69 140H68V141H69ZM100 140H101V139H100ZM100 140H98V141H100ZM137 140H138V139H137ZM177 140H180V139H177ZM177 140H176V141H177ZM181 140H183V142H184V139L181 138ZM181 140H180V141H181ZM190 140H191V139H190ZM190 140H189V141H190ZM198 140H196V141H198ZM203 140H204V139H203ZM206 140H207V138H206ZM21 141H22V139H21ZM35 141H36V140H34V143H35ZM70 141H71V140H70ZM72 141H73V140H72ZM102 141H103V140H101L100 142L102 143ZM106 141H107V140H106ZM186 141H187V140H186ZM200 141H201V140H200ZM250 141L255 143V144L253 143V145H252V146H253V147H252V150L255 149V148L257 147V149H255V151H250V150H249V149H250V148H249ZM3 142H4V140H3ZM17 142H18V141H17ZM37 142H39V141L37 140ZM63 142H64V141H63ZM81 142H83L82 139H81L80 143H81ZM95 142H96V141H95ZM124 142H125V141H124ZM128 142H129V141H128ZM132 142H134V141H132ZM173 142H174V141H173ZM198 142H199V141H198ZM198 142H197V143L194 142V143L197 145ZM256 142H257V143H256ZM0 143H2V141H1ZM5 143H6V140H5ZM5 143H4V144H5ZM53 143H54V142H53ZM57 143H58V142H57ZM65 143H66V142H65ZM65 143H62V144H65ZM87 143H88V141H87ZM96 143H97V142H96ZM105 143H106V142H105ZM117 143H118V141H117ZM130 143H131V142H130ZM145 143H146V141H145ZM169 143H172L171 140L169 141ZM184 143H185V142H184ZM186 143H189L188 145L191 144V143L188 142V141H187ZM192 143H193V142H192ZM201 143H203V142H200V144H201ZM259 143H260V145H262L263 142H259ZM7 144H8V143H7ZM17 144H18V143H17ZM20 144H21V143H20ZM45 144H46V146H48V144L46 143V141H45ZM71 144H72V143H71ZM73 144H74V143H73ZM85 144H86V143H85ZM103 144H104V143H103ZM107 144H108V143H107ZM110 144H111V143H110ZM126 144H127V143H126ZM166 144H168V143L166 142ZM174 144L176 145V143H174ZM181 144H182V143H181ZM204 144H205V143H204ZM204 144H203V146H204ZM251 144H252V143H251ZM23 145H24V144H23ZM77 145H78V143H77ZM77 145H75V146H77ZM104 145H105V144H104ZM111 145H112V144H111ZM115 145H116V144H115ZM115 145H114V146H115ZM124 145H125V144H124ZM127 145H129V144H127ZM127 145H126V146H127ZM183 145H184V144H183ZM193 145H194V144H193ZM210 145H212V144L210 143ZM210 145H205V146H210ZM221 145H222V144H221ZM254 145L256 146L255 148H254ZM5 146H6V144H5ZM31 146H32V145H31ZM39 146H40V145H39ZM41 146H42V145H41ZM54 146H55V144H54ZM58 146H59V144H58ZM64 146H67V147H68V144H67V145H64ZM81 146H83V145H81ZM91 146H92V145H91ZM100 146H101V145H100ZM105 146H106V145H105ZM105 146H104V147H105ZM109 146H110V145H109ZM117 146H118V145H117ZM120 146H121V145H120ZM171 146H172V145H171ZM185 146H186V144H185ZM185 146H184V147H185ZM194 146H195V145H194ZM22 147H23V146H22ZM42 147H43V146H42ZM67 147H64L63 149H65V148H67ZM71 147L74 149L73 146H71ZM71 147H70V148H71ZM78 147H79V145H78ZM78 147H77L76 151L79 149ZM134 147H135V146H134ZM145 147H146V146H145ZM145 147H144V148H145ZM174 147H175V146H174ZM177 147H178V148L180 147V148H179L180 150H181V149H182V150H183V149L185 150V148H184V147L181 148V145L179 146V144L177 145ZM191 147H193V146L190 145V147L187 148V149H190ZM195 147H196V146H195ZM195 147H193V148H195ZM212 147H213V146H212ZM43 148H44V147H43ZM47 148H48V147H47ZM51 148H52V147H51ZM51 148H50V149H51ZM59 148H60V147H59ZM89 148H90V146H89ZM99 148H100V147H98V150H99ZM108 148H112V147H108ZM115 148H117V147H115ZM121 148H124V147L122 146ZM142 148H143V147H142ZM168 148H169V146H168ZM171 148H172V147H171ZM178 148H176V150H177ZM198 148H199V147H198ZM200 148H201V149H200L201 152H202V150H203V151L206 150V148H205V149H202V146H200ZM210 148H211V147H210ZM213 148H214V147H213ZM213 148L211 149L212 151H213ZM3 149H4V148H3ZM3 149H2V150H3ZM17 149H18V148H17ZM32 149H33V148H32ZM94 149H95V148H94ZM100 149L103 151L102 148H100ZM124 149H125V148H124ZM124 149H120V150H124ZM134 149H135V148H134ZM173 149H175V148H173ZM195 149H196V148H195ZM195 149H194V150H195ZM26 150H27V149H26ZM36 150H37V148H36ZM40 150H45V149H41V148H39V150H37V151H40ZM53 150H54V149H53ZM65 150H66V149H65ZM74 150H75V149H74ZM79 150H81V149H79ZM101 150H100V151H101ZM116 150H117V149H116ZM118 150H119V149H118ZM126 150H127V149H126ZM131 150L133 151V149H130V151H131ZM76 151H75V152H76ZM91 151L96 152L97 150H91ZM105 151H107V150H105ZM128 151H129V150H128ZM141 151H142V150H141ZM177 151H179V150H177ZM190 151H192V148L190 149ZM200 151H199V152H200ZM209 151H210V150H209ZM215 151H217V150L215 149ZM3 152H4V151H2L1 153H3ZM15 152H17V151H15ZM15 152H13V153H15ZM19 152H20V151H19ZM25 152H26V151H25ZM28 152H29V151H28ZM28 152H26V153H28ZM44 152H45V151H44ZM60 152H61V151H60ZM63 152H64V150H63ZM67 152H68V151H67ZM67 152H66V153H67ZM85 152L88 153L86 150H85ZM98 152H99V151H98ZM118 152H122V151H118ZM150 152H153V151L151 150ZM185 152L187 153V151H185ZM1 153H0V154H1ZM31 153H32V152H31ZM35 153H37V152L35 151ZM35 153H32V154H33V155H32L33 157L35 156ZM47 153H48V152H47ZM47 153H46V154H47ZM78 153H79V152H78ZM78 153H77V154H78ZM99 153H100V152H99ZM115 153H117V152H115ZM129 153H130V152H129ZM133 153H134V152H133ZM142 153H143V152H142ZM183 153H184V152H183ZM16 154H17V153H16ZM41 154H42V153H41ZM41 154H39V155H41ZM60 154H61V153H60ZM80 154H81V153H80ZM97 154H98V153H97ZM113 154H114V152H113ZM113 154H112V155H113ZM127 154H128V152H127ZM191 154H192V153H191ZM200 154H201V153H200ZM200 154H199V155H200ZM263 154H264V153H263ZM1 155H2V154H1ZM1 155H0V157H1ZM24 155H25V154H24ZM43 155H44V154H43ZM48 155L50 156L49 153H48ZM48 155H47V158H48ZM62 155H64V154L62 153ZM62 155H60V156L63 158ZM95 155H96V154H95ZM115 155H116V157H115ZM119 155H120V154H119ZM133 155H134V154H133ZM133 155H132V156H133ZM139 155H140V154H138V156H139ZM143 155H144V154H142V156H143ZM177 155H179V154H177ZM193 155H194V154H193ZM199 155H197V156H199ZM3 156H6V155H3ZM22 156H23V155H22ZM22 156H21V157H22ZM26 156H28V155H26ZM30 156H31V155H30ZM86 156H89V154L86 155ZM91 156L93 157L94 155L91 153ZM97 156H98V155H97ZM97 156L94 157V158L97 159ZM117 156H118L117 154H114V157L116 158V160L120 161L119 157H118V159H117ZM121 156H123V153L121 154ZM138 156L136 155V157H138ZM146 156H147V155H146ZM146 156H145V157H146ZM150 156H151V155H150ZM180 156H181V153H180V155H179V158L181 159ZM185 156H186V155H185ZM203 156H205V155H203ZM203 156H202V157H203ZM263 156H264V155H263ZM79 157H80V156H79ZM79 157H78V158H79ZM92 157H91V159H93ZM128 157H129V156H128ZM133 157H135V155H134ZM133 157H132V160H134ZM140 157H141V155H140ZM140 157H139V158H140ZM188 157H189V156H188ZM188 157H186V158H188ZM195 157H196V156H195ZM202 157H200V158H202ZM39 158H40V157H39ZM42 158H43V157H42ZM98 158H99V157H98ZM108 158H109V157H108ZM108 158H107V159H108ZM111 158H112V157H111ZM139 158H138V160H139ZM186 158H185L184 160H186ZM192 158H193V157H192ZM37 159H38V158H37ZM50 159H51V158H50ZM56 159H57V158H56ZM88 159H89V158H88ZM88 159H87V160H88ZM91 159H90V160H91ZM109 159H110V158H109ZM123 159H125L124 156H123ZM123 159H122L121 161H123ZM176 159H178V156L176 157ZM198 159H199V157H198ZM202 159H203V158H202ZM2 160H3V159H2ZM59 160H60V159H59ZM59 160H58V163H59V164L62 163V167H63V168L66 170V172H67L68 174H70V175H71V174L73 175L74 173H79V172H82V171L85 170V167H84V164H83L84 162H83V163H82V161L80 162V161L77 159L76 154H75V156H73V155H71V154H68L67 156H65V157L63 158V160H61V161H62L61 163L59 162ZM116 160H115V161H116ZM128 160H129V161H132V160H130V159H126V161H124L125 163H122V165H123V164H126ZM136 160H137V159H136ZM138 160H137V162H138ZM167 160H168V159H167ZM200 160H201V159H200ZM91 161H92V160H91ZM109 161H111V160H109ZM113 161H114V159H112L111 163H112ZM134 161H135V160H134ZM159 161H161V160H159ZM171 161H172V160H171ZM205 161H206V160H205ZM5 162H6V161H5ZM28 162H29V161H28ZM50 162H52V160H51ZM85 162H88V161H85ZM95 162H96V161H95ZM98 162H99V161H98ZM180 162H181V160H180ZM180 162H179V165H180ZM189 162H191V161H189ZM200 162H201V161H200ZM200 162H199V163H200ZM203 162H204V160H203ZM0 163H1V162H0ZM32 163H34V162H32ZM32 163H30V164H32ZM39 163H40V162H39ZM43 163H44V162H43ZM47 163H49L48 160H47ZM89 163H90V162H89ZM111 163H110V164H111ZM118 163H119V162H118ZM130 163L132 164V162H130ZM130 163H129V165H130ZM135 163H136V161H135ZM135 163H133L132 166L135 165ZM156 163H157V164H156L155 166H157V165L159 164L158 161H157ZM169 163H170V162H169ZM205 163H206V162H205ZM45 164H46V163H45ZM92 164H93V162H92ZM119 164H121V163H119ZM137 164H138V163H136V165H137ZM139 164H140V162H139ZM165 164H166V163H165ZM187 164L189 165L188 162H187ZM28 165H29V164H28ZM39 165H40V164H39ZM88 165H89V164H88ZM88 165L86 164V166H87L86 169L89 170V172H90L93 168H92L91 170L88 169ZM93 165H94V164H93ZM93 165H92V166H93ZM95 165L97 166V164H95ZM95 165H94V166H95ZM107 165H108V164H107ZM129 165H127L128 168H129ZM136 165H135V167H136ZM167 165H169V164H167ZM181 165H183V163H182ZM181 165H180V167H181ZM190 165H191V164H190ZM205 165H206V164H204V168H205ZM29 166H31V165H29ZM40 166H42V164H41ZM48 166L51 167L50 164H49ZM56 166H57V165H56ZM60 166H61V165H60ZM114 166H117V164L114 165ZM123 166H125V165H123ZM137 166H140V165H137ZM141 166H142V165H141ZM158 166H159V165H158ZM172 166H175V165H173V162H172ZM176 166H177V165H176ZM185 166H186V164H185ZM43 167H44V166H42V168H43ZM90 167H91V166H90ZM118 167L120 168L121 165L118 166ZM118 167H115L114 169H117ZM163 167H166V165H164ZM167 167H168V166H167ZM170 167H171V165H170ZM186 167H187V166H186ZM190 167H192V166H190ZM201 167H202V166H201ZM37 168H39V167H37ZM42 168H41L40 170H42ZM56 168H58V167H56ZM108 168H109V167H108ZM125 168H126V166H125ZM125 168L122 167V169H125ZM128 168H126V169H128ZM130 168H132L131 165H130ZM159 168H160V167H159ZM172 168H174V167H172ZM178 168H179V166L177 167V169H178ZM194 168H196V170H197V168H198L197 165H196ZM202 168H203V167H202ZM204 168H203V169H204ZM207 168H208V167H207ZM210 168H209V169H210ZM33 169H34V168H33ZM94 169H95V168H94ZM99 169H100V168H99ZM105 169H106V168H105ZM120 169H121V168H120ZM122 169H121V170H122ZM126 169H125V170H126ZM132 169H133V168H132ZM161 169H162V168H161ZM177 169H176V171H177ZM180 169H181V168H180ZM183 169L185 170L186 168H183ZM187 169H188V167H187ZM187 169H186L185 171H188ZM199 169H201V168H199ZM12 170H13V169H11L10 172H11ZM28 170H29V169H28ZM56 170H58V169H56ZM87 170H86V173H85V174H87ZM100 170H101V169H100ZM107 170H108V169H107ZM121 170H120V171H121ZM129 170H130V169H129ZM167 170H168V168H167ZM170 170H172V169H170ZM184 170H182V171H184ZM189 170H190V169H189ZM201 170H202V169H201ZM205 170H206V169H205ZM222 170H223V171H222ZM0 171H2V168H1V167H0ZM14 171H15V170H14ZM45 171H46V170H45ZM45 171H44V172H45ZM59 171H60V170H59ZM120 171H119V173H120ZM134 171H136V169H135ZM162 171H163V170H162ZM162 171H161V173H162ZM168 171H169V170H168ZM180 171H181V170H180ZM185 171H184V172H185ZM209 171H211V170H209ZM213 171H212V172H213ZM5 172H6V171H5ZM18 172H19V171H18ZM18 172H17V173H18ZM36 172H37V171H36ZM51 172H52V171H51ZM53 172H54V174H55V171H53ZM56 172H58V171H56ZM84 172H85V171H84ZM97 172H98V170H97ZM97 172H96V173H97ZM108 172H109V171H108ZM112 172H113V170H111V172L108 173V174H111ZM114 172H115V171H114ZM122 172H123V171H122ZM124 172H125V171H124ZM131 172H132V170H131ZM170 172H171V171H170ZM170 172H167V171H166V173H170ZM184 172H180V173H181V174H182V173L184 174ZM188 172H189V171H188ZM196 172H197V171H196ZM252 172L255 173V170L252 169L251 174H253ZM7 173H8V171H7ZM17 173H16V175H17ZM27 173H28V172H27ZM31 173H32V172H31ZM45 173H46V172H45ZM63 173H64V171H63ZM90 173H91V172H90ZM126 173H127V171H126ZM133 173H135V172H133ZM145 173H147V172H145ZM145 173H144V174H145ZM171 173H172V172H171ZM174 173L176 174V172H174ZM180 173H178L177 175L180 176V175H181ZM209 173H210V175H211V172H209ZM222 173H220V174H222ZM3 174H4V173H2V176H3ZM14 174H15V173H14ZM14 174H13V176H14ZM20 174H21V173H20ZM43 174H44V173H43ZM57 174H60V173L58 172ZM91 174H93V172H92ZM97 174H98V173H97ZM105 174H106V173H105ZM108 174H106V175H107V177L109 178L110 175H108ZM129 174H130V172H129ZM131 174H132V173H131ZM135 174H136V173H135ZM137 174H138V173H137ZM152 174H153V173H152ZM152 174H151V175H152ZM183 174H182V176L186 177V176H185L186 173H185L184 175H183ZM204 174H205V173H204ZM4 175L6 176V174H4ZM22 175L25 176V174H22ZM22 175H21V176H22ZM27 175H28V174H27ZM27 175H26V176H27ZM37 175H39V174L37 173ZM70 175H69V176H70ZM112 175H113V174H112ZM112 175H111V179L109 178V181L112 180V183H114V182H116V180H115L114 182H113V180H114L116 177L114 176L115 178L112 179V177H113ZM116 175H117V174H116ZM121 175H122V174H121ZM138 175H139V174H138ZM145 175H146V174H145ZM160 175H162V174H160ZM171 175H173V174H170V176H171ZM189 175H190V174H189ZM217 175H219V174H217ZM224 175H226V173H225ZM30 176H31V175H30ZM39 176H40V175H39ZM44 176H45V174H44ZM59 176H60V175H59ZM97 176H98V175H97ZM99 176H100V175H99ZM124 176H126V175L124 174ZM128 176H129V175H128ZM130 176H131V175H130ZM133 176H134V175H133ZM133 176H132V177H133ZM135 176H136V175H135ZM135 176H134V177H135ZM146 176L149 177V175H146ZM205 176H207V173H206ZM251 176H252V175H251ZM16 177H19V175H17ZM33 177L36 178L34 175H33ZM50 177H51V179H53L52 176H50ZM50 177H48L49 181L51 180ZM72 177H73V176H72ZM72 177H71V178H72ZM87 177H89V175H88ZM117 177H118V176H117ZM143 177H144V176H143ZM143 177H142V178H143ZM160 177H161V176H160ZM166 177H167V176H166ZM189 177H190V176H189ZM211 177H212V176H210V178H211ZM245 177H246V176H245ZM12 178L14 179L15 177H12ZM22 178H23V177H22ZM26 178H28V177H26ZM29 178H30V177H29ZM40 178H41V177H40ZM55 178H57V177H55ZM74 178H75V177H74ZM83 178H85V177L83 176ZM96 178H97V177H96ZM96 178H95V179H96ZM102 178H103V177H102ZM105 178H106V176H105ZM108 178H107V179H108ZM136 178H137V177H135V179H136ZM144 178H146V177H144ZM150 178H151V177H150ZM171 178H172V176H171ZM177 178H178V177H177ZM179 178H181V176H180ZM179 178H178V180H180V182H181V179H179ZM207 178H208V177H207ZM221 178H223V177L221 176ZM221 178H220V179H221ZM224 178H225V177H224ZM246 178H247V177H246ZM248 178H249V177H248ZM3 179H5V178H3ZM3 179H2V180H3ZM6 179H7V178H6ZM30 179H31V178H30ZM38 179H39V178H38ZM57 179H58V178H57ZM66 179H67V178H66ZM69 179H70V178H69ZM79 179H80V178H79ZM91 179H92V178H91ZM95 179H92V180L94 181ZM98 179H100V177H99ZM117 179H118V178H117ZM122 179H123V178H122ZM130 179H131V177H130ZM139 179H140V178H139ZM162 179H164V178H162ZM166 179H167V178H166ZM166 179H165V180H166ZM168 179H169V178H168ZM196 179H199V178H196ZM213 179L216 180L215 177H214ZM213 179H212V181H214ZM225 179H226V178H225ZM225 179H222V180H225ZM2 180H1V182H3ZM15 180H16V179H15ZM26 180H27V179H26ZM26 180H25V181H26ZM32 180L34 181V179H32ZM60 180H63V179L61 178ZM70 180H72V179H70ZM70 180H69V181H70ZM80 180H81V179H80ZM105 180H106V179H105ZM119 180H120V179H119ZM131 180L133 181V183L136 182V181L133 180V178H132ZM137 180H138V178H137ZM148 180H149V178H148ZM148 180H147V181H146V180H143V182H145V181L148 182ZM158 180H159V179H158ZM189 180H190V179H189ZM203 180H204V179H203ZM207 180H210V179H207ZM262 180H263V179H262ZM18 181H19V180H18ZM42 181H43V180H42ZM49 181L47 180V182H49ZM55 181H56V182H59V180H55ZM72 181H73V180H72ZM77 181H78V180H77ZM83 181L86 182V179H85V180L83 179ZM87 181H88V180H87ZM95 181H98V180H95ZM95 181H94V182H95ZM99 181H100V180H99ZM125 181H126V179H125ZM132 181H130V182L132 183ZM138 181H139V180H138ZM138 181H137V182H138ZM153 181H154V180H153ZM166 181H167V180H166ZM184 181H185V180H184ZM190 181H191V180H190ZM198 181H199V180H198ZM200 181H201V180H200ZM200 181H199V182H200ZM217 181H219V180H217ZM248 181H250V179H249ZM248 181H247V182H248ZM260 181H261V180H260ZM66 182H67V181H66ZM66 182H65V183H66ZM80 182H81V181H80ZM103 182H104V180H103ZM105 182H108V181L106 180ZM127 182H128V180L126 181V183H127ZM130 182H129L128 184H130ZM137 182H136V183H137ZM178 182H179V181H178ZM180 182H179V184H180ZM186 182H188L189 185H190V182H189V181H186ZM196 182H197V181H196ZM202 182H203V181H202ZM202 182H201V183H202ZM204 182H205V181H204ZM204 182H203V183H204ZM221 182H222V181H221ZM255 182H256V181H255ZM257 182H259L258 179H257ZM261 182H262V181H261ZM27 183H28V182H27ZM50 183H51V182H50ZM53 183H54V182H53ZM61 183H62V182H60L59 184H61ZM65 183L63 182L64 185H65ZM67 183H68V182H67ZM96 183H97V182H96ZM101 183H102V181H101ZM133 183H132L131 185H133ZM136 183H135V184H136ZM141 183H142V182H141ZM168 183H169V182H168ZM184 183H185V182H184ZM192 183H193V182H192ZM192 183H191V185H192ZM206 183H207V182H206ZM206 183H205V184H206ZM215 183H217V182L215 181ZM219 183H220V181H219ZM251 183H252V182H251ZM253 183H254V181H253ZM259 183H260V182H259ZM259 183H258V184H259ZM16 184H17V183H16ZM20 184H21V183H20ZM20 184H19V185H20ZM56 184H58V183H56ZM83 184H84V183H83ZM98 184H99V183H98ZM135 184H134L133 188L135 187ZM137 184H138V183H137ZM143 184H144V183H143ZM143 184H142V186H143ZM150 184H151V183H149V185H150ZM161 184H162V183H161ZM179 184H178V185H179ZM199 184H200V183H199ZM207 184H208V183H207ZM209 184H210V182H209ZM212 184H214V182H213ZM223 184H222V185H223ZM225 184H224V186H225ZM227 184H226V185H227ZM242 184H243V183H242ZM255 184H257V183H255ZM260 184H263V182L260 183ZM0 185H1V184H0ZM13 185H14V184H13ZM19 185H17V186H19ZM33 185H34V184H33ZM38 185H39V183H38ZM41 185H42V183H40V188H41ZM54 185H55V184H53L52 186H54ZM77 185H78V183H77ZM101 185H102V184H101ZM114 185H115V183H114ZM146 185H147V183H145V186H146ZM164 185H165V184H164ZM170 185H171V183H170ZM183 185H184V184H183ZM183 185H181L182 187H181V186H179V187H180V188H185V187H183ZM185 185H186V184H185ZM216 185H217V184H216ZM216 185H215V186H216ZM218 185H219V184H218ZM222 185H221V186H222ZM243 185H244V184H243ZM245 185H247V184H245ZM250 185H251V184H250ZM250 185H248V187H249ZM6 186H7V185H6ZM9 186H12V183H11V185H9ZM14 186H15V185H14ZM17 186L14 187V188H17ZM21 186H22V185H21ZM29 186H30V185H29ZM29 186H28V187H29ZM73 186H74V185H73ZM84 186H85V185H84ZM96 186H97V185H95V187H96ZM126 186H127V185H126ZM151 186H152V185H151ZM153 186H155V185L153 184ZM193 186H195V185H193ZM215 186H214V187H215ZM253 186H254V185H253ZM253 186H252V187H253ZM1 187H2V186H1ZM36 187H37V186H36ZM48 187H49V186H48ZM61 187H62V186H61ZM78 187H79V185H78ZM81 187H82V186H81ZM98 187H99V185H98ZM112 187H113V185H112ZM127 187H128V186H127ZM138 187H139V186H138ZM138 187H135V189H138ZM146 187L148 188L149 186H146ZM146 187L144 188V190L147 189ZM165 187H166V186H165ZM175 187L177 188V186H175ZM175 187H173V188H171V189L173 190V189H175ZM216 187H217V186H216ZM216 187L214 188V191H215ZM238 187H241L240 184H239ZM252 187H251V188H252ZM254 187H255V186H254ZM262 187H263V186H262ZM22 188H23V186H22ZM24 188H25V187H24ZM40 188H39V189H40ZM55 188H56V187H55ZM83 188H84V187H83ZM96 188H97V187H96ZM115 188H116V187H115ZM140 188H141V187H140ZM168 188H169V187H168ZM195 188H196V187H195ZM224 188H225V187H224ZM258 188H259V187H258ZM260 188H261V187H260ZM1 189H2V188H1ZM1 189H0V190H1ZM11 189H12V187H11ZM26 189H27V188H26ZM30 189H31V188H30ZM36 189H37V188H36ZM39 189H38V190H39ZM67 189H69V187H68ZM79 189H80V187H79ZM91 189H92V188H91ZM101 189H102V188H101ZM103 189H104V188H103ZM108 189H109V187H108ZM108 189H104V190H107V191H108ZM119 189H120V188H119ZM131 189H132V188H131ZM131 189L129 190V188H128L129 193H130ZM149 189H154V187H153V188H150V187H149L147 190L149 191ZM217 189H218V188H217ZM217 189H216V190H217ZM221 189H222V188H221ZM226 189H227V188H226ZM5 190L7 191L6 188H5ZM12 190H13V189H12ZM12 190H10L11 192H9V195L12 193ZM17 190H18V192H16V193H20V195H21V192L19 191V187L17 188ZM34 190H35V187H34ZM49 190H50V188H49ZM64 190H65V189H64ZM71 190H72V189H71ZM71 190H70V192L73 191V190H72V191H71ZM104 190H103V192L100 191L99 189H98L97 191H98V192H102V194H103V193L106 194V192H104ZM128 190H127L126 192H128ZM133 190H134V189H133ZM133 190H132V192H133ZM160 190H161V187H160ZM175 190H176V189H175ZM178 190H179V189H178ZM180 190H182V192H180V193H182L183 195H185V194L183 193V192H184V189H180ZM180 190H179V191H180ZM196 190H197V189H196ZM196 190H195V192H196ZM199 190H200V189H199ZM199 190H198V191H199ZM205 190H207V189H205ZM205 190H204V191H205ZM218 190H219V189H218ZM218 190H217V191H218ZM223 190H224V189H223ZM246 190H247V189H246ZM256 190H257V189H256ZM259 190H260V189H258L257 192H258ZM1 191H2L1 193L3 194V193H4V192H3V189H2ZM6 191H5V193H6ZM14 191H15V190H14ZM27 191H28V190H27ZM53 191H54V190H53ZM56 191H57V190H56ZM56 191H54V192H56ZM62 191H63V190H62ZM62 191H60V192H62ZM84 191H86V190H83V192H84ZM87 191H88V190H87ZM91 191L93 192V190H91ZM97 191L94 189V193L97 192ZM135 191H136V190H135ZM139 191H140V190H139ZM142 191H143V190H142ZM150 191H151V190H150ZM161 191H162V190H161ZM166 191L168 192L169 190H166ZM173 191H174V190H173ZM173 191H172V192H173ZM204 191H203V192H204ZM220 191H222V190H219V193H223V194H225L224 192H220ZM224 191H225V190H224ZM226 191H227V190H226ZM226 191H225V192H226ZM243 191H244V190H243ZM22 192H23V189H22ZM40 192H42V191H40ZM50 192H51V191H50ZM54 192H53V193H54ZM67 192H68V191H67ZM117 192H118V191H117ZM124 192H125V191H124ZM153 192H154V191H153ZM157 192H158V191H157ZM167 192H166V193H167ZM174 192H175V191H174ZM176 192H177V191H176ZM176 192H175V193H176ZM200 192H201V191H200ZM205 192H206V191H205ZM205 192H204V193H205ZM212 192H213V191H212ZM228 192H229V191H228ZM231 192H232V191H231ZM235 192H236V191H235ZM7 193H8V192H7ZM29 193H30V192H29ZM29 193L27 194L28 196H29ZM58 193H59V192H58ZM58 193H54V194L56 195V194H58ZM78 193H79V192H78ZM80 193H81V192H80ZM85 193H86V192H85ZM87 193H88V192H87ZM90 193H91V192H90ZM94 193H93V194H94ZM133 193H134V192H133ZM155 193H156V190H155ZM158 193H160V192H158ZM213 193H214V192H213ZM215 193H217V192H215ZM237 193H239V195H240L241 192L239 191V192H237ZM255 193H256V191H255ZM258 193H259V192H258ZM2 194H0V195H1V198H2ZM43 194H44V192H43ZM49 194H50V193H49ZM68 194H69V193H68ZM97 194H98V193H97ZM99 194H101V193H99ZM107 194H108V193H107ZM119 194H120V193H119ZM126 194H127V196H128V193H124V195L122 194V195H123L122 197H124ZM135 194H136V193H135ZM135 194H134V197H135L136 195H138V194H136V195H135ZM140 194H141V193H140ZM148 194H150V193H148ZM163 194H165V193H163ZM176 194H177V193H176ZM176 194H175V195H176ZM194 194H195V193H194ZM198 194H199V193H198ZM228 194H230V193H228ZM233 194H234V193H233ZM248 194H249V192H248ZM5 195H6V194H5ZM9 195H8V196H9ZM11 195H14V194H11ZM11 195H10L9 197H11ZM25 195H26V194H25ZM25 195H24V196H25ZM30 195H31V194H30ZM34 195H37V193L34 194ZM40 195H41V194H40ZM55 195H54V196H55ZM73 195H74V193H73ZM82 195H84V193L81 194L80 197H82ZM88 195H89V194H88ZM90 195H91V194H90ZM95 195H96V194H95ZM95 195H94V196H95ZM108 195H109V194H108ZM112 195H113V194H112ZM120 195H121V194H120ZM129 195H130V197H131V194H129ZM143 195H144V193L142 194V196H143ZM156 195H157V194H156ZM160 195H162V192H161V194H159V196H160ZM169 195H170V194H169ZM195 195H197V194H195ZM199 195H201V194H199ZM211 195H212V193H211ZM234 195H235V194H234ZM234 195H232V197H233ZM239 195L237 194V196H239ZM241 195H242V194H241ZM258 195L260 196L261 193L258 194ZM262 195H263V193H262ZM15 196H17V195H15ZM18 196H19V195H18ZM18 196L15 198V201H16V199L18 200ZM28 196H27V197H28ZM32 196H33V195H32ZM58 196H60V194H59ZM99 196L101 197V195H99ZM132 196H133V194H132ZM153 196H154V195H153ZM159 196H158V197H159ZM163 196H164V195H163ZM166 196H167V195H166ZM192 196L194 197V195H192ZM216 196H217V194H216ZM225 196H227V195H225ZM225 196H222V197L224 198ZM229 196H230V195H229ZM6 197H7V195H6ZM6 197H5V199H6ZM49 197H50V195H49ZM84 197H85V196H84ZM103 197H104V196H103ZM117 197H118V196H117ZM117 197H116V200L119 199V198L117 199ZM130 197H129V198H130ZM145 197H148V196H143L144 199H147V198H145ZM179 197L182 199V196L179 194L177 200H179ZM206 197H207V196H206ZM217 197H218V196H217ZM217 197H216V198H217ZM222 197H221V199H222ZM232 197H231V198H232ZM241 197H242V196H241ZM241 197H239V198H241ZM245 197H246V196H245ZM251 197H252V196H251ZM251 197H249V198H251ZM1 198H0V200H1ZM42 198H43V197H42ZM54 198H56V196H55ZM92 198H93V197H92ZM126 198L128 199V197H126ZM156 198H157V197H156ZM174 198L176 199L177 197H174ZM183 198H185V196H184ZM200 198H203V197H200ZM207 198H208V197H207ZM233 198H234V197H233ZM242 198H243V197H242ZM259 198H260V197H259ZM259 198H258V200H259ZM261 198H262V197H261ZM5 199H4V200H5ZM8 199H10V198H8ZM13 199H14V198H13ZM23 199H24V198H23ZM52 199H53V198H52ZM82 199H84V198H82ZM82 199H81V202H82ZM98 199L100 200V198L97 197V201H98ZM122 199H123V198H122ZM132 199H133V200L135 199V200L137 201V196H136V198H133V197H132ZM139 199H140V198H139ZM141 199H142V198H141ZM160 199H161V197H160ZM181 199H180V200H181ZM188 199H189V198H188ZM188 199H183L180 203H182V202H184V201H185V202H188ZM227 199H229V198L227 197ZM252 199H253V198H251V200H252ZM29 200H30V198H29ZM31 200H33V199H31ZM58 200H59V199H58ZM61 200H62V199H60L59 201H61ZM65 200H66V199H65ZM68 200H70V199H68ZM68 200H67V201H68ZM77 200H79V199L77 198ZM85 200H86L87 203H90V202L87 201V199H85ZM107 200H110V199H106V201H107ZM129 200H131V198H130ZM129 200H124V201H123L124 204H125V201L127 202V201H129ZM135 200H134V201H135ZM142 200H143V199H142ZM142 200H140V202H141ZM148 200H149V198H148ZM150 200H151V199H150ZM164 200H165V199H164ZM168 200L170 201V199H168ZM189 200H190L191 203H192V199H191V197H190ZM197 200H198V203H199L200 200H199V199H197ZM206 200H207V199H205V201H206ZM218 200H219V199H218ZM225 200H226V199H225ZM230 200H231V199H230ZM230 200H229V201H230ZM241 200H242V199H241ZM241 200L238 199V201H241ZM15 201H14V202H15ZM54 201H55V200H54ZM67 201H66V202H67ZM79 201H80V200H79ZM95 201H96V200H95ZM118 201H119V200H118ZM118 201H117V202H118ZM121 201H122V200H121ZM138 201H139V200H138ZM145 201H147V200H145ZM152 201H155V199L152 200ZM159 201H160V200H159ZM165 201H166L167 203H169V201H167V200H165ZM174 201H176V200H174ZM212 201H213V199H212ZM220 201H221V200H220ZM220 201H219V204H218V205H220ZM243 201H244V200H243ZM259 201H260V200H259ZM5 202H7L8 205H10V204H9V203H10L9 201H5ZM33 202H36V201H33ZM49 202H50V201H49ZM61 202H63V201H61ZM70 202H72V201H69L68 203H70ZM91 202H93V200H92ZM103 202H105V200H103ZM107 202H108V201H107ZM110 202H111V201H110ZM110 202H109V203H110ZM115 202H116V201H115ZM166 202H165V203H166ZM217 202H218V201H217ZM227 202H228V201H227ZM247 202H249L248 199H247ZM252 202H253V201H252ZM252 202H250V203H252ZM7 203H6V204H7ZM16 203H17V202H15V204H16ZM20 203H21V202L19 201V205H20ZM22 203H23V202H22ZM41 203H42V202H41ZM53 203H54V202H53ZM56 203H57V202H56ZM132 203H133V202H132ZM132 203L130 202L131 205H132ZM142 203H144V202H142ZM162 203H163V201H162ZM167 203H166V204H167ZM205 203H206V202H205ZM211 203H212V202H211ZM236 203H237V208H238V206H240V205H238L239 202H236ZM1 204H2V203H1ZM35 204H36V203H35ZM54 204H55V203H54ZM60 204H61V203H60ZM64 204H65V202H64ZM77 204H78V203H77ZM101 204H103V203L101 202L100 205H101ZM106 204H107V203H106ZM156 204H157V203H156ZM160 204H161V203H160ZM170 204H171V203H170ZM177 204H178V203H177ZM177 204H173V203H172V206H173V205H176V206H177ZM192 204H193V203H192ZM221 204H222V203H221ZM226 204H228V203H226ZM231 204H232V202H231ZM11 205H12V204H11ZM17 205H18V204H17ZM21 205H22V204H21ZM28 205H29V204H28ZM28 205H27V206H28ZM41 205H42V204H41ZM43 205H44V204H43ZM43 205H42V206H43ZM48 205H49V204H48ZM62 205H63V204H62ZM62 205H60V207H62ZM94 205H95V204H94ZM104 205H105V204H104ZM107 205H108V204H107ZM109 205H110V204H109ZM109 205H108V206H109ZM135 205H136V203H135ZM168 205H169V204L165 205L164 207L166 208V206H168ZM178 205H179V204H178ZM195 205H196V204H195ZM234 205H235V204H234ZM252 205H253V204H252ZM4 206H5V205H4ZM29 206H30V205H29ZM36 206H37V205H36ZM36 206H35V208H36ZM38 206H39V205H38ZM46 206H47V205H46ZM66 206H67V205H66ZM66 206H65V207H66ZM70 206H72V205H70ZM81 206H83V204H82ZM90 206H91V205H90ZM140 206H141V205H140ZM143 206H145V205H143ZM169 206H170V205H169ZM169 206H168L166 209H169ZM181 206H182V204H181ZM206 206H207V205H206ZM212 206H213V205H212ZM212 206H210V207H212ZM220 206H221V205H220ZM225 206L228 207V206H230V205H228V206L225 205ZM225 206H224V207H225ZM1 207H2V206H1ZM8 207H9V206H8ZM12 207H13V206H12ZM12 207H11V208H12ZM14 207L17 208L18 206H17V207L14 206ZM14 207H13V208H14ZM19 207H20V206H19ZM48 207L50 208V206H48ZM53 207H54V206H53ZM55 207H56V206H55ZM63 207H64V206H63ZM78 207H80V205H78ZM84 207H86V205H85ZM87 207H88V206H87ZM99 207H101V206H99ZM104 207H105V206H104ZM106 207H107V206H106ZM109 207H110V206H109ZM135 207H136V206H135ZM137 207H138V205H137ZM137 207H136V209H137ZM158 207H161V206H158ZM183 207H184V206H182V208H183ZM195 207H196V206H195ZM208 207H209V206H207L206 208H208ZM216 207H217V206H216ZM216 207L214 206L213 213H215V211H216L215 208H216ZM218 207H219V206H218ZM230 207H231V206H230ZM233 207H234V206H233ZM252 207H253V206H252ZM13 208H12V209H13ZM29 208H30V207H29ZM35 208H33V209L35 210ZM57 208H58V207H57ZM81 208H82V207H81ZM111 208H112V207H111ZM129 208H130V206H129L128 208H126L125 210H127V209H129ZM144 208H146V207H144ZM174 208H175V207H174ZM199 208H200V207H199ZM239 208H240V207H239ZM257 208L260 209V205H259V207H258L257 205H255L254 209L251 210V206H250V204L243 203V204L241 205V209H240V210H241V212L244 213L243 215H248V214L254 212L255 210H257ZM263 208H264V206H263ZM2 209H3V208H1V211H2ZM26 209L28 210V208H26ZM30 209H31V208H30ZM67 209H68V208H67ZM67 209H66V210H67ZM86 209H87V208H86ZM92 209H93V208H92ZM102 209H103V208H102ZM102 209H99V211H97V212H96L95 214H93L92 216H90L89 213H88V211H87L88 216H90V219H89V221L87 222V225H88L87 227H88V229H89L90 231H92V230H99L100 227H102L103 224L105 223V217H104V215L102 214ZM121 209H122V208H121ZM140 209L142 210L143 208H140ZM161 209H162V207H161ZM175 209H176V208H175ZM192 209L194 210V208H192ZM226 209H228V208H226ZM226 209H225V211H226ZM6 210H7V207H6ZM6 210H5V212H7ZM23 210H25V209H23ZM45 210H46V209H45ZM57 210H58V209H57ZM57 210L55 211L56 214H57V212H58ZM60 210H61V209H60ZM68 210H69V209H68ZM68 210H67V211H68ZM74 210H76V209H74ZM79 210H81V209H79ZM87 210H88V209H87ZM129 210H130V209H129ZM129 210H128V211H129ZM131 210H132V209H131ZM141 210H140V212H141ZM169 210H170V212H169V214H170V213L172 212V210H171V209H169ZM178 210H179V212H180V211H181V208L178 209ZM178 210H177V211H178ZM193 210H192V212H193V214H194V211H193ZM217 210H218V208H217ZM220 210H221V209H220ZM223 210H224V209H223ZM233 210H234V212H235L236 209H233ZM31 211H32V210H31ZM35 211L38 212V211H37V208H36ZM46 211H47V210H46ZM49 211H50V210H49ZM77 211H78V210H77ZM77 211H76V212H77ZM89 211H90V210H89ZM106 211H107V210H106ZM121 211L124 212L123 210H121ZM152 211H153V209H152ZM160 211H161V210H160ZM230 211H231V209H230ZM230 211H229V212H230ZM3 212H4V211H3ZM11 212H12V211H11ZM19 212H20V211H19V209H18V213H19ZM25 212H26V210H25ZM53 212H54V211H53ZM55 212H54V213H55ZM72 212H73V210H72ZM72 212H70V213H72ZM79 212H80V211H79ZM112 212H113V210H112ZM117 212L119 213V211H117ZM132 212L134 213V212H137V211H133V210H132ZM143 212H144V211H143ZM145 212H147V211H145ZM145 212L142 213V214H145ZM150 212H151V210H150ZM164 212L167 213L168 211H166V210H162V211H161V213H164ZM207 212H209V211H207ZM229 212H228V213H229ZM15 213H16V212H15ZM23 213H24V212H23ZM28 213H30V211H28ZM31 213H33V212H31ZM38 213H39V212H38ZM54 213H52V214H54ZM63 213H64V212H63ZM110 213H111V211H110ZM110 213H109V214H110ZM128 213H129V212H128ZM137 213H139V212H137ZM147 213H149V212H147ZM147 213L145 214V216L147 215ZM153 213H154V212H153ZM157 213H158V215L160 214V212H157ZM157 213H156V214H157ZM165 213H164V215H165ZM176 213H177V212H175L174 214H176ZM182 213H183V212H182ZM185 213H187V212H185ZM190 213H191V212H190ZM218 213H219V211H218ZM257 213H258V212H257ZM3 214H4V213H2V216H3ZM8 214H10L9 211L7 212V217L10 218L11 216H8ZM19 214H21V213H19ZM24 214H25V213H24ZM26 214H27V213H26ZM36 214H37V213H36ZM56 214H55V217H54V215H53V218H54V219L50 222L51 224H50V228H49V232H48L49 235H46V236L49 237V239H48V241H46V239H44V240H45V243L47 244V247H46V253H45V256H42L43 259H45V261H44V263H42L43 261L41 260V264H57L58 262H62V260H59L58 262H56V261L59 259V256H60V255H59V250H60V251H61V250L63 251V253L67 256V260L69 261V260L72 258V256H73L74 250L77 248L79 242L83 239V236H84V232H85V229H84V228H85V227H83L82 225H77L74 221H70V222L67 221V222H65L66 220H62V219L60 218V217H61L60 214H59L60 217H59V216H56ZM65 214L67 215V212H66ZM65 214H64V215H65ZM73 214H75V213H72V215H73ZM77 214H78V213H77ZM124 214L126 215V212H124ZM142 214H141V215H142ZM156 214H155V215H156ZM167 214H168V213H167ZM169 214H168V215H169ZM178 214H179V213H178ZM183 214H184V213H183ZM183 214H182V215H183ZM219 214H220V213H219ZM219 214H218V215H219ZM241 214H242V213H241ZM259 214H260V212H259ZM12 215H13V214H12ZM28 215H29V214H28ZM32 215H33V214H32ZM32 215H30V216L32 217ZM34 215H35V212H34ZM39 215L41 216V212H40V214H38V218H40ZM42 215H43V214H42ZM62 215H63V214H62ZM64 215H63V216H64ZM78 215H80V217L82 216L81 214H78ZM119 215H120V213H119ZM135 215H136V214H135ZM138 215H139V214H138ZM151 215H152V214H151ZM155 215H154V216H155ZM185 215H187V214H185ZM202 215H204L203 212H202ZM210 215H213V214H210ZM216 215H217V211H216ZM230 215H231V214H230ZM18 216H19V215H18ZM25 216H26V215H25ZM47 216H48V215H46V217H47ZM68 216H69V215H68ZM68 216H67V217H68ZM74 216H76V214L73 215V217H74ZM117 216H118V215H117ZM121 216H122V215H121ZM127 216H128V215H127ZM127 216H126V217H127ZM154 216H153V217H154ZM165 216H166V215H165ZM178 216H179V215H178ZM188 216H190V214H189ZM199 216H200V214H199ZM258 216H260V215H258ZM3 217H4V216H3ZM5 217H6V216H5ZM5 217H4V218H5ZM14 217L16 218L17 216H14ZM42 217H43V216H42ZM42 217H41V218H42ZM70 217H71V216H70ZM109 217H110V216H109ZM118 217L120 218V216H118ZM124 217H125V216H124ZM135 217H136V216H135ZM147 217H149V216H147ZM147 217L145 218L146 221H147ZM155 217H158V216L156 215ZM160 217H161V219L164 218V217H162V215H160ZM166 217H167V216H166ZM176 217H177V215H176ZM0 218H1V216H0ZM19 218H20V217H19ZM23 218H24V217H23ZM26 218H27V217H26ZM26 218H25V219H26ZM32 218L34 219V218H36V216H35V217H32ZM43 218H44V217H43ZM83 218H84V217H83ZM112 218H113V217H112ZM115 218H117L116 215H115ZM136 218H137V217H136ZM25 219H24L23 221H28V220H25ZM139 219H141V218H137L136 221L139 220ZM143 219H144V218H143ZM143 219H142V221H143ZM150 219H151V218H149V221L152 220V219H151V220H150ZM161 219H160L159 221H161ZM166 219H168V218H166ZM43 220H44V219H43ZM45 220H46V219H45ZM74 220H75V219H74ZM111 220H112V219H111ZM117 220H118V218H117ZM117 220H116V221H117ZM157 220H158V218H157ZM157 220H155V221L158 222ZM170 220H172V219H170ZM170 220H169V221H170ZM173 220H174V219H173ZM173 220H172V221H173ZM186 220H188V219H186ZM5 221H6V220H5ZM9 221H10V220H9ZM13 221L15 222V220H13ZM16 221H17V220H16ZM19 221H20V220H19ZM31 221H32V220H31ZM31 221L29 220V222H31ZM37 221H40V223L43 222L42 219H38ZM47 221H48V220H47ZM114 221H115V219H114ZM116 221H115V222H116ZM120 221H121V219H120ZM120 221L118 222V224L120 223ZM129 221H130V220H129ZM142 221L140 220V221H137V222H139V224H140V222L142 223ZM146 221H145V222H146ZM164 221H165V220H164ZM174 221H175V220H174ZM177 221H178V220H176L175 222H177ZM188 221H189V220H188ZM115 222H114V223L111 222V224L113 223V224L115 225V224H116ZM145 222H143V223H145ZM156 222H155V223H156ZM162 222H163V221H162ZM175 222H172V223L177 224L179 221H178L177 223H175ZM182 222H184V224H187V223H185V220L182 221ZM3 223H4V222H3ZM15 223H17V222H15ZM22 223H24V222H22ZM25 223H26V222H25ZM36 223L38 224L39 222H36ZM127 223H129V222H127ZM146 223H147V222H146ZM146 223H145V224H146ZM151 223H153V220L151 221ZM155 223H153V224H155ZM163 223H164V222H163ZM163 223H162V224H163ZM4 224H5V223H4ZM8 224H9V223H8ZM31 224H32V223H31ZM31 224H30V226H31ZM34 224H35V223H34ZM78 224H79V223H78ZM109 224H110V223H109ZM113 224H112V226H113ZM120 224H121V223H120ZM120 224H119V226L115 225V226H117L116 228H119V227H120ZM122 224L125 226L124 223H122ZM122 224H121V226H122ZM165 224H167L166 221H165ZM180 224H181V223H180ZM9 225H10V224H9ZM23 225L26 226V224H23ZM28 225H29V224H27V226H28ZM39 225H40L39 227H41V224H39ZM126 225H130V224H126ZM143 225H144V224H143ZM158 225H159V224H158ZM5 226H6V225H5ZM11 226L13 227L12 224H11ZM11 226H9V227H11ZM17 226H19V225H17ZM27 226H26V228L29 229ZM44 226H45V225H44ZM112 226H111V227H112ZM115 226H113L112 228H110V229H109V232L111 231V229H112V232H113V228H114ZM124 226H122V227H124ZM130 226H132V225H130ZM150 226H151V225H150ZM150 226H148V228H149ZM155 226H156V225H155ZM155 226H154V227H155ZM163 226H164V225H163ZM163 226H162V227H163ZM15 227H16V226H15ZM15 227H13V231H14V228H15ZM21 227H22V226H21ZM34 227H36V226H34ZM39 227H36V228H39ZM125 227H126V226H125ZM127 227H129V226H127ZM146 227H147V226H146ZM146 227H145V228H140V227L137 228V233H136L135 235L144 234V232H148V233H150L151 231H150V230L148 231V229H146ZM160 227H161L160 225H159L158 229H157V227H156V230H158V231H156V230H155V231H156V232H159V228H160ZM36 228H34L33 230H35ZM41 228H42V227H41ZM41 228H40V229H41ZM47 228H48V227H47ZM133 228H134V227H133ZM150 228H151V227H150ZM5 229H6V228H5ZM15 229L18 230L17 228H15ZM114 229H115V228H114ZM127 229H128V228H127ZM2 230H3V229H2ZM2 230H1V231H2ZM23 230H24V229H23ZM23 230L20 229L19 232H21V231H23ZM25 230H26V229H25ZM131 230H132V229H131ZM160 230H161V229H160ZM4 231H5V230H4ZM28 231H30V230H28ZM31 231H32V230H31ZM37 231L39 232V230H37ZM45 231H46V230H45ZM47 231H48V230H47ZM115 231H116V229H115ZM155 231H154V232H155ZM15 232H16V231H15ZM19 232H18V233H19ZM32 232H34V231H32ZM38 232H37V233H38ZM43 232H44V231H43ZM95 232H96V231H95ZM102 232H104V231H102ZM154 232H153V233H154ZM11 233H14V232H11ZM16 233H17V232H16ZM16 233H15V234H16ZM24 233H25V232H22V234H24ZM37 233L35 232V234H37ZM40 233H41V230H40ZM44 233H45V232H44ZM110 233H111V232H110ZM124 233H125V232H124ZM127 233H128V232H127ZM127 233H126L125 235H127ZM3 234H4V232H3ZM3 234H2V236H3ZM35 234H34V235H35ZM19 235H21V234L19 233ZM32 235H33V234L30 233V236H32ZM37 235H38V234H37ZM37 235H36L35 237H37ZM115 235H116V234H115ZM131 235H132V234H131ZM154 235L156 236V238H157L158 236H160V235L157 236L156 234H154ZM13 236H15V235L13 234ZM26 236H27V235H26ZM26 236H25V237H26ZM30 236H29V237H30ZM121 236H122V234H121ZM155 236H154V237H155ZM0 237H1V235H0ZM3 237H4V236H3ZM18 237H20V236H18ZM21 237H24V236H21ZM41 237H42V236H41ZM48 237H46V238H48ZM92 237H93V236H92ZM92 237L89 236V239L92 238ZM102 237H103V235H102ZM102 237H101V235H100V238H101L100 240H102ZM123 237H124V236H123ZM154 237H153L151 240H153ZM9 238H11V237L9 236ZM16 238H17V234H16ZM26 238H27V237H26ZM26 238H22V239L20 238V239H21V240H23V239L25 240ZM37 238H38V237H37ZM39 238H40V237H39ZM43 238H44V236H43ZM96 238H97V237H96ZM103 238H104V237H103ZM133 238H134V239H133ZM142 238H145V237H142ZM5 239H6V238H5ZM20 239H15V240H17V242H18V240H20ZM28 239H29V238H28ZM31 239H32V237H31ZM132 239H133V240H136L135 237H133V236H132ZM157 239H158V238H157ZM3 240H4V238H3ZM6 240H7V239H6ZM6 240H5V241H6ZM24 240H23V241H24ZM36 240H37V239H36ZM95 240H97V239H95ZM104 240H105V239H104ZM106 240L108 241V239H106ZM115 240H117V239H115ZM115 240H114V241H115ZM204 240H206V239H204ZM0 241H1V240H0ZM28 241H29V240H28ZM114 241H113V243H114ZM128 241H129V239H128ZM158 241H160V239H159ZM169 241H170V240H169ZM200 241H203V240H200ZM206 241L208 242V239H207ZM1 242H2V243H1V245H0V249H1V246H2V244H3V241H1ZM13 242H14V241H13ZM24 242H25V245H24L25 247H24V248H26V242H27V241H24ZM24 242H22V244H23ZM36 242H37V241H36ZM98 242H99V241H98ZM98 242H97V243H98ZM155 242H156V240H155V241H152V244H151L152 247H153V243H155ZM170 242H172V241H170ZM211 242H213V241L211 240ZM4 243H5V245H6V242H4ZM9 243H10V242H9ZM37 243H38V242H37ZM45 243H44V244H45ZM192 243H193V242H192ZM204 243H205V242H204ZM19 244H21V243L19 242ZM33 244H34V241H33ZM85 244H86V243H85ZM85 244H84V246H85ZM90 244H92L91 241H90ZM102 244H103V242H102ZM109 244H110V242H109ZM119 244H121V242H119ZM168 244H170V243H168ZM173 244H174V243H173ZM173 244H172V245H173ZM194 244L196 245L197 243L194 242ZM194 244H192V245H194ZM200 244H202V243L200 242ZM206 244H207V243H206ZM17 245H18V243H17ZM17 245H15V242H14V246H17ZM37 245H38V244H37ZM95 245H96V244H95ZM97 245L99 246V243H98ZM112 245H113V244H112ZM159 245H160V243H159ZM165 245H167V244L165 243ZM202 245H203V244H202ZM202 245H201V247H202ZM3 246H4V244H3ZM6 246L9 247V246H11V245H6ZM12 246H13V245H12ZM12 246H11V247H12ZM35 246H36V244H35ZM38 246H39V245H38ZM91 246H92V245H91ZM98 246H97V247H98ZM130 246H131V245H130ZM132 246H133V245H132ZM134 246H135V245H134ZM162 246L164 247V245H162ZM36 247H37V246H36ZM42 247H43V246H42ZM94 247H95V246H93V248H94ZM166 247L169 248L170 245H168V246H166ZM198 247H200V246L198 245ZM5 248H6V247H5ZM15 248H16V247H15ZM15 248H14V249H15ZM18 248H19V245H18ZM29 248H30V247H29ZM39 248H40V247H39ZM39 248H36V249H39ZM85 248H88V247L86 246ZM90 248H91V247H90ZM98 248H99V247H98ZM104 248H105V247H104ZM131 248H132V247H131ZM133 248H134V247H133ZM135 248H136V247H135ZM137 248H138V247H137ZM137 248H136V249H137ZM170 248H171V247H170ZM170 248H169V249H170ZM195 248H196V246H195ZM202 248H203V247H202ZM20 249H21V248H20ZM101 249H102V248H101ZM113 249H114V248H113ZM113 249H112V250H113ZM151 249H152V248H151ZM166 249H167V248H166ZM200 249H201V248H200ZM1 250H3V249H1ZM6 250H7V249H6ZM6 250H5V252H4V250L2 251V252H4V253H3L4 256H6ZM15 250H17V248H16ZM21 250H22V249H21ZM27 250H28V249H27ZM30 250H31V248H30ZM39 250H40V249H39ZM41 250H42V249H41ZM106 250H107V249H106ZM114 250H115V249H114ZM132 250H133V249H132ZM144 250H145V249H144ZM17 251H18V250H17ZM86 251H87V252L89 251V252H88L89 254H90V252L93 253V251H91V249H89V248H88ZM101 251H102V250H101ZM115 251H116V250H115ZM134 251H136V250H134ZM150 251H151V250H150ZM152 251H153V250H152ZM168 251H169V250H168ZM19 252H20V251H19ZM30 252H31V251H30ZM36 252H37V251H36ZM113 252H114V251H113ZM117 252H118V251H117ZM8 253H9V252H8ZM20 253H21V252H20ZM20 253H19V254H20ZM25 253H26V252H25ZM32 253H33V252H32ZM41 253H42V252H41ZM134 253H135V252H134ZM136 253H137V252H136ZM153 253H154V252H152V254H153ZM9 254H10V253H9ZM27 254H28V253H27ZM27 254H26V256H27L26 259H29V258H30V262H31V260L33 259V257H32V259H31L30 256H32V255L29 256V255H27ZM33 254H34V253H33ZM97 254L100 255L99 253H97ZM117 254H118V253H117ZM199 254H200V253H199ZM199 254H198V255H199ZM34 255H35V254H34ZM43 255H44V254H43ZM75 255H76V254H75ZM79 255H80V253H79ZM86 255H87V254H86ZM95 255H96V254H95ZM98 255H96V256H98ZM103 255H104V254H103ZM105 255H107V254H105ZM105 255H104V256H105ZM153 255H154V254H153ZM158 255H159V254H158ZM204 255H205V254H204ZM0 256L2 257V260H4V258H6L7 256H8V258L10 257L9 255H7L6 257H4V256H2L1 254H0ZM28 256H29V258H28ZM39 256H40V255L37 254L36 257H39ZM91 256H93V255H91ZM109 256H112V255H111V252H110V255H109ZM120 256H121V255H120ZM139 256H141V255H139ZM205 256H206V255H205ZM42 257H41V258H42ZM44 257H45V258H44ZM75 257H76V256H75ZM87 257H88V256H87ZM94 257H95V256H94ZM98 257H99V256H98ZM137 257H138V256H137ZM137 257H136V258H137ZM151 257H152V256H151ZM202 257L204 258V256H202ZM61 258H62V257H61ZM61 258H60V259H61ZM96 258H97V257H96ZM133 258H134V257H133ZM138 258H139V257H138ZM142 258H143V257H142ZM195 258H196V255H195ZM195 258H194V259H195ZM198 258H200V256H199ZM26 259H24V260H26ZM38 259H40V258H38ZM38 259H37V260H38ZM84 259H85V258H84ZM87 259H89V258H87ZM91 259H92V258H91ZM99 259H100V258H99ZM99 259H98V260H99ZM104 259H105V257H104ZM146 259H147V258H146ZM151 259H152V258H151ZM200 259H201V258H200ZM65 260H66V259H65ZM65 260H64V261H65ZM94 260H96V259H94ZM94 260H93V262H94ZM142 260H143V259H142ZM144 260H145V259H144ZM144 260H143V263H144ZM147 260H149V259H147ZM164 260H165V259H164ZM0 261H1V260H0ZM20 261H21V260H20ZM20 261H18V262H20ZM22 261H23V259H22ZM90 261H91V260H90ZM133 261H134V260H133ZM167 261H168V260H167ZM197 261H198V260H197ZM202 261H206V260H205V259H202ZM2 262H3V261H2ZM2 262H1V264H3ZM25 262H26V261H25ZM30 262H29V263H30ZM34 262H36V260H35ZM85 262H86V261H85ZM85 262H84V263H85ZM88 262H89V261H88ZM88 262H86V263L88 264ZM96 262H98V261H96ZM99 262H100V260H99ZM101 262H102V261H101ZM136 262H141V261H138V260H137ZM168 262H169V261H168ZM198 262H199V261H198ZM207 262H208V261H207ZM26 263H28V262H26ZM69 263H70V262H69ZM86 263H85V264H86ZM91 263H92V262H91ZM112 263H115V262H112ZM133 263H134V262H133ZM147 263H148V262H147ZM147 263L145 262V264H147ZM163 263H164V262H163ZM5 264H6V263H5ZM19 264H20V263H19ZM21 264H22V263H21ZM34 264H35V263H34ZM37 264H38V263H37ZM76 264H78V263H76ZM102 264H103V263H102ZM125 264H126V263H125ZM136 264H137V263H136ZM139 264H140V263H139ZM148 264H149V263H148ZM165 264H166V263H165ZM201 264H202V263H201Z\"/></svg>",
    "mask_w": 264,
    "mask_h": 264
}]
</instances>
